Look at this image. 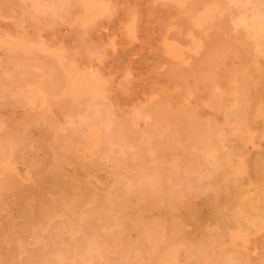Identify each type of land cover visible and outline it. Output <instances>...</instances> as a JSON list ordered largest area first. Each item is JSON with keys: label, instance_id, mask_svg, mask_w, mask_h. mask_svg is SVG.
<instances>
[{"label": "rangeland", "instance_id": "obj_1", "mask_svg": "<svg viewBox=\"0 0 264 264\" xmlns=\"http://www.w3.org/2000/svg\"><path fill=\"white\" fill-rule=\"evenodd\" d=\"M10 1V0H9ZM12 1H13V3H12ZM40 1V3H39V5H37V10H36V8H35V6L34 5H32V3H30V1H26V3L24 2H22V0H17V2H16V0H11L10 2H8V1H3V0H0V2H3V5H5V6H3L2 5V3L0 4V80H2V81H0V83L3 85V88L5 89V92L3 91V88L1 89V87H2V85H1V87H0V89H1V91L2 92H0V97L1 98H3L4 100L2 101V99L0 100L1 101V103L3 102H5L7 99H9V100H7V101H9V102H5L6 103V107H5V105L2 103V105L4 106H2L1 105V103H0V124L2 123L3 125H0V130H1V126H2V130L0 131L1 133L0 134H2V131H3V134H2V136L0 137V150L3 148V150H1L0 152L2 153H0V251L2 252H0V264H4L5 263V261H6V263L5 264H7V263H10V264H12V262H13V264H15V263H17V261H18V264H19V262L21 261V263L22 264H24L23 262H26L25 264H34V262H35V264L37 263H39V264H41V262L43 263V264H45L47 261L50 263V264H52V263H54V264H59L58 262H60V264H61V262H62V264L64 263V261H65V263L64 264H71V263H74V264H76V263H78V264H93V263H95V261H98L97 262V264H108L107 262H109V264H111V262H112V260L115 258V256H116V260H113V262H112V264H116V263H118V261H120V263H118V264H126L127 263V261H128V259H129V262H128V264L130 263V259H131V263L130 264H142V262H143V264H148V262H150L149 264H153V262H154V264L156 263V264H158L157 263V261H155L154 260V258H156V256H153V255H155V253H158L159 254V252L160 251H158V250H160L163 246L165 247H163L162 248V250L161 251H163L164 252V250L166 249V252H164V253H162V252H160V254H162L163 255V257L165 258V256H166V258L168 259L167 261H169V263L171 262H173V260H172V257H169L170 255H168V254H170V252L172 251L173 252V250H175L176 248L178 249V257H179V259H177L178 257L176 256V259H175V263L174 264H180V262H181V264H182V261L183 260H185L188 264H190L193 260H194V258L198 255V254H200V255H202V257L203 256H208L209 254H211L212 252V254L210 255V256H208V257H206V258H204L203 257V264H214V261L213 260H215V264H216V261H217V264L219 263V262H222V259H223V263L224 264H230V263H232V261H234V263L236 262V264H241V261L243 260V264H264V221L262 220V222H260L259 220H256V221H258L259 222V224H257V227L256 228H253V229H249L248 227V229L249 230H252L251 232H249V230H247L246 229V227H245V229L244 230H246V231H244L243 229H242V231H238L237 229H235L234 228V225L232 224V222H231V226L230 227H233V230H234V235H232V228L230 229V227H229V225L227 224V222L225 223L226 224V226L228 225V227H225V224H224V222L225 221H228L229 220V213H231L232 211H230V207L233 209V208H235V210L233 209V212H236V213H239L240 215H241V217H243V218H248V219H250V220H254V219H259V218H261V216L264 218V214H262V213H264V170H263V168L264 167H262V165L261 164H259V163H257V162H255L254 163V161H256L255 159H256V157H257V159H259V158H261L262 159V157L264 156V150H260V147L263 149L264 148V135H263V133H264V119H260L259 121H261V123L260 122H258L257 124H255L256 126L257 125H259V127H257V129H256V126L255 127H251V126H254V123L251 125L250 123H248V122H250V121H247L248 120V117L247 118H245L246 116H245V114L246 113H249V112H251L252 110H253V106H251V102H254V99H257L258 97H256L254 94H259L258 96H259V98L260 97H262L261 99H258L259 101H261V102H263L264 101V95L262 96V94H264V77H262V76H264V72L262 73V75L261 76H259L257 73L255 74V73H253L255 70V67L257 66V65H259V63L258 62H260V65H259V67L260 66H263V67H261V68H263L264 69V61H263V59H262V61H256V58H254V60H253V57H251L252 56V51H251V49H253V48H251V46H252V44L250 43V42H248L249 40L246 38L247 36H248V34H249V29L248 28H244L245 26L243 25V22H242V24H241V18L239 17L240 15L242 16L243 15V11H244V9L245 8H247V7H249V5L248 4H250L249 3V1L250 0H241L240 1V3H239V0H227V2H226V4L224 3L226 0H224L223 1V3L221 4V1L222 0H180V2L181 3H179V4H177V5H175V3H173V2H171V1H166V0H164V1H161V0H113V1H111V0H89V3H83V2H81V3H79L80 1H76V0H66V2L64 1V0H55V3L56 2H60L59 4L58 3H56L57 5L54 7V8H58L57 6H60L61 7V5L62 6H64L63 8L61 7V9H60V7H59V9H57L58 10V12H57V10H54V12H53V10H51V8H49V7H51V5L54 3L53 1L54 0H39ZM63 1V2H62ZM70 2V3H73L74 2V4H69L68 2ZM197 1H198V4H197ZM199 1H201L202 2V4L203 5H200L201 3L199 2ZM229 1V2H228ZM238 1V2H237ZM246 1L248 2V4L246 3ZM253 1H255V0H253ZM258 1H260L259 2V4H261L262 3V0H256V2H258ZM6 2H8V3H5ZM19 2V3H18ZM21 2V3H20ZM45 2H46V4H45ZM53 2V3H52ZM90 2H91V4H90ZM100 2V3H99ZM102 2V3H101ZM111 2V3H110ZM169 2V3H168ZM206 3V5H207V7H206V5L204 4V3ZM217 4H216V3ZM234 2H236V3H234ZM263 2H264V0H263ZM29 3H30V5H29ZM43 3V4H42ZM66 4V5H64V4ZM68 3V4H67ZM78 3V4H77ZM96 3V4H95ZM194 5H193V4ZM209 3V4H208ZM229 3V4H228ZM231 3H232V5L233 6H231ZM236 4V5H234V4ZM243 3H245L244 4V6L242 5ZM11 4V5H10ZM22 4H24V5H22ZM50 4V5H49ZM169 4V5H168ZM186 4L188 5L189 4V6L190 7H186ZM2 5V6H1ZM27 5H29V7H26ZM69 5H71V6H69ZM84 6L83 8L81 7V6ZM91 5H93V6H91ZM109 5H111V6H109ZM173 5V7L171 8V6ZM184 5V6H183ZM226 5V6H225ZM238 5H239V7H238ZM242 5V7L243 8H241L240 6ZM251 5V4H250ZM14 6V7H13ZM42 6H44V7H47V8H45V11H41L42 9L44 10V8L42 7ZM67 6H69V8L67 7ZM75 6H78V8L76 7L75 8ZM89 6H91V7H89ZM95 6V7H94ZM176 6H178V7H176ZM195 6H197V7H201V9H199L198 8V10H194V9H197V7L195 8ZM211 6V7H210ZM228 6V7H227ZM230 6H231V8H230ZM234 6H236V9H235V7ZM7 8L6 10L5 9H3V8ZM16 7V8H15ZM20 7V8H19ZM26 9H28L29 11H27V10H25V8ZM38 7H41L42 9H40V8H38ZM67 7V8H66ZM71 7H73V10H72V8ZM86 7V8H85ZM186 7V8H185ZM209 7V8H208ZM214 7V8H213ZM227 7V8H226ZM8 8H9V10H8ZM12 8V9H11ZM33 9V12H30L32 9ZM167 8H169V9H167ZM178 8V9H177ZM186 9V10H184V9ZM192 8H194L193 10H192ZM212 8V9H211ZM221 8V9H220ZM225 8V9H224ZM242 9V12H241V9ZM10 9H11V11L13 12H15V13H11L10 12ZM46 9H49V10H46ZM67 9V10H66ZM79 9V10H78ZM173 9V10H172ZM182 9H183V11H182ZM220 9V10H219ZM232 9V11H230ZM241 12V14L239 13V12H236V11H238V10ZM51 10V11H50ZM61 10V11H60ZM72 11H74V10H76V12L74 11L73 12V14L74 15H72L73 16V18H72V16L70 15L71 14V12ZM206 10H210V11H212V18H209V19H207V20H204L201 16H202V14H204V12L206 11ZM223 10V11H222ZM35 11V12H34ZM40 11L41 12H43V13H41L40 14ZM47 11V12H46ZM50 11V12H49ZM170 11V12H169ZM177 11V12H176ZM235 11V12H234ZM4 12V13H3ZM30 12V13H29ZM36 12H38V13H36ZM61 12V13H60ZM64 12V13H63ZM68 12H70V13H68ZM109 12V13H108ZM197 12V13H196ZM227 12H228V14H227ZM232 12V13H231ZM17 13V14H16ZM19 13V14H18ZM24 13H26V15L24 14ZM33 13H36L35 14V16H34V14ZM46 13H47V15H46ZM50 13L53 15H51V18L49 17V15H50ZM54 13V14H53ZM57 13V15L58 16H54L55 14ZM76 13H77V15H76ZM172 13V14H171ZM173 13H177L176 15L175 14H173ZM180 13L182 14V16L180 15ZM186 13H187V15L189 16H187L186 15ZM195 13V14H194ZM234 13V14H233ZM240 15H239V14ZM12 14V15H11ZM21 14V15H20ZM30 14H32V15H30ZM42 14H43V16H45V18H43V16H42ZM45 14V15H44ZM49 14V15H48ZM61 14V17L59 16ZM64 14V15H63ZM65 14H66V16H68V17H70V18H66L65 20H67V21H65V22H67V23H65L63 20L62 21H60L59 20V18L60 19H63L64 18V16H65ZM68 14V15H67ZM79 14V15H78ZM191 14V15H190ZM197 14V15H196ZM218 14V15H217ZM219 14H221V15H219ZM9 15H10V17H9ZM13 15L15 16V18H13ZM18 15V16H17ZM24 15V16H23ZM28 15H30L29 16V18H28ZM180 15V16H179ZM185 15V16H184ZM194 15V16H193ZM231 16V17H228L227 18V20L228 19H230V20H228V21H226V17L223 19L222 17L223 16ZM234 15H239L238 17L237 16H234ZM17 16V17H16ZM38 16V17H37ZM176 16V17H175ZM185 17V19H184V17ZM261 16H263V15H260L259 17H258V19L260 20H262L263 18H264V16L263 17H261ZM9 17V18H8ZM31 17V18H30ZM39 17H40V19H39ZM42 17V18H41ZM57 18V19H55V18ZM59 17V18H58ZM179 17V18H178ZM180 17H182L181 19H180ZM193 17V18H192ZM195 17V18H194ZM216 17V18H215ZM12 18V19H11ZM19 18V19H18ZM21 18H23L22 20H20ZM34 18V19H33ZM37 18V19H36ZM47 18V19H46ZM50 18V19H49ZM54 18V19H53ZM75 18H76V20H75ZM236 19V20H234V19ZM237 18H240V19H237ZM14 19H17V20H14ZM44 19V20H43ZM96 19V20H95ZM173 19H174V22H173ZM180 20V21H177V20ZM188 19V20H187ZM190 19H194L195 21H196V23H197V25L195 26V27H191L190 26V28H194V30H192V29H188V27L189 26H187L188 24V21L190 20ZM220 20V22H217V21H219ZM223 19V20H222ZM231 19H232V21H234V25H232L231 23H232V21H231ZM20 20V21H19ZM70 20V21H69ZM74 20V21H73ZM171 20V21H170ZM203 20V21H202ZM210 20H212V21H210ZM215 20V21H214ZM222 20V21H221ZM238 20V21H237ZM17 21H19V22H17ZM130 21H131V23H130ZM183 21V22H182ZM185 21H187L186 22V24L184 23ZM199 21V22H198ZM53 22V23H52ZM69 22H72V23H69ZM76 22H77V24H76ZM178 22V23H177ZM214 22V23H213ZM217 22V23H216ZM225 22H226V24H225ZM230 22V23H229ZM29 23V24H28ZM69 23V24H68ZM92 23V24H91ZM169 23V24H168ZM182 23H184L183 25H181ZM201 23H202V25H201ZM21 24V25H20ZM71 24V25H70ZM91 24V25H90ZM211 24H214V25H211ZM231 24V25H230ZM238 24V25H237ZM60 25V26H59ZM75 25H77L78 27H79V30H78V27L77 26H75ZM90 25V26H89ZM129 25V26H128ZM171 25V26H170ZM179 25H181V26H179ZM209 27H208V26ZM217 26V28H215L216 26ZM169 28H168V27ZM173 26V27H172ZM176 26H178V28L176 27ZM187 28H186V27ZM223 26H226V27H223ZM232 26H234V29H233V27ZM237 26H239V27H237ZM244 26V27H243ZM24 27V28H23ZM67 27V28H66ZM73 27V28H72ZM126 27H127V29H126ZM182 27H184V34L182 33L183 32V28ZM202 27V28H201ZM227 27H228V30L230 29V31H228L227 30ZM241 27H242V29H241ZM198 28V29H197ZM199 28H200V30H199ZM222 28H224V29H222ZM19 29V30H18ZM22 29V30H21ZM76 29H77V31H76ZM85 29V30H84ZM175 29V30H174ZM178 29V30H177ZM181 29V30H180ZM197 31H199V32H196V30ZM204 29V30H203ZM213 29V31H211ZM214 29H216L217 31L219 30V32H216V33H218L219 35H217L216 33H215V30ZM242 31H241V30ZM243 29H245V34L247 33V35H245L244 36V31H243ZM235 30V31H234ZM169 31V32H168ZM170 31H172V32H170ZM173 31H175V32H173ZM189 31V32H188ZM192 31H194V32H192ZM206 31V32H205ZM233 31V32H232ZM237 31V32H236ZM21 32V33H20ZM166 32H167V34H166ZM176 32H177V34H176ZM180 32V33H179ZM202 32L204 33V34H202ZM209 32H212V34L210 33L209 34ZM224 32V33H223ZM226 32V33H225ZM243 32V33H242ZM8 33V34H7ZM18 33H19V35H18ZM83 33V34H82ZM185 33H188V34H185ZM195 33V35L197 36V39H195L196 38V36L194 35L193 36V34ZM198 33V34H197ZM208 33V34H207ZM236 33V34H235ZM239 35H238V34ZM84 34H85V36H84ZM128 34V35H127ZM192 34V35H191ZM225 34V35H224ZM232 34V35H231ZM241 34V35H240ZM242 34H243V36H242ZM8 35V37H6ZM26 35V36H25ZM181 35V36H180ZM184 35H186V36H184ZM190 35V36H189ZM224 35V36H223ZM235 35V36H234ZM238 35V36H237ZM1 36H2V38H1ZM4 36V37H3ZM25 36V37H24ZM29 36V37H28ZM203 36V37H202ZM210 36V37H209ZM215 36H216V38H215ZM219 36H221V38H219ZM223 36V37H222ZM230 36V37H229ZM234 36V37H233ZM163 37H166L165 39L163 38ZM211 37H213L211 40L209 39V38H211ZM226 37L228 38V39H226ZM237 38V39H235V42H234V38ZM246 38L245 40H243L244 38ZM21 38H22V40H21ZM179 38H180V40H179ZM217 38H219L220 40H215V39H217ZM222 38H224V40L222 39ZM239 38H240V41H239ZM241 38H243V39H241ZM10 39V41H8ZM15 39V40H14ZM28 39V40H27ZM169 40V41H167V40ZM188 39V40H187ZM193 39V40H192ZM204 39V40H203ZM209 39V40H208ZM213 39H214V41H213ZM5 40V42H3ZM37 40V41H36ZM182 40H183V42H182ZM197 42H196V41ZM200 40H202V42L204 41L205 43H203L204 45L205 44H207V41H208V45H205V46H208V51L206 52V50H207V48L204 46L203 47V45L201 44L202 42L200 41ZM206 40V41H205ZM241 40L243 41V42H241ZM248 40V41H247ZM6 41H8V42H6ZM167 41V42H166ZM174 41V42H173ZM192 41V42H191ZM214 42V43H211V42ZM224 41V43H223V45H221V42H223ZM232 41V42H231ZM9 42H11V43H9ZM33 43V44H29V43ZM163 42V44L164 45H166V46H164L163 44H162V46H161V43ZM185 42H187V43H185ZM209 42L211 43V44H209ZM220 42V43H219ZM227 42V43H226ZM237 42V43H236ZM247 42V43H246ZM35 43H37V44H35ZM169 43V44H168ZM181 43H183L184 45H187V46H189V47H187V46H183V44H181ZM190 43V44H189ZM196 43V44H195ZM199 45H201V46H199ZM226 43V44H225ZM237 45V48H235L234 46H236L235 44ZM243 43H245L244 44V46L246 45L247 46V48H246V46L244 47L243 46ZM11 44V45H10ZM179 44H181L180 46H179ZM213 44V45H212ZM214 44H216L217 46H218V48H217V46L215 47L214 46ZM225 44V45H224ZM240 44H242L241 45V47H239L240 46ZM249 44H251V45H249ZM17 45V46H16ZM32 45L34 46V47H32ZM37 45V46H36ZM168 45H170V46H168ZM212 45V46H211ZM232 45H233V47L235 48H233V49H231L230 47H232ZM239 45V46H238ZM2 46H3V50H2ZM5 46V47H4ZM39 46V47H38ZM168 46V47H167ZM211 46V47H210ZM222 46H224V48L222 47ZM230 46V47H229ZM43 49H42V48ZM164 49H162V48ZM172 48V49H174V50H176L177 52H180V53H178L179 55H178V57H172L171 56V59L172 60H175L176 58H178V59H176V60H178V62L177 63H175V62H173L172 60L170 61V58H168V55H165V48ZM177 47V48H176ZM198 47V48H197ZM210 47V48H209ZM220 47H222L221 48V50H220ZM251 49H250V48ZM17 48L19 49L18 51H17ZM32 48H33V50H34V52H33V50H32ZM47 50H46V49ZM215 48V49H214ZM225 48H227V49H225ZM239 48V49H238ZM244 48V49H243ZM246 48V49H245ZM248 48H249V50L251 51V52H249L248 53ZM6 49V50H5ZM14 49V50H13ZM36 49V50H35ZM179 49H180V51H179ZM231 49V50H230ZM10 50V51H9ZM20 50H21V52H20ZM48 50H50L49 52H47ZM76 50V51H75ZM90 50V51H89ZM188 50V51H187ZM197 50H198V53H197ZM199 50L201 51V50H203V51H201V53L199 52ZM225 51V50H227V53L228 52H230V51H235L234 53H236V56L234 55V53L232 54L231 52L229 53L230 55H232L231 57H229L228 56V54H226V51L224 52V54H223V52H220V51ZM247 52H246V51ZM6 51V52H5ZM14 51H15V53H14ZM18 53H17V52ZM39 51V52H38ZM56 51V52H55ZM69 51V52H68ZM89 51V52H88ZM92 51V52H91ZM205 51V52H204ZM209 51H211V52H209ZM238 51H240V52H238ZM245 51V52H244ZM25 53V54H23V53ZM33 52V53H32ZM38 52V53H37ZM55 52V53H54ZM77 54H76V53ZM97 52V53H96ZM188 52H190V53H188ZM195 52V53H194ZM204 52V53H203ZM209 52V53H208ZM212 52H214L215 53V57L214 56H212ZM221 54H220V53ZM245 53V56H243L244 55V53ZM6 55H5V54ZM9 53V54H8ZM31 55H30V54ZM36 53V54H35ZM40 53H41V55H40ZM46 53H49V55H51L52 54V57H47V56H49L48 54H46ZM90 53V54H89ZM94 53H96V54H94ZM192 53V54H191ZM208 53V54H207ZM211 53V54H210ZM239 53V54H238ZM241 53H243L242 55H241ZM249 55H248V54ZM13 54V55H12ZM48 58H46L44 55ZM55 54H56V57H55ZM66 54V55H65ZM85 54H87V55H85ZM167 54V53H166ZM194 54V56H192ZM200 56H199V55ZM202 54H204V56L206 57V61H205V57L202 55ZM221 56V57H219V55ZM224 55V59H225V57L227 58V60L226 61H228V63L226 62V65H225V63H224V65H222L223 64V62L225 61L224 59H222L223 61L221 62L219 59H221V58H223L222 56ZM9 55H10V57H9ZM33 55V56H32ZM36 55V56H35ZM41 57H40V56ZM73 55H75V56H73ZM90 55V56H89ZM162 55H164V58H165V60H164V58L162 57ZM206 55H210L209 57L208 56H206ZM214 55V54H213ZM218 55V56H217ZM241 55V56H240ZM251 55V56H250ZM30 57L31 56V61H29V59H27L28 57ZM100 56V57H99ZM167 56V57H166ZM196 56H198V58H199V60H198V58H196ZM235 58H234V57ZM8 57H9V59L10 60H13V62L12 61H10V60H8L7 61V59H8ZM23 57V58H22ZM25 57H27L26 59H25ZM46 59H45V58ZM54 57V58H53ZM57 57H58V59L59 60H57ZM66 60H63V61H65V62H61L62 61V59L63 58ZM71 57V58H70ZM77 57V58H76ZM91 57V58H90ZM170 57V56H169ZM181 57V58H180ZM185 58V59H182V58ZM194 57V58H193ZM214 57V58H213ZM252 59H251V58ZM13 58V59H12ZM14 58L17 60L18 59V61H16V60H14ZM22 58V59H21ZM37 58H39V59H37ZM49 58H52L53 59V61L55 62H53L51 59H49ZM56 58V59H55ZM67 58V59H66ZM89 58V59H88ZM95 58V59H94ZM210 58V59H209ZM218 60H217V59ZM239 58V59H238ZM248 58V59H247ZM180 59V60H179ZM197 59V61L195 62V63H193L195 60ZM200 59H202L203 60V62H202V60H200ZM212 59H216L215 60V62L217 61V63H219L220 64V62H221V66H219L217 63H215L214 62V60H212ZM234 59V60H233ZM238 59V60H237ZM34 60H38L39 61V63H38V61H35V63L36 64H34ZM45 60H48V61H46L45 62ZM58 61V63H56L57 61ZM68 60H71V61H68ZM76 60H78V61H76ZM96 60H98V61H96ZM211 60H212V62H211ZM229 60L231 61V63L229 62ZM249 60H251V61H249ZM258 60V59H257ZM42 61H43V64H42ZM52 61V62H51ZM182 61V62H181ZM187 61V62H186ZM191 61V62H190ZM201 61V62H200ZM234 61H238V62H234ZM253 61H255V62H253ZM16 62H19V65H18V68H19V66H20V71H19V69H18V71H19V73H18V71L15 69V68H17V64L18 63H16ZM22 62V63H21ZM29 62H31V64L29 63ZM47 62H48V64H47ZM51 64H50V63ZM74 62V63H73ZM185 62V63H184ZM198 62V63H197ZM199 62H200V64H199ZM207 62H208V65H204V64H207ZM214 62V63H213ZM251 62H252V64H251ZM6 63H8V64H6ZM10 63H12V64H15L16 63V66L15 65H11ZM27 65H26V64ZM64 63V64H63ZM66 63V64H65ZM179 63V64H178ZM180 63H181V65H180ZM183 63V64H182ZM211 63L213 64V66L215 65H218V66H214L215 67V69H214V72H215V70L216 69H218V71H216L217 73H220V74H218V76L217 77H215L216 75H217V73L215 72H213V68L214 67H212V65H211ZM230 63V64H229ZM232 63H233V65H232ZM236 63H238V64H236ZM249 63V64H248ZM256 63V64H255ZM258 63V64H257ZM2 64H4V65H2ZM25 64V65H24ZM38 64V65H37ZM40 64V65H39ZM47 64V65H46ZM53 64H55L56 65V67H55V65H53ZM58 64H61V65H58ZM68 64H70V65H68ZM100 64V65H99ZM169 64V65H168ZM194 64H198V66L196 67V65H194ZM203 64V65H202ZM209 64H210V66H209ZM247 64V65H246ZM263 64V65H262ZM36 65V66H35ZM76 65H78V67H76ZM82 65V66H81ZM165 65H166V67H165ZM173 65V66H172ZM178 65V66H177ZM183 65V66H182ZM232 65V66H231ZM238 65V66H237ZM241 65V66H240ZM249 65H251V66H249ZM255 65V66H254ZM4 66H6V67H4ZM10 66V67H9ZM12 66V67H11ZM24 66H26V67H23ZM33 67V69H31V67ZM38 66V67H37ZM43 66V67H42ZM51 66V67H50ZM60 66V67H59ZM71 66V67H70ZM84 66V67H83ZM88 66V68H85V67H87ZM201 66H203L204 68H206L207 66V68L209 69L208 71H207V69H206V71L204 70V68L202 67V68H200V69H202L201 71H199L200 69L198 68V67H201ZM206 66V67H205ZM223 66H225V69L227 70V72L225 71V69H224V67ZM226 66H228L227 68H226ZM28 67H29V69H31V72H30V70L28 69ZM45 67V68H44ZM46 67H49L50 69L49 70H46V69H48V68H46ZM64 67V68H63ZM80 67V68H79ZM179 67V68H178ZM186 67V68H185ZM219 67H221V68H219ZM230 67V68H229ZM253 67V71L252 70H250V68H252ZM55 68H56V70H55ZM60 68H62V71H61V69ZM74 70H73V69ZM83 68V69H82ZM167 68V69H166ZM169 68V69H168ZM172 68V69H171ZM199 70H198V69ZM212 69V71H211V69ZM228 68H229V70H228ZM233 70H232V69ZM245 68V69H244ZM247 68H248V70H247ZM15 69V70H14ZM23 69H25V70H23ZM39 71H38V70ZM57 69H58V71H57ZM68 69V70H67ZM183 69V70H182ZM193 69H197V70H193ZM4 70V71H3ZM7 70H9V71H7ZM12 70V71H11ZM23 70V71H22ZM36 71V74H35V71ZM52 70H53V72H52ZM66 70V71H65ZM78 70V71H77ZM95 70V71H94ZM177 70V71H176ZM190 70H192L191 71V73H190ZM224 72H223V71ZM232 71V73H231V71ZM243 70H244V73H243ZM247 70V71H246ZM26 71V72H25ZM41 71V74H39V72ZM46 71V72H45ZM57 73H59L60 72V75L59 74H57ZM170 71V74L168 73ZM229 71V72H228ZM246 71V72H245ZM248 71H250V73L248 72ZM4 72H6V73H4ZM10 72V73H9ZM21 72H23V73H21ZM33 72V73H32ZM182 72H183V74H182ZM194 72V73H193ZM196 72H198V73H200V74H202V72L204 73V76H203V74L200 76V74L198 75V73H197V76H195L196 75ZM213 72V73H212ZM235 72H239L238 74H240V75H238L237 73H235ZM243 74H245V75H243ZM1 73H4V75L2 74V76H3V78H2V76H1ZM8 73V74H7ZM21 73V74H20ZM30 73V74H29ZM69 74V75H66V74ZM71 73V74H70ZM77 73H78V75H77ZM186 73V74H185ZM189 73V74H188ZM205 73H206V76H205ZM10 74V75H9ZM19 74V75H18ZM27 74H28V76L29 77H26L27 76ZM57 74V75H56ZM74 74V75H73ZM100 74V75H99ZM195 74V75H194ZM214 74H216V75H214ZM223 74H225L224 76H223ZM227 74H230V76L228 75V77H227ZM254 74V75H253ZM7 75H8V77H7ZM22 75V76H21ZM41 75V76H40ZM53 75H55V76H53ZM64 75V77L62 78V76ZM67 77H66V76ZM71 75H73L74 77H72ZM98 75V76H97ZM189 75H191V77L189 78ZM195 76L194 78H192L193 76ZM207 75H208V77H207ZM211 75H214L213 77L211 76ZM231 75H232V77H231ZM238 75V76H237ZM61 76V78H59ZM68 76H70V77H68ZM102 76V77H101ZM211 76V77H210ZM254 76H255V78H254ZM7 77V78H6ZM23 77V78H22ZM34 77V78H33ZM100 77V78H99ZM179 77V78H178ZM182 78V80L185 82V85H184V82H182V80H181V78ZM199 77H200V79H199ZM203 77V78H202ZM220 77H221V79H220ZM230 77V80H228V78ZM234 77V79L236 78V81L234 80H232V78ZM240 77H241V79H240ZM245 77H247V78H245ZM20 78V79H19ZM65 78H67V80H65ZM75 78V79H74ZM102 78V79H101ZM188 78V79H187ZM205 78V79H204ZM208 78V79H207ZM215 78V79H214ZM239 80H238V79ZM258 78V79H257ZM259 78H261V79H259ZM4 79V80H3ZM50 79V80H49ZM53 79H54V81H53ZM73 79H74V81H73ZM181 81H180V80ZM200 80V81H202L201 83H200V81H196V80ZM208 81H207V80ZM247 79V80H246ZM263 79V80H262ZM13 80H16V81H14V82H12ZM21 80V81H20ZM40 80V81H39ZM61 80V82H58V81H60ZM64 80V81H63ZM102 80H105L104 82H102L101 83V81ZM195 80V81H194ZM206 81L205 83H204V81ZM216 80H217V82H216ZM218 80H220L219 81V83H221L219 86H218ZM241 80V82L239 83V81ZM243 80H245V81H243ZM258 80H261V81H258ZM29 81H31V82H29ZM38 81V82H37ZM42 81H44V82H42ZM63 81V82H62ZM67 81V82H66ZM69 81H70V83L73 81V84L71 83H69ZM177 81H179V82H177ZM187 81V82H186ZM189 81H191V82H189ZM195 82V83H192V82ZM213 81H215V82H213ZM225 81V82H224ZM238 81V82H237ZM243 81V82H242ZM31 83V85L33 86V85H36V87H39L41 90H42V87H43V91H44V93H46V105L49 107V109H48V107H42V108H46V109H42V108H39V106H36L35 108L37 109V112H36V110H35V108H33L31 105H28V103L26 102V101H24V100H26V93H27V89H28V87H29V85L28 84H23V83ZM32 82H33V84H32ZM36 84H35V83ZM47 82V83H46ZM57 82V83H56ZM65 82H66V84H65ZM77 82V83H76ZM182 82V83H181ZM196 82H199V83H197L196 84ZM209 82V83H208ZM213 82V83H212ZM224 82V83H223ZM227 82V83H226ZM228 82H229V84L230 83H232L231 85H229L228 84ZM244 82L246 83V84H244ZM252 82H253V85H252ZM259 82H261V83H259ZM262 82H263V84H262ZM13 83V84H12ZM43 83V84H42ZM61 83H62V85H61ZM99 83V85H97ZM104 83H106V84H104ZM180 83V84H179ZM189 83V84H188ZM191 83V84H190ZM206 83H207V85H206ZM215 83V84H214ZM217 83V84H216ZM225 83H226V85H225ZM237 83V84H236ZM241 83H243V84H241ZM258 83V84H257ZM42 84V85H41ZM50 84V85H49ZM78 84V85H77ZM110 86H109V85ZM177 84V85H176ZM183 86H182V85ZM208 84L210 85V86H208ZM227 84H228V86H227ZM238 84H241V86H243V87H241L240 85L238 86ZM262 84V85H261ZM14 85V86H13ZM27 85V86H26ZM30 85V86H31ZM41 85V86H40ZM55 86L56 88V90L55 89H53L54 87L53 86ZM71 85V86H70ZM106 85V87L104 88L103 87V89H102V86H105ZM174 85V86H173ZM189 85H190V87H189ZM194 85V86H193ZM224 85L226 86V87H229L230 89V91H235V93L234 92H229L228 91V89L226 88V87H224ZM248 85V86H247ZM257 85H260V86H258V87H256ZM48 86V87H47ZM50 86H52L51 87V89L49 88ZM60 86H62V87H60ZM85 88H84V87ZM207 86V87H206ZM212 86V89L210 88ZM214 86V87H213ZM216 86V87H215ZM223 88H222V87ZM236 87V89L234 90L232 87ZM263 86V87H262ZM22 87V88H21ZM59 87V88H58ZM101 87V88H100ZM110 89H109V88ZM188 88V90H187V88ZM194 87V88H193ZM198 87V88H197ZM210 88V90H208L209 88ZM221 87V88H220ZM234 87V88H235ZM241 87V88H240ZM248 87H249V89H248ZM261 87H262V89H261ZM11 88V89H10ZM15 88H19V89H15ZM47 88H49V89H47ZM66 88V89H65ZM106 88H108V89H106ZM182 88V89H181ZM190 88V89H189ZM206 88H208V89H206ZM214 88V89H213ZM220 88V89H219ZM237 88H238V90H237ZM247 88V89H246ZM252 88V89H251ZM15 89V90H14ZM23 91H22V90ZM48 90V92H47V90ZM58 89H60L59 91H58ZM106 89V90H105ZM193 91H192V90ZM223 90V94H221V92H220V90ZM225 89V90H224ZM231 89H233V90H231ZM250 89H251V91H250ZM16 92H14V91ZM50 90V91H49ZM66 90V91H65ZM84 90V91H83ZM89 90V91H88ZM158 90V91H157ZM185 92H184V91ZM187 90V91H186ZM198 90H202V91H198ZM206 90H207V93L209 94V92H210V94H212L211 92H213V94H214V96L213 95H208L207 93H206ZM212 90H214L215 91V93H214V91H212ZM246 90H248V91H246ZM53 91V92H52ZM57 91V92H56ZM68 91V94H66L65 92H67ZM107 91V92H106ZM110 91V92H109ZM159 91H161L160 93H157V92H159ZM164 91V92H163ZM219 91V92H218ZM226 91H228L229 93H231V94H229V93H227ZM237 91H239V92H237ZM241 91L243 92V93H241ZM4 92V94H2ZM21 92V93H20ZM86 92V93H85ZM91 94H90V93ZM167 94H166V93ZM182 92H183V94H182ZM192 92V93H191ZM193 92H194V96H193ZM227 93V94H225V93ZM246 92V93H245ZM248 92V93H247ZM16 94V95H14V94ZM20 93V94H19ZM58 93V94H57ZM65 93V94H64ZM182 95H181V94ZM184 93H186V94H184ZM188 93L190 94V95H188ZM219 93V94H218ZM238 93H240V94H238ZM250 93V94H249ZM19 94V95H18ZM61 94V96H59ZM68 95L67 97L66 96H64V95ZM155 94V95H154ZM158 94V95H157ZM163 94V95H162ZM205 94H207V96H210V97H208L207 98V96L205 95ZM217 94L219 95V96H217ZM242 94H243V97H242ZM254 96H252V95ZM4 95V96H3ZM6 95V96H5ZM17 95H18V97H17ZM70 95V96H69ZM87 95L89 96V97H87ZM93 95V96H92ZM167 95V96H166ZM169 95V96H168ZM202 95V96H201ZM220 95L224 98L225 97V99H223L222 97H220ZM224 95V96H223ZM230 97H229V96ZM238 97H237V96ZM245 95V96H244ZM251 95V96H250ZM8 96V97H7ZM15 98H14V97ZM20 96H21V98H20ZM48 96H50V97H48ZM57 98H56V97ZM83 96V97H82ZM84 96H86V97H84ZM100 96V97H99ZM153 96H155V97H153ZM159 96H161V97H164V98H166L165 100H164V98H163V100H162V98H160ZM179 96H182V97H179ZM188 97V98H186V97ZM205 96H206V98H205ZM242 97V99H239L240 97ZM247 96H249V97H247ZM53 97H55V99L57 100H55V99H53ZM59 97V98H58ZM63 97V98H62ZM70 97H72V98H70ZM79 97H82V98H79ZM100 98V100H101V98L102 97H104V99L103 100H101V101H104V100H106L107 102H106V104H105V101L103 102L104 103V105H102L103 103L102 102H100V103H98L97 104V102H98V98ZM110 97H111V99H110ZM169 97V98H168ZM191 97H193L192 99H191ZM211 97H213V98H211ZM218 97H219V99H218ZM236 97V98H235ZM253 97V98H252ZM5 98H7L6 100H5ZM65 98H67L68 100H73V98H74V100H75V102H71V101H68V100H66ZM84 98V99H83ZM91 98V99H90ZM170 98H171V100H170ZM216 98V99H215ZM232 98V99H231ZM233 98H235V100H233ZM243 98H244V100H243ZM248 98H249V100H248ZM17 99H21V100H17ZM48 99V100H47ZM59 99H64L63 101L61 100H59ZM83 99V100H82ZM157 100V99H159L160 100V103H159V100L158 101H154V103L152 102L153 100ZM182 99V100H181ZM198 99H200L199 101H200V103H199V101H197ZM209 99H211L210 101H209ZM13 100H15L14 102H15V105L13 104L14 102H13ZM73 100V101H74ZM79 100H82V101H87L86 103L88 104V107H89V105H92V108H95V109H92V110H94V112L92 111V110H90V113H91V111L93 112V114H95V115H93V114H91L93 117L94 116H96V117H92L91 115H90V113H88V114H86L87 113V111L89 112V109H90V107L88 108V107H84V108H87V109H84L83 108V106L84 105H86L85 104V102H82V101H79ZM91 100V102H89ZM97 100V101H96ZM99 100V101H100ZM109 100V101H108ZM165 102V104L164 105H162L161 106V104H163V102ZM170 102H169V101ZM188 101V102H185V101ZM214 100V101H213ZM219 100V101H218ZM222 100V101H221ZM225 100V101H224ZM239 100H240V103H239ZM242 100V101H241ZM248 100V101H247ZM250 100H251V102H250ZM11 101V102H10ZM67 101H68V103L70 104V108H69V106H66V107H64V105H68L67 104ZM95 101V102H94ZM148 101H150V102H148ZM166 101H168V102H166ZM182 101V102H181ZM213 101V102H212ZM219 102V107H218V105L215 107V106H213L212 104H214V105H216L215 103L216 102ZM224 101V102H223ZM228 101H230V102H228ZM234 101H236V103H237V106L235 105V107L233 106V104H236ZM18 102V103H17ZM61 102H63L64 104H61ZM77 102V103H76ZM155 102H157V104L155 103ZM162 102V103H161ZM231 102H233V103H231ZM21 105H20V104ZM24 103V104H23ZM50 103V104H49ZM74 103V104H73ZM82 103H84V104H82ZM94 103V104H93ZM95 103H96V107L94 106L95 105ZM108 103V104H107ZM212 103V104H211ZM223 103H228V104H224L225 105V107H224V105H223ZM241 103H242V105H241ZM245 103V104H244ZM250 103V104H249ZM15 106H13V105ZM17 104H19V106L17 105ZM26 104L28 105V106H26ZM71 104H73V105H71ZM78 104V107L76 106ZM82 104V105H81ZM159 104V105H158ZM166 104H167V106H166ZM200 104V105H199ZM231 104V105H230ZM247 104V105H246ZM23 105V106H22ZM25 105V106H24ZM57 105V106H56ZM60 105L62 106V111H61V107H60ZM100 105H102L101 107H100ZM108 105V106H107ZM110 105V106H109ZM156 105V106H155ZM223 105V106H222ZM228 105V106H227ZM230 105V106H229ZM241 107H239V106ZM244 105V106H243ZM263 105H264V102H263ZM13 106V107H12ZM71 106L73 107V106H75V107H73V108H71ZM99 106V107H98ZM104 106H106V109L104 108ZM111 106H112V111H111ZM30 109H29V108ZM39 108V110H38V108ZM53 107V108H52ZM78 109H77V108ZM82 107V108H81ZM103 107V108H102ZM150 107H151V109H150ZM156 107V108H155ZM158 107V108H157ZM160 107V108H159ZM170 107V108H169ZM194 107V108H193ZM233 107V108H232ZM59 108H60V111H59ZM147 108H149L148 110H150V111H147ZM163 108H164V110H163ZM166 108L168 109H171V110H166ZM174 108V109H173ZM176 108H180V110H182V109H184V110H182V111H180V110H178V109H176ZM182 108V109H181ZM192 108L195 110V114L193 115V113L194 112H192ZM220 110H219V109ZM235 108V109H234ZM32 109V110H31ZM43 111H42V110ZM53 109V110H52ZM54 109H56V110H54ZM69 109H72V110H70L69 111ZM76 109V111H77V113H78V116H79V118L77 119L76 117H78L75 113H76V111L74 112V110ZM100 110V113H99V110ZM101 109H103V110H101ZM110 109V110H109ZM113 109H115V110H113ZM157 109V110H156ZM160 110V112H159V110ZM176 109V110H175ZM186 109V110H185ZM217 109L219 110V113H217L218 111H217ZM227 109L228 110H234L233 112L235 113H233L232 111H227ZM238 109V110H237ZM25 110H30V112H26ZM48 110V111H47ZM52 110V111H51ZM86 112L85 113V115H86V117H85V115H84V111ZM87 110V111H86ZM98 110V113L96 112ZM163 110V111H162ZM178 110V111H177ZM187 110H189V111H187ZM223 111V114H220V112L222 113V111ZM238 112H240V115L239 114H237V111ZM240 110V111H239ZM65 111H66V113H65ZM71 111H73L72 113H70ZM102 111V112H101ZM112 112V113H107V112ZM116 112L115 114H117V112H118V114L117 115H115L114 114V112ZM141 111V112H140ZM156 111V112H155ZM165 111V113H166V111H167V113H166V115L167 116H169L168 117V119L166 118V115L165 114H163L162 112H164ZM173 111L175 112H177L178 114L180 113V112H182V115L181 114H179L180 116H182L181 118H183V119H185V115H186V113H187V115H189V116H187L186 115V119H188L189 118V120L187 121L186 119L184 120V122H182L183 121V119H181V118H179V115L176 113V115L174 114H172L173 113ZM245 111V112H244ZM46 114H45V113ZM48 112V113H47ZM56 112V113H55ZM68 112V113H67ZM134 114H133V113ZM226 112H228L229 113V115H228V113H226ZM25 113H26V115H25ZM28 113V114H27ZM55 113V114H54ZM108 115H107V114ZM136 113V114H135ZM145 113H148V115L147 114H145ZM160 113V114H159ZM171 113V114H170ZM190 113V114H189ZM225 113V114H224ZM230 113L231 114H233V117L230 115ZM30 114V115H29ZM47 114H49V116L47 115ZM63 114V115H62ZM66 114V115H65ZM70 114V115H69ZM97 114H100V117L97 115ZM112 114H113V116H112ZM139 114H141V115H139ZM143 114V115H142ZM145 114V115H144ZM152 116V118H151V116ZM153 114V115H152ZM32 115V116H31ZM37 115V116H36ZM40 115H42V117L40 116ZM62 117H61V116ZM84 115V117H82ZM101 115H102V118L104 119H101ZM107 116V117H105V116ZM112 116V117H110V119H112V120H110L108 117L109 116ZM125 115V116H124ZM155 115H156V117H155ZM160 115H162V116H160ZM171 115V116H170ZM177 115H178V118H177V121H176V117H177ZM184 115V116H183ZM225 115V116H224ZM236 115H237V119H235L236 118ZM245 116L244 118H245V120H244V118L242 117V116ZM25 116H27V117H25ZM32 118H30V117ZM34 116H35V118H34ZM53 118H52V117ZM59 116V117H58ZM63 116H65V117H63ZM67 116V117H66ZM70 116H74V117H71V119L69 118ZM90 116L92 119H95L96 121H100V119H101V123H100V125H102V122H103V125H107V127H108V125L109 124H111V125H109L110 127H108V133H109V136H106V138L108 139H103L102 138V142H101V144H99L98 145V147H99V150H97V147H96V149H95V147H94V141L92 140L93 139V129H96V127L98 126H95V124H96V122L94 121V120H92V119H90V121L88 122V121H86L85 119H88V117ZM97 116L99 117V119L97 118ZM115 116V117H114ZM118 116H124V117H118V119H117V117ZM128 116L130 117V118H128ZM163 116H165V117H163ZM194 116V117H193ZM199 116V117H198ZM229 116H231L232 117V119H231V117H229ZM235 116V117H234ZM238 116H240L241 118L240 119H243L242 120V123L240 124V128H242V130L246 127V129H244L243 130V132H244V134L246 135V130H247V128H249V126H250V128H252L253 129V134L255 133L256 134V132L257 133H259V134H256L257 136H259V135H261L260 137H256L255 136V134H254V140L257 142V143H259V145L255 142V145L248 151V152H245V154L243 153V154H240V155H236V156H234V161H236V158H239V159H242V160H244V166H243V168H241L240 170H234L233 172V174H231L229 171H227L226 173H224V172H221V170L219 169V164H218V162L220 161V155L224 158V155H225V157H226V154H225V151L226 152H228L229 150H231L235 145H234V141H233V139H232V137H229V135H228V131H226L227 129H228V127H229V125L228 126H225V122H226V119L228 118V121H229V119L231 120V121H233L231 124H230V122H229V124L230 125H232V124H234L237 120H240L239 118H238ZM48 118V119H51V120H46L45 121V119L46 118ZM57 117L59 118V119H57ZM89 117V118H90ZM126 117V118H125ZM144 117H145V119H144ZM147 117V118H146ZM162 119L161 120V123L162 124H160L159 122H160V119ZM175 117V118H174ZM195 117H197L196 119H198V121L195 119ZM220 117V118H219ZM221 117H223L222 119L224 120H221ZM22 118V119H21ZM25 118H27V119H25L26 120V122L25 123H27L26 125H25V123H24V119ZM42 118H45V119H42ZM85 118V119H84ZM124 118V119H123ZM171 118V119H170ZM216 118H218L217 120H215ZM9 119V120H8ZM33 119H35L34 121H33ZM38 119H41L42 120V124H41V120H40V122H39V120ZM55 119V120H54ZM64 121H63V120ZM68 119L70 120V122H68ZM77 119V120H76ZM80 119H82V120H84L83 122L82 121H78V120H80ZM113 119H114V121H115V124L114 125H116V129H115V126H113L112 127V124L114 123V121H113ZM120 119V120H119ZM122 119V120H121ZM135 119V120H134ZM140 119V120H139ZM153 119V120H152ZM168 120V121H165V120ZM181 119V120H180ZM193 119V120H192ZM203 119V120H202ZM212 119V120H211ZM23 120V122H21ZM28 120V121H27ZM30 120H32V121H30ZM44 120V121H43ZM57 120H59V122L57 121ZM74 120H76V121H74ZM117 120H119V122H120V124H118L119 122L117 121ZM132 121L131 122V124H130V121ZM171 122H170V121ZM175 120L179 125H177L176 126V122L173 121ZM178 120H180L179 122H181V123H179L178 122ZM190 120H192V121H190ZM199 120H201V122H199ZM205 120V121H204ZM50 121V122H49ZM53 121H56V122H54L53 123ZM65 121H66V123L67 124H69V125H67V124H65ZM92 121H94L93 122V125H92ZM113 121V122H112ZM129 121V122H128ZM149 121L151 122V124L149 123ZM156 122V124H155V122ZM186 121V122H185ZM218 121V122H217ZM17 122V123H16ZM30 122H31V124H30ZM35 122V123H34ZM45 122H49L50 123V127L49 126H47L49 123H45ZM62 122V123H61ZM64 122V123H63ZM76 122V123H75ZM82 122V123H81ZM88 124H87V123ZM106 122H108V124H106ZM170 122V123H169ZM188 122V123H187ZM206 122V123H205ZM215 122V123H214ZM222 122V123H221ZM6 123H8V124H6ZM54 124V126H52L51 124ZM57 123H59V124H57ZM81 123V124H80ZM84 123H86L85 124V127L87 128H85V127H82V126H80V125H83L84 126ZM123 123H125V124H123ZM168 123V124H167ZM186 123V124H185ZM193 123H197L196 125H194ZM203 123V125H202V127H199V125L201 126V124ZM19 124H21L20 126H19ZM33 124V125H32ZM39 125V127H38V125ZM74 124V125H73ZM77 124V125H76ZM80 124V125H79ZM134 124V125H133ZM139 124V125H138ZM165 124H167V126L165 125ZM170 124H172L171 126H170ZM182 124V125H181ZM189 124H191V125H189ZM221 124H223L222 126H224V128L226 129H222V132H224L223 130H225V132L224 133H222L221 132V127L222 126H220ZM25 126V128H23L24 130H22V129H20V128H22V127H24ZM32 125V126H31ZM34 125H36V126H34ZM60 125H62V126H60ZM68 127H67V126ZM87 125L89 126V127H87ZM99 125V126H100ZM120 125H122V126H120ZM132 125H133V127H132ZM153 127H152V126ZM158 125L159 126H161L160 127V129H158L157 130V128H158ZM163 125H165V126H163ZM186 125H188L186 128H191V130H192V132L190 131V129L188 130L187 129V131H186V128H185V126ZM193 125V126H192ZM197 125H198V127H197ZM244 125V126H243ZM247 125V126H246ZM18 126V127H17ZM43 126V127H42ZM59 126V127H58ZM63 126L65 127V128H63ZM70 126V127H69ZM80 126V127H79ZM95 126V127H94ZM98 126V127H99ZM118 126V127H117ZM121 127V129H120V127ZM155 126H156V128H155ZM180 128H179V127ZM190 126V127H189ZM220 126V127H219ZM7 128V130H8V132H7V130H6V128ZM17 127V128H16ZM20 127V128H19ZM49 127V128H48ZM51 127H53V129L51 128ZM63 128V130H60V128ZM67 127V128H66ZM90 127H93V128H90ZM103 127V126H102ZM128 127V128H127ZM167 127H169V128H167ZM171 127V128H170ZM175 127V129L177 130V134H178V136H176L177 134H175V129L173 130V128ZM177 127V128H176ZM210 127H211V129H210ZM216 127V128H215ZM12 128V129H11ZM16 128V129H15ZM45 128H46V130H45ZM56 128H58L59 130H57ZM61 128V129H62ZM70 128V129H69ZM71 128H73L72 130H71ZM77 128V129H76ZM86 129V130H84V129ZM113 128H114V134H112L113 133ZM119 128V129H118ZM124 130H123V129ZM129 128H133L132 129V131L131 132H134V133H132L131 134V132L129 131V130H131V129H129ZM153 128H154V130H153ZM164 128H166V129H164ZM178 128H179V130H178ZM182 128H184L183 130H182ZM198 128H201V129H198ZM223 128V127H222ZM5 129V130H4ZM15 129V130H14ZM18 129V130H17ZM48 129H49V131H48ZM57 130V131H55V130ZM128 129V130H127ZM142 129V130H141ZM162 129V130H161ZM171 129V130H170ZM180 129H181V131H180ZM197 129V130H196ZM215 130V131H213V130ZM12 130H14V132L12 131ZM18 132H17V131ZM21 130V131H20ZM26 130V131H25ZM29 130V131H28ZM50 130L52 131L51 133H50ZM54 130V131H53ZM65 130V131H64ZM80 130H82V131H80ZM89 130V131H88ZM90 130H92V131H90ZM118 130V131H117ZM121 130V131H120ZM134 130V131H133ZM138 130V131H137ZM145 130H147L146 131V133H151L150 135L149 134H145ZM149 130H150V132H149ZM156 130V131H155ZM173 130V131H172ZM185 130V131H184ZM198 130H200L199 132H198ZM206 130H207V132L208 133H206ZM209 130V131H208ZM263 131L262 133H260L261 131ZM23 131H25L24 133H23ZM59 131V132H58ZM112 131V132H111ZM120 131V132H119ZM136 131V132H135ZM142 131V132H141ZM144 131V132H143ZM161 131V132H160ZM168 131V132H167ZM175 131V132H174ZM182 131H184V133H182ZM204 131V132H203ZM220 132V133H217V132ZM260 131V132H259ZM20 132V133H19ZM26 132H27V134L29 135V136H27V138H26ZM31 134H30V133ZM55 132V133H54ZM61 132V133H60ZM64 132V133H63ZM66 132H68V133H66ZM75 132V133H74ZM90 132V133H89ZM119 132V133H118ZM122 132V133H121ZM127 132V133H126ZM141 132V133H140ZM157 132V133H156ZM164 132V133H163ZM167 132V135L166 136H168V137H165V133ZM171 132V133H170ZM198 132V133H197ZM5 133V134H4ZM12 133H15V135L16 136H19L21 133H23V134H21V136H19V137H16L14 134H12ZM19 133V134H18ZM58 133H59V136H58ZM64 135H63V134ZM87 133H89V134H87ZM117 133L119 134V136H118V139L116 138V136L115 135H117ZM124 133V134H123ZM131 134V136L130 135H128V134ZM137 133H139V134H137ZM154 133V134H153ZM175 134V135H172V134ZM189 134V135H187V134ZM191 133V134H190ZM194 133V134H193ZM202 133H204V135L202 134ZM8 134V135H7ZM24 134H26L25 136H24ZM51 134L53 135V136H51ZM65 134H67L66 136L70 139V141H67V140H69V139H67V137L65 136ZM68 134H69V136H68ZM77 135V137H74V135ZM86 134V135H85ZM92 134V135H91ZM123 134V135H122ZM136 134V135H135ZM153 134V135H152ZM186 135V136H188V137H186V136H184V135ZM200 134V135H199ZM205 134H207L208 136H207V138H208V141L206 140L207 138H205L206 137V135ZM3 135H4V137H5V139H4V137H3ZM6 135V136H5ZM12 135H14V139L16 138V140H14V141H16L17 143H19V144H16L14 141H13V136ZM48 135V136H47ZM63 137H62V136ZM124 135H126V136H124ZM128 135V136H127ZM135 135V136H134ZM140 135V136H139ZM154 135H156V136H154ZM162 135V136H161ZM170 135V136H169ZM192 135V136H191ZM194 135V136H193ZM201 136V137H203V138H201L200 137V139H198V137L199 136ZM214 135H216L215 136V139L216 140H214ZM218 135V136H217ZM71 136V137H70ZM91 136V137H90ZM133 136H134V138H133ZM165 138H164V137ZM171 136H173L174 138H176L175 140H176V145H175V147L173 146L174 144H172V143H174L175 142V140H174V138L173 137H171ZM181 136V137H180ZM183 136V137H182ZM205 136V137H204ZM209 136H212V137H209ZM21 137V138H20ZM29 137H30V139H29ZM51 139V140H53V142H56L58 145L60 144L61 146L60 147H57V144L56 143H54L53 144V142H51L49 139ZM52 137H54L55 139H52ZM60 139H59V138ZM66 137V138H65ZM78 137H81V138H78ZM91 138V139H89V138ZM125 137H126V139H125ZM135 137H139L138 139L137 138H135ZM143 137H144V139H143ZM153 137H155L156 138V140H155V138H154V140H153ZM190 137V138H189ZM247 137V136H246ZM1 138L6 142V141H8V143H9V145H10V147L12 146L13 147V145H14V147L15 148H17V149H15L14 147V150H13V148L10 150L8 147V145H6V144H8L7 142L5 143L3 140L1 141ZM59 140H61L62 142H59L58 141V139ZM62 138H63V140H62ZM65 138V139H64ZM73 138V139H72ZM114 138V139H113ZM129 138V139H128ZM132 138V139H131ZM151 138V139H150ZM158 138V139H157ZM169 140H167V139ZM172 138V139H171ZM183 139V138H185V140H183L185 143H183V141L182 140H180V142H179V139ZM190 139V141H189V139ZM193 138H194V140H193ZM213 138V139H212ZM222 139V140H220V139ZM230 138V139H229ZM263 138V139H262ZM9 139V140H8ZM11 139V140H10ZM22 139V140H21ZM29 140L28 141V144L30 143V142H32V144L30 143V145H28L27 144V140ZM81 139H83L84 141L82 142V141H80ZM88 139V140H87ZM123 139H125V140H123ZM128 139V140H127ZM160 139V140H159ZM161 139H163V141L161 140ZM165 139V140H164ZM178 139V140H177ZM192 139V140H191ZM197 139L201 142V143H199V141H198V144H197ZM202 139H204V140H202ZM218 139V140H217ZM19 140H21V141H19ZM24 140H26V141H24ZM31 140V141H30ZM56 140V141H55ZM71 140H74V141H71ZM79 140V141H78ZM104 140V141H103ZM112 140V141H111ZM114 140V141H113ZM118 140V141H117ZM122 140L125 142V141H129V142H125V143H127V147L125 146L124 147V145L123 144H121V142H122ZM144 140V142H142ZM150 140H152V141H154L153 143L155 144H151L150 143ZM168 142H167V141ZM170 140H173V142H170ZM225 140V142L223 143V141ZM229 140H230V142H229ZM14 142V144H13V142ZM51 142V143H49L48 144V142ZM86 141L88 142V144L86 143ZM91 141V142H90ZM131 141H135V142H133V144H135V145H133L132 144V142ZM151 141V142H152ZM193 141V142H192ZM195 141V142H194ZM203 141V142H202ZM207 141V142H206ZM214 141H216V142H214ZM226 141H227V143H226ZM261 141H263V142H261ZM1 142L3 143L4 142V144H1ZM26 142V143H25ZM47 142V144H45ZM64 142V143H63ZM67 142H69L68 144H67ZM72 142H73V144H72ZM78 142V143H77ZM81 142V143H80ZM90 142V143H89ZM93 142V143H92ZM107 142V143H106ZM112 142V143H111ZM116 142H118L117 144H116ZM124 142H122V143H124ZM137 142V143H136ZM139 142V143H138ZM161 142H163V143H161ZM164 142H165V144L166 143H168V144H164ZM188 144H187V143ZM196 143V144H191V143ZM208 142H210V144L212 143L213 144V142H214V144L215 143H217V146L219 147H217L216 145H210ZM218 142H220L221 144H219ZM45 144V147L46 148H44V144ZM75 143H77V146H76V144ZM83 143H85V144H83ZM109 143V144H108ZM160 143H161V145L162 146H160ZM170 143H171V145H170ZM190 143V144H189ZM223 143V144H222ZM233 143V144H232ZM261 143V144H260ZM15 144H16V146H15ZM26 144H27V146H26ZM50 144H52V145H50ZM66 144V145H65ZM81 144H83V145H81ZM105 146H108V147H105ZM111 144H114L115 146H116V148H117V150H116V148L113 146V145H111ZM120 144V145H119ZM132 144V145H131ZM146 144V145H145ZM164 144V145H163ZM179 144H185L186 145V147H187V145H188V149H190L189 150V152L192 154H189V152L187 151L188 149H182V148H186L185 147V145L181 148L180 147V145ZM201 144H204V145H201ZM206 144V145H205ZM209 144V145H208ZM220 146H219V145ZM231 144V145H230ZM263 144V145H262ZM7 146V148L9 149V151L8 150H6L5 151V149H7L6 148V146ZM20 145H21V147H20ZM24 145H25V148H24ZM47 145V146H46ZM71 145L73 146V147H71ZM86 145H87V147H86ZM91 145H93L92 147H91ZM140 145V146H139ZM148 145H149V147H148ZM153 145V146H152ZM195 145H196V147H198V146H201L200 147V149H199V151H197L198 153H196V150H198V148H196L195 147ZM198 145V146H197ZM221 145H222V147H225L224 149L221 147ZM226 145H228L227 147H226ZM261 145V146H260ZM1 146H2V148H1ZM19 146V147H18ZM23 146V147H22ZM50 146V147H49ZM64 146H67V147H64ZM82 146H84V147H82ZM91 147V149L92 150H90V147ZM101 146H103L102 148H101ZM123 146V147H122ZM133 146H135V147H133ZM136 146H137V148H136ZM153 148H152V147ZM156 148H155V147ZM167 146L168 147H172L171 149H169V148H167ZM176 146H177V148L179 147V148H181V150H177V148H176ZM191 146V147H190ZM203 146V147H202ZM205 146H207V147H210V149L209 148H205ZM211 146H212V148H211ZM259 146V147H258ZM52 147V148H51ZM54 147H56V148H54ZM62 147H64V149L62 148ZM120 149H119V148ZM128 147H131V148H129V149H127V150H129V151H131L130 153H131V155L129 154V152H126L125 150H126V148H128ZM147 147V148H146ZM160 147V148H159ZM162 147V148H161ZM216 147V148H215ZM220 147L222 148L221 150H223L224 152H222V151H220ZM24 149V150H22V149ZM59 148H61L60 150H57V149H59ZM71 148H73V149H71ZM85 148V149H84ZM100 148L102 149V150H100ZM104 148H107V150H105ZM110 148V149H109ZM115 148V149H114ZM134 148H136V149H134ZM150 148H151V150L153 149V150H155V151H149L150 150ZM165 148H167V149H165ZM214 148V150H212ZM227 148V149H226ZM229 148V149H228ZM20 149V150H19ZM26 149V150H25ZM44 149H46V151L44 150ZM63 149V150H62ZM66 149H67V155H68V159H66L67 158V155L66 154H62V151H63V153H65L66 152ZM96 151H95V150ZM112 149H114L115 151H116V156H115V152L114 151H110V150H112ZM119 149V150H118ZM122 149V150H121ZM141 149V150H140ZM149 151V153H151L150 155H149V153H148V151ZM159 149V150H158ZM173 149V150H172ZM176 149V150H175ZM216 149H219V150H217L218 152L220 151V153H216V154H212V153H215V152H217L216 151ZM18 151L20 154H18V152L16 153V151ZM57 150V151H56ZM62 150V151H61ZM83 150V151H82ZM90 151L89 153H87L88 151ZM104 150H105V152H104ZM124 152V154L121 152ZM132 150H134V151H132ZM144 150V152H142ZM164 150V151H163ZM166 150H169L170 151V154H169V151H166ZM188 152H186V151ZM206 150H209V151H207L208 152V154H206L207 152H205ZM256 150H258V151H256ZM4 151V152H3ZM7 151H8V154H6L7 153ZM54 151H55V153H54ZM65 151V152H64ZM76 151V153L74 154V152ZM87 151V152H86ZM97 152V151H99L98 153H97V155H96V153H92V152ZM112 152V153H110V152ZM120 153H119V152ZM136 151V152H135ZM159 152V153H157V152ZM161 151H163V153L164 154H162V153H160ZM192 151H194V152H192ZM200 151H202V152H200ZM210 151H212V153L210 152ZM255 151H256V153H255ZM6 152V153H5ZM15 152V153H14ZM59 152V153H58ZM71 153V155H70V153ZM81 153V156H80V153ZM83 152V153H82ZM105 153V154H103L106 158L104 159V160H107L106 162H101L102 160H103V155H101L102 153ZM107 152V153H106ZM114 152V153H113ZM137 152H139V153H137ZM146 152H147V157H146ZM152 152H155L156 154H154V153H152ZM171 152H174V153H171ZM182 152L184 153L183 155H182ZM199 152H200V154H199ZM261 152V153H260ZM30 153H31V155H30ZM33 153V154H32ZM40 153V154H39ZM52 153V154H51ZM64 156L63 157V160L61 161V158H60V160H59V157H62V155ZM78 153H79V156H78ZM125 153H126V155H125ZM128 153V154H127ZM185 153H186V155L189 157V158H187V156H185ZM196 153V154H195ZM209 153H211V154H209ZM223 153H224V155H223ZM251 153H253V154H255V156L254 157H252L251 158V156H250V154ZM258 153V154H257ZM14 154V155H13ZM17 154V156H15ZM35 154V155H34ZM57 155V156H55V155ZM73 154V155H72ZM95 156H97V157H95ZM112 154V155H111ZM119 154L122 156H124V157H122L121 158V156H119ZM167 155V156H165V158L164 157H162V155L164 156V155ZM181 154V155H180ZM206 154V155H205ZM218 154H219V156H218ZM10 155H11V158L10 159H12L11 161H10V159H8L9 157H10ZM49 155V156H48ZM51 155V156H50ZM59 155V156H58ZM76 155V156H75ZM134 155V156H133ZM135 155L137 156V157H135ZM156 155V156H155ZM173 155V156H172ZM196 155H202L201 157H202V159H203V157H205V159H203V163L204 164H206V165H204L203 163H201L202 162V159H201V157L200 156H196ZM205 155V156H204ZM208 155H210L212 158H210V156H208ZM261 155H263V156H261ZM8 156V157H7ZM20 156H22V157H20ZM31 156H34V157H31ZM70 156H72V157H70ZM77 156L79 157V158H77ZM99 156L100 157H102L101 159L99 158ZM110 156V157H109ZM112 156V157H111ZM127 156H129V158L127 157ZM130 156H132L131 158H130ZM150 158H149V157ZM168 156H170V157H168ZM172 156V157H171ZM195 156V157H194ZM206 156H208L209 157V159L206 157ZM217 156V157H216ZM239 156V157H238ZM249 156V158H251V159H249V158H246V157H248ZM258 156H261V157H258ZM15 157V158H14ZM20 157V158H19ZM66 157V158H65ZM74 157V158H73ZM75 157H76V159H75ZM82 157V158H81ZM131 161V162H129V160L127 159V158ZM135 157V158H134ZM151 157H154V158H151ZM157 157H158V159H157ZM159 157L161 158V159H159ZM199 157V158H198ZM216 157V158H215ZM241 157H243V158H241ZM19 160H18V159ZM32 158H33V160H32ZM53 160H52V159ZM69 158H71L72 160L71 161H68V160H70ZM90 158H92V159H90ZM95 160H94V159ZM108 158H110V160L108 159ZM114 158H116V160L114 159ZM124 158V159H123ZM139 158H141V159H139ZM148 158V159H147ZM170 160H169V159ZM172 158V159H171ZM184 158V160H182ZM192 158V159H191ZM194 158H196V159H194ZM255 158V159H254ZM16 159V160H15ZM34 159L36 160V162L34 161ZM49 159H51V162L52 161H54V162H52V165H51V163H50V161H49ZM73 159H75L74 161H73ZM79 159H82L81 161L79 160ZM84 159H85V162H84ZM87 159L89 160L88 162H87V164H86V161H87ZM125 159H127V162L125 163ZM135 159V160H134ZM139 159V160H138ZM164 159V160H163ZM189 160V162H187L188 160ZM215 159H217V160H215V161H218V162H215L214 160ZM219 159V160H218ZM239 159H237V160H239ZM260 159V160H261ZM263 159H264V157H263ZM34 161L33 163H32V161ZM48 160V161H47ZM66 162H65V161ZM79 160V161H78ZM93 160V161H92ZM97 160V163H98V161H100L98 164L97 163H93V162H95ZM114 161V163L112 162V161ZM141 160V161H140ZM156 160L161 164V166L163 165V163L165 164L164 166H162L163 167V169L164 170H162L161 168L162 167H160V165H158V162H156ZM169 161V162H171L172 164V166L170 165H168V164H170V163H168V164H166L165 163V161ZM172 160V161H171ZM173 160H174V162H173ZM190 160L191 161H193V160H195V161H197V162H190ZM201 160V161H200ZM207 160V161H206ZM212 160V161H211ZM14 161L16 162V161H18V164L17 163H14ZM57 163H56V162ZM59 161H61V163H62V165H64V164H66L64 167L61 165V163H59ZM63 161H64V164H63ZM77 161H78V163H77ZM92 161V162H91ZM122 161V162H121ZM124 161V162H123ZM137 161V162H136ZM138 161H140V163H138ZM144 163H143V162ZM177 161H179V163H181L180 165H179V163L177 162ZM211 162V163H209V162ZM253 162V164L254 165H256V168L254 167L253 168V164H252V162ZM263 161V166H264V160H262ZM10 162V163H9ZM13 162V163H12ZM29 162H31V163H29ZM39 162V163H38ZM47 162H49L50 163V165H51V168H49V163L47 164ZM68 162H73L71 165H70V163H68ZM77 163V165H76V163ZM117 162H118V164H117ZM120 162V163H119ZM133 162H135V163H133ZM141 162L143 163V165L141 164ZM147 162V163H146ZM182 162H184V163H182ZM206 162V163H205ZM214 162H215V165H214ZM247 162H250V163H248V164H250V165H248V164H246ZM34 163H36L37 165L36 166H34V167H36V168H33L32 166L34 165ZM45 163V164H44ZM53 163H55V164H58V166L60 167H58L57 165L55 166V164H53ZM79 163H82V165H84V166H82V168H81V164L79 165V167H78V164ZM102 163V164H101ZM105 163H107V164H105ZM110 163V164H109ZM125 163V164H124ZM128 163V164H127ZM150 163H157L156 165H158V170L156 169L157 168V166L156 165H152L151 164V167H150ZM173 163L175 164V165H173ZM185 163H187V164H185ZM191 163V165H189ZM195 163V164H194ZM197 163V164H196ZM199 163V164H198ZM210 165V166H208V164ZM257 163V164H256ZM16 164V165H15ZM28 164V165H27ZM60 164V165H59ZM93 164H95V165H93ZM107 165V166H105V165ZM121 164H123V166H121ZM129 164H133V165H135L133 168H132V166L133 165H129ZM218 164V167L216 166ZM32 165V166H31ZM46 165V166H45ZM67 165L69 166L70 165V167H69V169L67 168ZM73 165H75V166H73ZM87 165H88V169H87ZM96 166V165H101L100 167L99 166H96V167H93V166ZM111 165H114V166H112V168H111ZM118 165V166H120V168H118V166L116 167V166ZM129 167H128V166ZM145 165V166H144ZM183 165H186V166H182ZM195 165V166H194ZM202 165V166H201ZM56 168H55V167ZM62 166V167H61ZM91 166V167H90ZM108 166H109V168H108ZM139 166H142V167H139ZM150 168H149V167ZM165 166H169L168 168L167 167H165ZM175 166H176V168H175ZM180 166L183 168L182 170H179L178 171V169H180ZM198 166V167H197ZM203 166H205L204 168H206V170L205 171H203ZM248 166V167H247ZM260 166V167H259ZM8 167V168H7ZM15 167V168H14ZM17 167V168H16ZM32 167V169H31V171H28V170H30V168ZM47 167V168H46ZM55 169H54V168ZM59 169H58V168ZM85 167V168H84ZM99 167V168H98ZM114 167H116V169L117 170H119V171H117L116 169H114ZM125 167H126V169H125ZM131 167V168H130ZM136 167V168H135ZM154 167V168H153ZM173 167V168H172ZM184 167H186V168H184ZM194 167V168H193ZM195 167H197V170H196V168ZM202 167V168H201ZM209 167L211 168V170H209V173H212V172H214V168L213 167H215V171H216V169H218V170H220V171H216L215 173H213L214 175H215V182H221V183H219V184H217V183H215L216 184V186L215 185H213L214 183H213V176L214 175H211L210 174V176H209V174H206L207 172H208V169H209ZM262 167V168H261ZM15 170H13V169ZM45 168L47 169V170H45ZM76 168V169H75ZM81 168V169H80ZM84 168V169H83ZM92 170H91V169ZM101 168V169H100ZM111 168V169H110ZM123 168V169H122ZM128 168V169H127ZM134 168L136 169V170H134ZM141 169V172H139L140 173V175L138 174V171H140L139 169ZM144 168H146L145 170H144V173L142 172L143 170L142 169H144ZM161 170H160V169ZM171 170H170V169ZM199 168H200V170H199ZM208 168V169H207ZM258 168H259V170H263V171H260V173H257V172H259L258 171ZM52 169V173L53 174H51V172L49 171V170H51ZM68 169V170H67ZM70 169H71V171L72 172H69L70 171ZM73 169V170H72ZM75 169V170H74ZM80 169V170H79ZM83 169V170H82ZM99 169V170H98ZM121 169H122V171H121ZM153 169V170H152ZM154 169H156L157 171H155ZM175 170V172L174 171H172V170ZM186 169V170H185ZM190 169H192V170H195V171H190ZM213 169V170H212ZM43 171V172H45L46 171V173L48 174L49 173V175H47V177L48 178H46V173H43V172H41L42 173V175H41V173L40 174H38L37 175V171H38V173H39V171ZM45 170V171H44ZM62 170H63V172H62ZM66 170V171H65ZM96 170V171H95ZM103 170V171H102ZM109 170H110V172H109ZM111 170L112 171H114V172H111ZM135 172H134V171ZM138 170V171H137ZM149 170V171H148ZM160 170V171H159ZM166 170H168V171H166ZM184 170V171H183ZM47 171H49V172H47ZM53 171H57V174L55 173V172H53ZM60 173H59V172ZM68 171V172H67ZM85 171V174L83 173ZM97 171H101V172H97ZM119 172V174L120 173H122V174H120V181H119V174L117 173V172ZM121 171V172H120ZM124 171H125V173H124ZM131 171H132V173H131ZM136 171H137V173H136ZM159 171V172H158ZM162 171H164V172H162ZM170 171V172H169ZM177 171H178V173L180 172L181 173V175H180V173H179V175L177 174ZM186 171V172H185ZM189 171H190V173H189ZM202 171L204 172L203 174H202ZM207 171V172H206ZM64 172H66L65 174H64ZM80 172V173H79ZM82 172V173H81ZM95 172H97L98 174L96 175V173ZM116 172V173H115ZM157 172V173H156ZM166 172H167V175H166ZM172 172V173H171ZM192 172V173H191ZM195 172H199L198 174L197 173H195ZM35 173V174H34ZM58 176L59 174H63V175H61L60 177H61V181L62 180H64V178H68V176H69V178H70V180H67L68 181V183H67V181L66 182H64V183H62L61 181V183L63 184V185H65V183H66V185H67V187H66V189L65 188H63V187H65V186H63L60 182H59V180H60V177H57V176H55V174ZM59 173V174H58ZM67 173H70V174H67ZM72 173V174H71ZM89 173H91V174H89ZM112 173V174H111ZM114 173V174H113ZM123 173H124V176L126 175H128V177H124L123 176V178H124V180H123V178H122V176L121 175H123ZM128 173V174H127ZM136 173V174H135ZM161 173H165V178H164V174H161ZM219 174V176L217 175V174ZM222 175H224V176H222L221 177V174ZM227 173H229V181H226L227 183L228 182H230V183H228V185H227V183H225V185H227V186H224V183L223 182H225V180H223L222 178L224 177V178H226V177H228V175H227ZM33 174H34V176H33ZM81 174H83L82 176H80ZM86 174H87V176H86ZM118 174V175H117ZM142 174V175H141ZM150 174V176L151 177H147L148 175ZM158 174H161L162 176H160V175H158ZM175 174H177V175H175ZM186 174V175H185ZM191 174H193V176L191 175ZM194 174H196V175H194ZM208 175V177H211L212 178V180H211V178H209V181L207 180V176L206 175ZM226 174V175H225ZM238 174V175H237ZM246 174V175H245ZM259 174H261L260 176H259ZM263 174V175H262ZM16 175V176H15ZM55 176V178H54V176ZM65 175V176H64ZM71 175V176H70ZM72 175H73V177H72ZM77 175V176H76ZM79 175V176H78ZM89 175H91V176H89ZM131 175H132V178H131V180H130V178L129 177H131ZM138 177V178H140V180L143 182H141L142 183V185L145 187V189L143 190V191H141V192H139L140 190V187L142 186L141 184H139L138 182H140V180H138V178L136 177V176ZM185 175V176H184ZM188 175L189 176H191L190 178L188 177ZM203 175H204V177H203ZM237 175V176H236ZM247 176V177H245V176ZM13 176H15V177H13ZM22 178H21V177ZM28 176L29 177H31V178H28ZM43 176H44V178H43ZM89 176V177H88ZM97 176V177H96ZM107 176V177H106ZM114 176V177H113ZM142 176H144L143 178H144V180H142ZM153 176H154V178H155V180H154V178H153ZM159 176H160V180H159V182H158V178H159ZM167 176H169V180H168V177ZM176 177V180H175V177ZM178 176V177H177ZM180 176V177H179ZM182 176V177H181ZM195 176H198L197 178L195 177ZM201 178H200V177ZM217 176V177H216ZM232 176H236L237 177V180H235L234 181V178L232 177ZM242 176H244L245 178H246V180H245V178L244 177H242ZM36 177L38 178V180L36 181ZM64 177V178H63ZM77 177V178H76ZM81 177V178H80ZM83 177V178H82ZM94 177H96V178H94ZM118 177V178H117ZM133 177H134V180H133ZM136 177V178H135ZM158 177V178H157ZM167 177V178H166ZM172 178V181H170L171 180V178ZM173 177H174V180H173ZM193 177V178H192ZM202 177H203V180H202ZM205 177H206V180H205ZM219 177L221 178V180H223V181H221V180H219ZM235 177V178H236ZM241 177V180L239 181V178ZM11 178H13V180H14V178H15V180L14 181H12L11 180ZM34 178H35V180H34ZM73 178H74V183H75V185L73 184ZM92 178H93V180H92ZM114 178H116V180H114ZM126 178H127V181H128V183L127 182H125V180H126ZM128 178H129V180H128ZM145 178H146V181H147V178H148V181H151L152 180V178H153V180H154V182H152V183H150L151 185H156L155 187H153V186H151V185H148L149 183H148V181L146 182V184L144 183V181H145ZM150 178H151V180H150ZM156 178H157V180H156ZM183 178H184V180H183ZM194 178H195V180H194ZM230 178H231V180H230ZM243 178H244V180H243ZM259 178H263V180H262V183H260L259 182ZM18 179H21L20 180V182L21 183H19V182H17L18 181ZM39 180H41L40 182H39ZM48 180V181H47ZM51 180H52V182H53V184H54V181L53 180H56L57 182H55V185H56V187L52 184V182H51ZM72 180V181H71ZM78 180H80V181H78ZM113 180H114V182H113ZM123 180V181H122ZM138 180V181H137ZM152 180V181H153ZM181 180V181H180ZM182 180H183V183H182ZM188 180V182L186 183V181ZM189 180H191V183H192V185L191 186H193L192 188H189V187H191L189 184H191L190 183V181ZM199 180V181H198ZM211 180V181H210ZM245 181V182H247L246 184L243 182V181ZM248 180V181H247ZM16 182L15 183V185L17 186H14V183L12 184V182ZM24 181H26L25 183H24ZM29 181V182H28ZM50 181V182H49ZM70 181V182H69ZM75 181H77V182H75ZM108 181V182H107ZM133 181V183L135 182L136 184L134 185V184H131L130 182H132ZM164 181H168L169 183L167 184L166 182L164 183ZM174 181V182H173ZM177 181H178V184H176L177 183ZM181 182V185H179L180 184V182ZM193 181V182H192ZM231 181H233V183L231 182ZM236 181H238V182H240V183H238V182H236ZM242 181V182H241ZM261 181V180H260ZM11 184H10V183ZM37 182V183H36ZM59 182V184H56V183H58ZM78 182H79V184H78ZM85 182H87V183H85ZM107 182V183H106ZM117 182V183H116ZM120 182V183H119ZM122 182H124V183H122ZM161 182V183H160ZM171 182H172V188H171ZM195 182H198L197 183V185H196V183ZM205 182H207V185L205 186ZM210 182V183H209ZM4 183V184H3ZM18 183V184H17ZM49 183H51L53 186H51V184H49ZM104 183H106L105 185H104ZM111 183V184H110ZM117 185H116V184ZM119 183V184H118ZM122 183V184H121ZM125 183H127V185L125 184ZM129 183H130V185H129ZM156 183H160L159 184V186L160 185H163L162 187H159ZM202 183V184H201ZM231 183H232V185H231ZM249 183V184H248ZM71 186H70V185ZM123 184H125V185H123ZM164 184H165V186H164ZM167 184V185H166ZM198 184H199V186H198ZM208 184H210L209 186H211V184H212V186H211V188L213 187V188H215V190H217V192H215L216 194H217V196H220V198H219V201H221V202H223V203H221V202H216V201H218V197L216 196V195H212V197H211V194H212V192H214V189L213 190H210V189H208L209 188V186H208ZM236 185V187H234L235 185ZM239 184H240V186H239ZM244 184V185H243ZM5 185H7V186H9L8 188H7V186H5ZM26 185V186H25ZM39 185V186H38ZM61 185V186H60ZM70 187H69V186ZM72 185H74V187H77L78 185V187H77V189L76 188H74ZM77 185V186H76ZM107 185H109L110 186V188H109V186L107 187ZM112 185V186H111ZM130 186V188H129V186ZM133 185V186H132ZM138 185V186H137ZM140 185V186H139ZM183 185H185V186H187V187H184ZM202 185H204L205 187H207L208 186V188H203L202 187ZM217 185H219V186H217ZM260 185H262V187L260 186ZM49 187L48 189H47V187ZM60 186V189L58 188ZM81 186V187H80ZM88 186H90V188L88 187ZM94 186V187H93ZM103 186V187H102ZM115 186H117V187H115ZM121 186V187H120ZM138 188H137V187ZM141 187V190H142V188H144V187ZM151 186V187H150ZM181 186H182V188H181ZM198 186V187H197ZM201 186V187H200ZM223 186H224V188L226 187V188H228L227 189V192L230 194V196H232L231 197V200L232 201H230V202H232V206H234L235 204H237V207L236 206H234V207H232L230 204V202H226L225 200H224V198H223V196H222V194L221 193H223V191L225 190L224 188H223ZM229 186V187H228ZM244 186H247V187H244ZM13 187H15V189H17V190H14L13 189ZM18 187H20L21 188V190H20V188L18 189ZM51 187H53V188H51ZM62 187V188H61ZM82 187H85V189H87V191L86 190H83L84 188H82ZM112 187V188H111ZM119 187V188H118ZM127 187L129 188V189H127ZM153 187V189H151ZM166 187H168V188H166ZM177 189H176V188ZM183 187H184V189H183ZM196 187V188H195ZM218 187V188H217ZM236 188L234 191H233V189L234 188ZM239 187V188H238ZM245 189V190H241V189H243V188ZM14 190V191H16V193L15 192H13L12 191V189ZM58 188V189H57ZM80 188V189H79ZM82 188V189H81ZM94 188V189H93ZM105 188V189H104ZM108 188V189H107ZM114 188V189H113ZM123 188V189H122ZM149 188V189H148ZM158 188V190L156 191V189ZM175 188V189H174ZM186 188H189V189H186ZM194 188V189H193ZM201 188H203L204 189V191H201V190H203V189H201ZM229 188H232V190H230ZM246 188H247V190H248V193H249V196L251 197V199H252V201H251V199H250V197L247 195V197L245 198V195L246 194H248L247 193V191H246ZM249 188V189H248ZM24 189V190H23ZM45 189H47V190H45ZM54 189V190H53ZM63 189L65 190V191H63ZM91 191V194L89 193V190ZM100 189V190H99ZM118 189V190H117ZM122 191H121V190ZM126 189V190H125ZM148 189V190H147ZM167 189L170 191V189H172L170 192H167ZM192 189H193V191H194V193H193V191H192ZM201 189V190H200ZM238 189V190H237ZM261 189H263V191L261 190ZM23 190V191H22ZM49 190H51V192L52 193H55L54 191L56 190L57 191V193L56 194H58V191H59V193L61 194V195H59L58 194V198L56 197L57 195H55V194H52ZM70 190V191H69ZM74 190V191H73ZM76 190L77 191H79V192H76ZM95 190V191H94ZM97 190H99L100 191V193H99V191L97 192ZM102 190H106V191H104V193H103V191ZM118 192H117V191ZM139 190V191H138ZM149 190H153V191H149ZM159 190H160V193H159ZM177 190V191H176ZM184 190H186V192L187 193H189L190 195H188ZM188 190V191H187ZM189 190H191V191H189ZM210 192H209V191ZM232 191V192H230V191ZM241 190V191H240ZM18 191V192H17ZM48 196H44L45 194L43 193V192ZM47 191H48V193H47ZM63 193H62V192ZM81 191H83V192H81ZM84 191H86V192H84ZM102 191V192H101ZM109 191H114L112 194L109 192ZM119 191L121 192V193H119ZM130 191V192H129ZM163 191V192H162ZM173 191V192H172ZM175 191V192H174ZM182 191V192H181ZM198 193H200V194H197V192ZM201 191V192H200ZM244 192V195H242L243 194V192ZM21 192H24V193H22V195H21ZM50 192V193H49ZM67 194H66V193ZM72 192V193H71ZM81 192V193H80ZM94 192V193H93ZM107 192V195H105L106 197L108 196V198L110 199H106V197L105 196H103L105 193ZM117 192V193H116ZM139 192V193H138ZM142 192L143 193H146V195L145 194H142ZM151 192V193H150ZM153 192V193H152ZM155 192H157V193H155ZM165 192V193H164ZM182 193V194H180V193ZM184 192V193H183ZM193 194H192V193ZM207 192V194H203V193H206ZM219 192H221V193H219ZM237 192V193H236ZM241 194H240V193ZM71 193L72 195H74V196H72L71 194L69 195V194ZM76 193H78V194H76ZM85 193V194H84ZM97 193H98V196H96L97 195ZM124 193V194H123ZM134 193H136L135 195H134ZM137 193H138V195H137ZM142 194V195H144L145 197H141L142 195H139V194ZM155 193V194H154ZM162 193V194H161ZM173 193V194H172ZM175 193H178V196H177V194H175ZM232 193H234V194H232ZM246 193V194H245ZM260 193H261V195H260ZM16 194V195H15ZM18 194V195H17ZM42 194V195H41ZM63 194H64V196H63ZM84 194V195H83ZM87 194V195H86ZM93 194H95V195H93ZM100 194H102V195H100ZM112 195V198H110V196ZM119 194L120 196L122 195V199H121V197H119V195L117 196V195ZM128 194V195H127ZM148 194H149V196H148ZM169 194H171V196H169V198L167 197ZM180 194V195H179ZM187 196H186V195ZM232 194V195H231ZM235 194H237V195H235ZM238 194H240L241 195V197L242 198H245V199H241V197L238 195ZM21 195V198L19 199V196ZM38 195V196H37ZM54 195H55V199H57V200H55L54 199ZM66 195V196H65ZM80 196V199L78 198L79 196ZM81 195L83 196L82 198H81ZM89 195H91V197L89 196ZM100 195V196H99ZM116 195V196H115ZM130 195H131V197H130ZM162 195V196H161ZM165 195H166V197H165ZM175 195V196H174ZM207 195V196H206ZM210 195V196H209ZM17 196H18V199H17ZM23 196V197H22ZM25 196V197H24ZM36 196H37V198H36ZM40 196H42L43 198H45V199H48L49 198V200L52 198V200H45V199H43V198H41ZM51 198H50V197ZM73 198H75L76 196H78V197H76L77 199H79L78 201L79 202H76V200L77 199H74L73 201H75V202H73L72 200H71V197ZM85 196H88V197H86V198H84ZM92 196L94 197H96V198H94V199H91L92 198ZM101 196H103V197H101ZM123 196H125V197H123ZM126 196H128V197H126ZM148 196V197H147ZM151 196V197H150ZM158 196L159 197H161V198H158ZM173 196V197H172ZM176 196H177V199L179 198V196H180V198H179V200H177V199H175L176 198ZM184 196V197H183ZM213 196H216V197H213ZM234 196V197H233ZM244 196V197H243ZM29 197V198H28ZM41 199H40V198ZM60 197L62 198L61 200H60ZM64 197V198H63ZM65 197H67V198H65ZM100 198V201H99V198ZM137 197H140V198H142V199H140V198H137ZM154 197V199H152ZM156 197V198H155ZM239 197V198H238ZM249 197V198H248ZM88 198H90V200L89 201H91L90 203H89V201H87L88 200ZM114 198V199H113ZM118 198H120V199H118ZM127 198H129V201H128V199ZM130 198H135V199H132L133 201L135 200V202H131L130 203ZM146 198V199H145ZM150 198V199H149ZM162 198H163V200H162ZM166 198V199H165ZM174 198V199H173ZM184 198V199H183ZM209 198H211V199H213V202L214 203H216V205H214V203L211 201V200H207V199H209ZM238 198V199H237ZM23 201H22V200ZM25 199V200H24ZM33 199H35V200H33ZM39 199V200H38ZM69 199L71 202H73L72 204L70 203V201L68 202L67 200ZM86 199V200H85ZM102 199H104V200H102ZM137 199H138V201H137ZM141 200V202H140V200ZM157 199H161V200H157ZM234 199H237L236 201L234 200ZM17 200V201H16ZM60 200V201H59ZM66 200V201H65ZM98 200V201H97ZM112 200H117V201H115V202H117V203H115L114 202V205H113V203L111 204L110 202H113ZM118 200H119V202H118ZM124 200L126 201V202H129V203H126V202H124ZM144 200V201H143ZM146 200H147V202H146ZM166 202H165V201ZM173 200H176L175 202L173 201ZM182 200V201H181ZM215 200V201H214ZM225 201V203H224V201ZM234 200V201H233ZM258 200V201H257ZM36 203H35V202ZM42 201H45V202H42ZM54 201H56L55 203H54ZM59 201V202H58ZM86 203H85V202ZM93 201H95V202H93ZM101 201H103V202H101ZM106 201H108L107 203H106ZM137 201V202H136ZM164 201V202H163ZM169 201H172V203L171 202H169ZM179 201V202H178ZM180 201H181V204H180ZM186 201H188L189 203L187 204V202ZM209 201V204L207 203ZM211 201V202H210ZM248 201H249V203H248ZM23 202V203H22ZM38 202H40V203H38ZM42 202V203H41ZM48 202V203H47ZM53 202V203H52ZM61 202V203H60ZM64 202H65V204H64ZM86 204H84V203ZM88 202V203H87ZM96 202H98V203H96ZM122 202V203H121ZM143 202L145 203V204H143ZM152 202V203H151ZM178 202V203H177ZM183 202H185V203H183ZM238 202H243V203H238ZM25 203V204H24ZM33 203V204H32ZM67 203H69L68 205H70L71 204V206H73L74 207V204H75V208L73 209V207H71V206H69V208H67ZM80 203V204H79ZM103 203V204H102ZM109 203H110V205H109ZM120 204V206L122 205V207H123V205H124V207L122 208H120V206H118V205H116V204ZM137 203V204H136ZM138 203H140V204H142V205H138ZM168 203H170V204H168ZM176 203H177V206H176ZM251 203H253V204H255V205H253V204H251ZM37 204V205H36ZM38 204H40V205H38ZM42 204V205H41ZM45 204L46 205H48V206H50L51 204L53 205V208H51L52 207V205H51V209L53 210V211H55V212H53L52 210V212L50 211V208H48V206H45ZM58 204V205H57ZM80 206L81 205V207L83 208V210H85L86 209V212L88 211L87 210V208L90 210V211H88L89 213H90V215L89 214H86V213H84V211L82 210V208L81 207H77L78 205ZM87 204L88 205H90V206H87ZM94 204H95V206H94ZM97 204H99V205H97ZM100 204H102L101 205V207H99L100 206ZM108 204V205H107ZM126 204V205H125ZM129 204H132L133 206H129ZM163 204V205H162ZM168 204V205H167ZM171 204H172V206H171ZM186 204V205H185ZM213 204V205H212ZM218 204V205H217ZM220 204V205H219ZM222 204H225V205H227V206H224V205H222ZM242 205V207L241 206H238V205ZM260 204V205H259ZM21 205H24L23 207L24 208H26L27 206H29V207H31V208H29L28 209V207H27V209L29 210H27V209H24ZM60 205H61V207H60ZM63 205H65L64 207H62ZM77 205V206H76ZM104 205V206H103ZM128 205V206H127ZM135 205H137V206H135ZM144 205V206H143ZM145 205H146V208H145ZM151 205V206H150ZM157 205H159V206H157ZM162 205V206H161ZM167 207H166V206ZM190 205V206H189ZM222 205V206H221ZM243 205H244V208H243ZM251 205V206H250ZM37 206V207H36ZM40 206H42V208H43V210H42V208L40 207ZM56 206V207H55ZM57 206H59V207H57ZM84 206H86V208H84ZM106 206H108V208L106 209ZM113 206V207H112ZM125 206H127L128 208H125ZM137 207L136 208V210H135V207ZM169 206H171V207H169ZM173 206H174V208L175 209H173ZM181 208H180V207ZM183 206V207H182ZM188 206V207H187ZM211 206V207H210ZM216 206H217V208H216ZM220 206V207H219ZM250 209V211L249 210H247V207ZM254 206V207H253ZM47 207V208H46ZM91 207H92V209H91ZM102 207H104V208H102ZM118 208V211H117V208ZM139 207V208H138ZM150 207V208H149ZM151 207H152V209H151ZM194 207V208H193ZM212 207L214 208V209H212ZM222 207V208H221ZM253 207V208H252ZM39 208H41V211H40V209ZM56 208V209H55ZM59 208H61V209H59ZM70 208H72L71 209V211H70ZM81 209V211H80V209ZM97 208L99 209L98 211H97ZM114 208L116 209V210H114ZM120 208V209H119ZM140 208H142L141 209V211H140ZM167 208V209H166ZM171 208V210H168V209H170ZM187 208V209H186ZM189 208V209H188ZM220 208V209H219ZM225 208H228V209H225ZM239 208V209H238ZM258 208H261L263 211H259V209ZM21 209H23V210H21ZM32 209V211H30ZM36 210V214H35V210ZM45 209H48L49 210V212H47ZM63 209V210H62ZM69 211H68V210ZM76 209V210H75ZM95 209V210H94ZM129 209L131 210V211H129ZM138 209V210H137ZM149 209V210H148ZM151 209V210H150ZM154 209V210H153ZM156 209V210H155ZM177 209V210H176ZM218 210V211H220L221 209L222 210H224L226 213H224V211L222 212V210H221V213L220 212H218V213H220V217H219V219H222L221 221L218 219V213H216V210ZM231 209V210H232ZM243 209V210H242ZM254 209V210H253ZM258 209V210H257ZM23 212H25V214L24 213H22L21 211ZM38 210V211H37ZM58 210H60L59 212H58ZM67 212H66V211ZM78 210H79V212H78ZM94 210V211H93ZM101 210V211H100ZM103 210V211H102ZM112 210L114 211L113 213H112ZM121 210V212H122V214H121V212H119ZM133 210V211H132ZM142 210L144 211V212H142ZM163 210H166V211H170V213L169 212H166V211H163ZM189 210V211H188ZM227 210H228V212H227ZM42 211H43V214H42ZM73 211V212H72ZM77 211V212H76ZM83 211V216H81L82 214H80L81 212ZM92 211V212H91ZM125 211V212H124ZM128 213H127V212ZM135 211V212H134ZM139 213H141V215L140 214H137L138 212ZM147 211L149 212V213H151V218H150V216L147 214ZM156 211H157V213H156ZM173 212V214H172V212ZM214 211V212H213ZM238 211V212H237ZM248 211L250 212V214L248 213ZM256 211H258V213H256ZM31 212V214H30V218H29V213ZM33 212H34V215H33ZM39 212V213H38ZM74 212H76L77 214H79V215H77L76 213H74ZM94 212V213H93ZM98 212V213H97ZM99 212L101 213L100 215H99ZM115 212H116V214H115ZM162 213V212H164V213H162V215L163 216H161V214L160 213ZM174 212H179L178 213V215H179V218L180 219H178V217H176V216H178L177 215V213H174ZM212 212V213H211ZM232 212V213H233ZM242 212H243V214H242ZM260 212H261V214L262 215H260ZM28 213V214H27ZM37 213H38V215L40 216V219L37 217L38 215H37ZM44 213H46V214H48V213H52L53 214V217H51V215L50 214H48V215H46V214H44ZM63 213V214H62ZM68 214V215H66V214ZM72 213V214H71ZM102 213H108V214H106L107 215V217H104L103 216V214ZM117 213H119V214H117ZM125 213H126V215H125ZM132 214V215H130V214ZM143 213H146V214H144V216H142L143 215ZM167 213V214H166ZM213 214V213H216V215L217 216H215V215H211V214ZM228 213V216L226 215ZM252 213V214H251ZM254 213H256V214H254ZM65 214V215H64ZM114 214H115V216H114ZM121 214V215H120ZM124 214V216H127V217H124V218H122L123 215ZM128 214H129V216H128ZM137 214V215H136ZM158 214V215H157ZM160 214V215H159ZM169 214L171 215L170 217L171 218H169L168 216H169ZM174 214H176V219H174V220H172V217H174V216H172V215H174ZM34 216V218H35V215H36V218L34 219L33 218V216ZM41 215H43V219H44V217H45V220H46V223L48 224V225H50L49 224V222L51 223V225H52V223H55L56 224V228L53 226V225H55V224H53L52 226L54 227H50V226H48V225H46V223H45V220H42L41 219ZM44 215H46V216H44ZM49 215H50V217H49ZM64 215V216H63ZM73 217H72V216ZM96 215H99V216H96ZM105 215V216H106ZM119 215V217L120 218H117V216ZM139 215V216H138ZM146 215V216H145ZM153 215V216H152ZM155 215V216H154ZM165 215H166V218H164L165 217ZM246 215V216H245ZM260 215V216H259ZM66 216H70V217H72V218H70V219H68ZM75 216V217H74ZM79 216V217H78ZM86 216H88L87 218H85ZM90 216H94V217H92L93 219H91V217ZM103 216V218H101V217ZM109 216V217H108ZM112 216H113V218H112ZM122 216V217H121ZM132 216V217H131ZM136 216V217H135ZM140 218H138V217ZM251 216V217H250ZM252 216H255V217H253L252 218ZM48 217H49V219H48ZM64 217H66L65 219H64ZM114 217L115 218H117V219H119V220H115L114 219ZM145 217H149L151 220H149V221H147L148 219L147 218H145ZM214 217H215V219H214ZM256 217H259V218H256ZM32 218V219H31ZM48 219V221L49 222H47V219ZM53 218V219H52ZM75 218H76V220H75ZM77 218H78V220H77ZM81 218V219H80ZM92 221H90L89 219ZM99 218V219H98ZM107 218V219H106ZM111 218V219H110ZM122 218V219H121ZM131 218V219H130ZM133 218H136L135 219V221H134V219ZM152 218H153V221H154V223H155V221H157L158 222V225L155 223V224H152L153 222H152ZM160 218H161V220L164 218V220L166 221V223H165V221L164 220H160ZM213 218V219H212ZM31 219V220H30ZM34 219V220H33ZM39 219V220H41L40 222H43V224H41L39 221H37V220ZM50 219L52 220V222L50 221ZM55 219L57 220V221H59V223L56 221V222H54L55 221ZM58 219H60V220H66V221H61V223H60V220H58ZM75 220L76 222H73L72 221V223H70L71 221H68V220ZM94 219H95V222H94ZM102 219V220H101ZM110 219V220H109ZM127 219H129V220H127ZM142 219V220H141ZM144 219H147V220H144ZM170 219V220H169ZM54 220V221H53ZM96 220H98V221H96ZM103 221V222H101V221ZM106 220H109V221H106ZM124 220V221H123ZM131 220V221H130ZM132 220H133V225H135L136 224V226H138L139 224H141V226L139 225V227L137 228L136 226H133L132 225ZM137 220H139V221H137ZM176 220H177V222H176ZM217 220H219L220 221V223L223 225V227L221 226V224L219 225L218 223H219V221H217ZM32 221H33V224H32ZM34 221H36V222H38V223H36V222H34ZM68 221V222H67ZM77 221H83V222H87V224L89 225L90 223H93L91 226L89 225H87L86 224V222H85V225L83 224V223H80V222H78V223H80V224H76L77 223ZM113 221V222H112ZM118 221H120V223L118 222ZM140 221H142L143 222V225H142V222H140ZM162 223H161V222ZM168 221H170V222H168ZM216 223H215V222ZM88 222H90V223H88ZM96 222H97V224L98 225H96ZM107 222H109V225H108V223ZM112 222V223H111ZM123 222H124V224H123ZM128 222V223H127ZM137 222H140V223H137ZM145 222V223H144ZM147 222V223H146ZM164 222V223H163ZM229 221H228V223H230ZM257 222V223H258ZM23 223V224H22ZM27 223V224H26ZM31 224V226L29 225V227H28V224ZM63 223H65V224H63ZM72 224V226H74V228L73 227H70L71 225L69 224V227L70 228H68V226H66L67 224ZM76 225H75V224ZM102 223V224H101ZM105 223V224H104ZM118 223V224H117ZM122 223V224H121ZM127 223V224H126ZM130 223V224H129ZM151 223V224H150ZM161 225H160V224ZM168 223V224H167ZM174 223V224H173ZM198 223H199V225H198ZM26 224V225H25ZM35 224H37V226L39 227H36V225ZM43 225V226H48V227H46V228H48V229H50V232L49 231H47V229H45V227H43V226H41V228H40V226L39 225ZM58 224V225H57ZM83 224V225H82ZM111 224V225H110ZM120 224V225H119ZM138 224V225H137ZM150 224V225H149ZM173 224V229L176 231V229H177V227H178V230L177 231H179V232H175L172 228H171V225ZM217 224V225H216ZM60 225H62V226H60ZM63 225L64 226H66V227H64V229H63ZM79 225H82L81 227L82 228H84V229H82ZM105 225H108V228H107V226H105ZM117 225L119 226L118 227V230H119V228L122 226V225H124V226H122L121 228H120V230H122L123 231V233L125 234V237H124V235H123V233H122V231H116L117 230ZM127 225H129V227L131 228L132 227V230L128 227V229H127ZM152 225V226H151ZM159 227V230L161 229V231H159L158 230V228H157V226ZM164 225V226H163ZM168 225V226H167ZM177 225V226H176ZM182 225V226H181ZM185 227H184V226ZM219 225V226H218ZM26 227V229L25 228H23V227ZM33 226H34V228H33ZM76 226H78L80 229H78V227H76ZM100 228H99V227ZM111 226H113V227H111ZM126 226V227H125ZM145 228H143V227ZM198 226V227H197ZM200 226V227H199ZM204 226V227H203ZM42 227H43V229H42ZM76 227V228H75ZM91 227V228H90ZM97 229H96V228ZM101 227H103V229L101 228ZM105 227H106V229L109 231L110 230V234L109 233H106L107 232V230H105ZM133 227H134V229H133ZM161 227V228H160ZM263 227V228H262ZM29 228V229H28ZM31 228H33V229H31ZM53 230H52V229ZM58 228V229H57ZM66 228H68L69 229V232H68V234L66 233ZM71 228H73L72 230H71ZM86 228V229H85ZM89 228V229H88ZM139 230V232L138 233H140V234H138V236H140V237H136L137 235V229ZM171 228V229H170ZM180 228V229H179ZM184 228H186L185 230H184ZM199 228V229H198ZM201 228H203V229H201ZM220 228V229H219ZM225 230H223V229ZM258 228V229H257ZM31 229V231H29ZM42 230L41 231V233L43 234L42 236H43V238H42V236H41V233H40V231L39 230ZM61 229V230H60ZM68 229H67V231H68ZM77 229V230H76ZM88 229V230H87ZM100 229V230H99ZM113 229V230H112ZM124 229H125V232H124ZM127 229V230H126ZM144 229V230H143ZM148 229H149V232H148V234H147V232H145L146 230L148 231ZM165 231V233L163 232V230ZM168 229H170V231L168 230ZM201 229V230H200ZM36 230H38L39 231V234H38V232H36ZM43 230L45 231V233H43ZM57 230V231H56ZM64 230V231H63ZM70 230L71 231H77V233H79V230H80V236L79 235H77V233L76 232H70ZM87 231V232H84V231ZM94 230H97V232L96 231H94ZM104 230L106 231V232H104ZM129 230V231H128ZM133 230H135V232L133 231ZM140 230H142V231H140ZM153 230H154V233H152L153 232ZM171 230H173L172 232H171ZM186 230H187V232H186ZM198 230L200 231L199 233H198ZM235 230H236V232H235ZM52 231H53V233H52ZM59 231H61V232H63V234L64 233H66V235H68V237H69V233H70V236H71V234L73 235H75V237H74V240L76 239V241L78 240V242H80V244L78 243L77 244V242H76V244L75 243H72V241H73V237H71V238H68L65 234L64 235H62V233L61 232H59ZM90 231H92V233H94L95 235H91V236H89L87 233H91ZM103 233H102V232ZM183 231V232H182ZM192 231H193V233H192ZM201 231H202V234H201ZM204 231V232H203ZM217 231V232H216ZM219 231H222V232H220L219 233ZM228 231V232H227ZM230 231V232H229ZM254 231V232H253ZM34 232V233H33ZM57 232V234H58V236L57 235H53V237L54 236H56V237H60V235L59 234H61V240H60V238L59 239H57V240H54V239H56V237L55 238H51L50 236H52V234H54V233H56ZM84 233V235H82L83 233ZM98 233V234H100L101 235V233L102 234H104V235H99L98 236V234H96V233ZM128 234H127V233ZM132 232V233H131ZM167 232V233H166ZM171 232V234H169ZM182 232V233H181ZM190 232L192 233V234H190ZM195 232V233H194ZM198 234H197V233ZM206 232V233H205ZM211 232H215V233H213V234H211ZM239 232H241V233H239ZM248 232V233H247ZM258 234H257V233ZM38 235H37V234ZM49 233H52L51 235L49 234ZM76 233V234H75ZM86 233V234H85ZM91 233V234H92ZM113 233V235L115 236V237H113V235H111ZM117 233H120V235H118L117 236ZM156 233H158V237H157V235H155V236H153L154 234H156ZM161 233H164L165 235L167 234H169L170 236H171V238H173L172 240H174V242L171 240L170 241V239L171 238H169L168 236H165L164 234H161ZM176 233V234H175ZM181 233V234H180ZM203 233H204V235H203ZM219 235H218V234ZM222 233H224V234H222ZM230 233H231V235H230ZM249 233H251L250 234V236H249ZM32 235V239H31V235ZM48 234V235H47ZM108 236H111V237H108ZM123 235V237L121 238V236ZM144 234V235H143ZM153 234V235H152ZM159 234H161V235H163V238H162V236L161 235H159ZM179 234H180V236H179ZM183 234L185 235V236H183ZM205 234H206V236H205ZM210 234V235H209ZM226 234V236H224ZM237 234H240V235H242L243 236V238L241 237V238H237V236H235V235H237ZM46 235V236H45ZM50 235V236H49ZM73 235V236H74ZM78 237H81V240H84V242L83 241H81L80 240V238H78ZM86 235V236H85ZM105 235H106V237H105ZM128 237H127V236ZM175 235H177V236H175ZM199 235V236H198ZM214 237H218L219 236V238L221 237L222 238V240H221V238L219 239V238H214ZM221 235V236H220ZM35 236V237H34ZM47 236H49V237H47ZM88 236V237H87ZM93 236V237H92ZM103 236V237H102ZM116 236H117V238L118 239H116ZM130 236L134 239L133 241H132V239L130 238ZM147 236V237H146ZM151 237V239H153V243L151 242V239H149L150 237ZM161 236V237H160ZM166 238H168V240L167 239H165V237ZM175 236V237H174ZM190 236V237H189ZM207 236H210V238L209 237H207ZM222 236H224V237H222ZM229 236H231V237H229ZM248 236V237H247ZM44 237H45V239H44ZM65 237V238H64ZM85 237H87L86 239H85ZM92 237V238H91ZM120 237V238H119ZM143 239H142V238ZM145 237V238H144ZM176 237H178V238H176ZM182 238V239H184V243H182L183 242V240L182 239H180V238ZM188 237L189 238H192L191 240L192 241H190V242H192V244L190 243V242H188ZM194 237H195V239H194ZM197 237V238H196ZM200 237H202L203 238V242L201 241L202 240V238H200ZM207 237V238H206ZM226 237V238H225ZM78 238V239H77ZM90 238V239H89ZM105 238V239H104ZM107 238V239H106ZM110 239V241H108L109 239ZM115 238V239H114ZM124 238H125V241H124ZM128 238H130V239H128ZM137 238H139L137 241H136V239ZM141 238V239H140ZM156 238H158V239H156V242H155V239ZM174 238H176V239H174ZM206 238V239H205ZM209 238V239H208ZM248 238V239H247ZM252 238V239H251ZM66 239V240H65ZM70 239H72V241L70 240ZM87 239H89V240H92L93 241V243H92V241H89V240H87ZM96 239H97V241H96ZM103 239H104V241H103ZM119 239H121V242H119L120 240ZM123 239V240H122ZM126 239H127V241L129 240V243H128V246L129 247H131V249L132 250H130V248L129 247H127V241H126ZM147 239V240H146ZM162 239V240H161ZM165 239V240H164ZM186 239H188V240H186ZM193 239H194V242H193ZM203 243V244H200L201 242L199 241V240ZM212 239V240H211ZM216 239V240H215ZM224 239V240H223ZM229 239H232L233 241H231V240H229ZM251 241H250V240ZM42 240L43 241H45V242H42ZM51 240V241H50ZM54 240V241H53ZM85 240H86V242H85ZM102 240V241H101ZM116 242H115V241ZM160 241V242H158V241ZM175 240H179V242L180 243H178V241H175ZM185 240L188 242V243H190V244H188L187 242V244L185 243ZM198 240V241H197ZM208 241L209 243H210V241L212 242V243H208V242H206V241ZM37 241V242H36ZM47 241V242H46ZM48 241H50V242H52V243H50V245L52 244V245H57V246H59L61 243L63 244V242L64 241H66V243L65 244H67L69 241H71V242H69V243H71V244H67L66 246H68V247H66L67 249H69V250H67L66 248L64 249V247H65V245H64V247H63V250H62V248H60V247H62L63 245H60L59 246V248L58 247H56V245H55V247H51L48 243ZM61 241V242H60ZM112 241V242H111ZM114 241V242H113ZM135 241V242H134ZM141 241V243H139ZM196 241V242H195ZM215 241H217V244H216V242ZM221 241V242H220ZM239 241V242H238ZM241 241V242H240ZM34 242H36V243H34ZM54 242V243H53ZM55 242H57V243H55ZM74 242V241H73ZM86 243V244H88L87 245V247H85V245L83 244L82 245V243ZM89 242H91L92 243V246H93V244H94V247H92L91 246V243H89ZM109 242H111V243H114V245L113 244H107V243H109ZM123 242H126V244L124 245V243ZM138 242V244H136ZM155 242V243H154ZM161 242H163V243H161ZM172 242V243H171ZM177 242V243H176ZM220 242V243H219ZM43 243V245H44V243L45 244H47L48 246H50V247H48V246H46V245H44V246H41V244ZM60 243V244H59ZM98 243H99V245H98ZM116 243H117V245H116ZM120 243V244H119ZM130 243H134L133 245L132 244H130ZM146 245H145V244ZM166 243H167V245H166ZM174 243H175V245L177 244V246H175L174 245ZM208 244V245H206V244ZM226 243V244H225ZM230 245H229V244ZM234 243H240L239 245H240V247L238 246V244L236 245V244H234ZM103 244V245H102ZM107 244V245H106ZM141 244V245H140ZM159 244H163L162 246L161 245H159ZM172 244V245H171ZM178 244L180 245V246H178ZM194 244V245H193ZM195 244H197L198 246H197V251H196V248H195ZM218 244H219V246H218ZM224 244V245H223ZM233 244V245H232ZM245 244V245H244ZM251 244V245H250ZM40 245V248L38 249V247H36V246H39ZM71 245H72V247H71ZM76 247V248H73L74 246ZM79 245V248L77 247V246ZM80 245H82L83 246V248L80 246ZM90 245V246H89ZM97 246V248H96V246ZM118 245H121V246H118ZM123 245V246H122ZM132 245V246H131ZM159 245V246H158ZM170 245V246H169ZM192 245V246H191ZM199 245H201V246H199ZM211 245H212V247H211ZM215 245H216V247H215ZM221 245V246H220ZM227 245V246H226ZM232 245V246H231ZM9 247V250L10 249H12L13 248V250H10L11 251V253H9V251L7 252V250H8V247ZM45 246H46V248H45ZM101 248H100V247ZM107 246V247H106ZM108 246H111V247H108ZM114 246V247H113ZM126 246V247H125ZM142 246V247H141ZM144 246V247H143ZM146 246V247H145ZM150 246V247H149ZM151 246H153V247H151ZM157 246V247H156ZM161 246V247H160ZM186 246V247H185ZM208 246V247H207ZM217 246H218V248H217ZM226 246V247H225ZM231 248H233V249H231ZM237 246V247H236ZM41 247H43L42 249H41ZM48 247V248H47ZM91 247L92 248H94V249H92V250H95L94 252L93 251H90L88 248H90L91 249ZM99 247V248H98ZM112 247H113V249H112ZM119 248V250L120 251H122L121 253H120V251L118 250L117 251V254L115 255V250H116V248ZM133 247H135L134 249L136 250V251H134V249H133ZM137 247H139V248H137ZM140 247L144 250V252H143V250L142 249H140ZM151 248V249H149V248ZM158 247H160V248H158ZM167 247L168 248H170L169 250H170V252H169V250L167 249ZM189 247V249H187ZM195 248V252H198V254L196 255L195 253H193V255L194 256H192V253L191 252H194V251H192L194 248ZM202 247H204V248H202ZM206 247V248H205ZM213 247H215V248H213ZM220 247V248H219ZM222 247H224V248H222ZM231 249H229V248ZM6 248V249H5ZM17 248H18V250H17ZM19 248H21L22 249V251H21V249L19 250ZM32 248H34V249H36V250H33ZM45 248V249H44ZM54 248V249H53ZM57 248V249H56ZM78 248V251L76 250ZM82 248V249H81ZM87 248V249H86ZM96 248V249H95ZM117 248V249H118ZM121 248V249H120ZM124 248H128V249H124ZM147 248H148V250H147ZM180 248V249H179ZM181 248H184V249H181ZM210 248H212V249H210ZM217 248V249H216ZM249 248V249H248ZM5 249V250H4ZM39 251H38V250ZM49 251H47V250ZM51 251H50V250ZM97 249H99V251H97ZM104 249V250H103ZM156 249V250H155ZM186 249V250H185ZM214 249V250H213ZM223 249H225V250H223ZM228 249V250H227ZM238 249V250H237ZM3 250V251H2ZM16 250V251H15ZM41 250V251H40ZM46 250V251H45ZM52 250L54 251V252H52ZM56 250H58L57 252H59V255H61V256H59L60 258L62 257V258H64L65 256V258L64 259H61L60 260V258L58 257V253L56 254ZM60 250H62V251H60ZM81 250V251H80ZM152 250L155 252H152ZM168 250V251H167ZM181 250V251H180ZM183 250V251H182ZM188 250V251H187ZM202 250V251H201ZM207 250H213L212 252L210 251V253L207 251ZM222 250V251H221ZM234 250V251H233ZM37 252V254L39 253V252H43V259H42V256H41V254L42 253H39L40 255H37V256H35V254H36V252ZM66 252L65 254H67L68 252V256L67 255H65L64 254V252ZM72 251V252H71ZM83 251V252H82ZM88 251H90L89 253H88ZM103 251V252H102ZM105 251V252H104ZM124 251V252H123ZM126 251H127V254H126ZM141 253H140V252ZM146 251H147V253H149L150 255V257H149V259L150 260H152L153 259V261H149V259H148V255L146 254ZM148 251H151V252H148ZM156 251H158V252H156ZM205 251L206 252H208V253H205ZM220 251V252H219ZM230 251V252H229ZM235 251H237V252H235ZM238 251H241V252H238ZM14 254H13V253ZM18 252H19V254H18ZM30 252H31V254H30ZM54 253V254H56V255H53L52 253ZM63 252V254H61ZM74 252V253H73ZM79 252V253H78ZM80 252L82 253V254H80ZM84 252H86V253H88V254H84L83 255V253ZM92 252V253H91ZM115 252V253H114ZM130 252H132L130 255H133V258L131 257V256H129L128 254ZM138 252V253H137ZM171 252V253H172ZM185 252V253H184ZM219 252V253H218ZM225 252H227V253H225ZM233 252V253H232ZM244 253V255H243V253ZM250 252V253H249ZM47 253H49L50 254V257H49V254L46 256V254ZM71 253V254H70ZM95 254V256L93 255V258H92V256H90L89 254ZM107 253V254H109V255H105V254ZM114 253V254H113ZM123 253H125L126 255H128L127 257H129L128 259H127V261L125 260L126 258H125V256L126 255H124ZM144 253V254H143ZM191 253V254H190ZM232 253V257L230 258L228 255H230ZM235 253V254H234ZM237 253H239V254H237ZM241 253V254H240ZM248 253H249V255H248ZM3 254V255H2ZM6 254H7V256H6ZM12 254V255H11ZM16 254V255H15ZM76 254V255H75ZM78 254V255H77ZM98 254V255H97ZM121 254H122V256H121ZM143 256H142V255ZM153 254V255H152ZM166 254V255H165ZM182 254V256H180ZM185 254V255H184ZM188 254H189V256H188ZM208 254V255H207ZM234 254V255H233ZM4 255H5V258H3L4 257ZM18 255V256H17ZM31 255H32V258H34V257H36V258H34L35 260H33L32 258H31ZM73 257H72V256ZM89 257V259L90 260H88L87 258V256ZM97 255V256H96ZM99 255H100V257L101 258H99ZM110 255H112V257H113V259H112V257H108V259L106 258V260H108V261H105V257H107V256H110ZM141 257H140V256ZM145 255H147V257L145 256ZM219 255H220V257H219ZM229 257V260H228V258H226L227 256ZM236 255V256H235ZM238 255L240 256L239 258H238ZM9 256H11V257H9ZM15 256H17L16 258H15ZM28 256V257H27ZM29 256H30V258H29ZM40 256V257H39ZM45 256L46 257H48L47 259L45 258ZM79 256V257H78ZM84 256H86L85 257V259H87V260H85L84 259ZM117 256H118V259H117ZM140 257V258H138V259H140V260H142V262H140V260H139V262H137L138 260H136V258L137 257ZM152 256H153V258H152ZM233 256H234V258H233ZM242 256H244V257H242ZM246 256V257H245ZM7 257H8V261H10V262H7ZM13 257L16 259H13ZM18 257H19V259H18ZM23 257V258H22ZM25 257H27V258H25ZM39 257V258H38ZM55 257V258H54ZM56 257L58 258V259H56ZM72 257V258H71ZM81 257H82V259H81ZM94 257H98V259L96 258V260H95V258ZM123 257V258H122ZM131 257V258H130ZM169 257V258H168ZM194 257V258H193ZM216 257V258H215ZM235 257L236 258H238V259H240L238 262L239 263H237V260H234L235 259ZM20 258H22L21 260H20ZM29 258V259H28ZM47 260V261H45V259ZM49 258H53L54 260H56V261H54L53 259L52 260H48ZM69 258H71V260H69ZM92 258V259H91ZM125 258V259H124ZM147 258V259H146ZM184 258V259H183ZM190 258V259H189ZM193 258V259H192ZM218 258H220V259H218ZM226 258V259H225ZM233 258V259H232ZM249 258L251 259L250 260V263H249ZM1 259H3V260H1ZM10 259H12V260H10ZM18 259V260H17ZM32 259V260H31ZM42 261H41V260ZM65 259H68V261H69V263H67L66 261L67 260H65ZM84 259V260H83ZM101 259V260H100ZM104 261H103V260ZM112 259V260H111ZM225 259V260H224ZM23 260V261H22ZM26 260V261H25ZM30 260V261H29ZM36 260H37V262H36ZM63 260V261H62ZM74 260V261H73ZM77 260V261H76ZM93 260V261H92ZM95 260V261H94ZM100 260V261H99ZM110 260H111V262H110ZM123 260V261H122ZM136 260V261H135ZM205 260H206V262H205ZM221 260V261H220ZM3 261V262H2ZM12 261V262H11ZM16 261V262H15ZM27 261H29V262H27ZM44 261H45V263H44ZM58 261V262H57ZM70 261H73V262H70ZM86 261V262H85ZM88 261V262H87ZM89 261H91V262H89ZM103 261V262H102ZM114 261H117V262H115L114 263ZM125 261V262H124ZM132 261L134 262V263H132ZM225 261H229L228 263L227 262H225ZM47 262V263H48ZM76 262V263H75ZM82 262V263H81ZM84 262V263H83ZM137 262V263H136ZM145 262V263H144ZM147 262V263H146ZM178 262V263H177ZM210 262V263H209ZM46 263V264H47ZM48 263V264H49ZM172 263V264H173ZM183 263L184 264H186L184 261H183ZM222 263V264H223ZM233 263V264H234ZM96 264V263H95ZM219 264H221V263H219Z\"/></svg>", "mask_w": 264, "mask_h": 264}, {"label": "bare ground", "instance_id": "obj_2", "mask_svg": "<svg viewBox=\"0 0 264 264\" xmlns=\"http://www.w3.org/2000/svg\"><path fill=\"white\" fill-rule=\"evenodd\" d=\"M3 1H4V0H3ZM5 1L10 2L11 0H10V1H9V0H5ZM26 1H30V3H32V5H34L35 8H36L37 5H39V3H40L39 0H22L23 3H24V2L26 3ZM44 1H45V0H44ZM49 1H50V0H49ZM64 1L66 2V0H64ZM76 1H77V0H76ZM78 1H80L79 3H81V2H83V3H89V0H78ZM93 1H94V0H93ZM99 1H100V0H99ZM111 1H113V0H111ZM157 1H158V0H157ZM161 1H164V0H161ZM166 1H171V2L175 3V5H177V4H179V3L182 2V1L180 2V0H166ZM188 1H189V0H188ZM218 1H219V0H218ZM223 1H224V0L221 1V4L223 3ZM232 1H233V0H232ZM240 1H241V0H239V3H240ZM247 1H248V0H247ZM247 1H246V3L248 4ZM8 2H6V3H8ZM16 2H17V0H16ZM53 2H54V3H53ZM53 2H52L53 4L51 5V7H49V8H51V10H53V12H54V10L59 9L60 6H57V7H58L57 9L54 8V7L57 5L56 3H58V2L55 3V0H54ZM62 2H63V1H62ZM67 2H68V1H67ZM70 2H71V1H70ZM70 2H68V3L71 4V5L74 4V2H73V3H70ZM199 2L201 3L200 5H203L201 1H199ZM226 2H227V0H226L224 3L226 4ZM228 2H229V1H228ZM237 2H238V1H237ZM241 2H242V1H241ZM259 2H260V1L256 2V0H255V1L250 0L249 3H250L251 5L248 4L249 7L245 8L243 12H242V9H241V8H243L242 5L244 6L245 3H243V4L241 3L242 5L240 6V7H241L240 9H241V12L243 13V15L241 16V15H240L241 12L237 9L238 11H236V12H239L240 14H239V13H238V14H239L240 16H239V15H234V16H237V17L239 16L241 19H240V18H237V19H240V20H241V21H240L241 24H242V22H243V25L245 26V27H244V26H243V27L249 29V34H248V36H247L246 38L249 40V41H248V40H247V41L250 42V43L252 44L251 48H253V49H251V48L249 47V48L251 49V51H252V53H251L252 56H251V55H250V56L253 57V60H254V58H256V61H262V59H263V61H264V18H263L262 20H261V19H260V20L258 19V17H259L260 15H263V16H264V2H263V0H262V3H261V4H259ZM1 3H2V5H3V2H0V4H1ZM4 3H5V2H4ZM6 3H5V4H6ZM12 3H13V1H12ZM18 3H19V2H18ZM20 3H21V2H20ZM30 3H29V5H30ZM59 3H60V2H59ZM59 3H58V4H59ZM68 3H67V4H68ZM99 3H100V2H99ZM101 3H102V2H101ZM110 3H111V2H110ZM168 3H169V2H168ZM176 3H177V4H176ZM203 3H204V2H203ZM206 3H207V2H206ZM206 3H204V4L206 5ZM215 3H216V2H215ZM234 3H236V2H234ZM234 3H233V4H234ZM26 4H27V3H26ZM42 4H43V3H42ZM45 4H46V2H45ZM63 4H64V3H63ZM77 4H78V3H77ZM90 4H91V2H90ZM95 4H96V3H95ZM192 4H193V3H192ZM197 4H198V1H197ZM208 4H209V3H208ZM216 4H217V3H216ZM228 4H229V3H228ZM2 5H1V6H2ZM10 5H11V4H10ZM22 5H24V4H22ZM29 5H27L26 7H29ZM49 5H50V4H49ZM64 5H66V4H64ZM71 5H69V6H71ZM74 5H75V4H74ZM168 5H169V4H168ZM193 5H194V4H193ZM198 5H199V4H198ZM234 5H236V4H234ZM3 6H5V5H3ZM24 6H25V5H24ZM69 6H67V7L69 8ZM72 6H73V5H72ZM80 6H81V5H80ZM91 6H93V5H91ZM91 6H89V7H91ZM109 6H111V5H109ZM183 6H184V5H183ZM190 6H191V5H190ZM190 6H189V4H188V5L186 4V7H187V8L190 7ZM225 6H226V5H225ZM231 6H233L232 3H231ZM231 6H230V8H231ZM13 7H14V6H13ZM42 7L44 8V10H43L41 7H38V8L42 9L41 11H45V8H47V7H44V6H42ZM61 7L63 8L64 6L61 5ZM61 7H60V9H61ZM67 7H66V8H67ZM76 7L78 8V6H75V8H76ZM81 7L83 8L84 6H81ZM94 7H95V6H94ZM172 7H173V5L171 6V8H172ZM176 7H178V6H176ZM186 7H185V8H186ZM196 7H197V6H195V8H196ZM206 7H207V5H206ZM210 7H211V6H210ZM227 7H228V6H227ZM227 7H226V8H227ZM234 7H235V9H236V6H234ZM238 7H239V5H238ZM2 8H3V7H2ZM15 8H16V7H15ZM19 8H20V7H19ZM24 8H25V7H24ZM71 8H72V10H73V7H71ZM85 8H86V7H85ZM173 8H174V7H173ZM198 8H199V7H197V9L192 8V10H193V9H194V10H198ZM208 8H209V7H208ZM213 8H214V7H213ZM3 9H5V8H3ZM6 9H7V8H6ZM6 9H5V10H6ZM11 9H12V8H11ZM11 9H10V12H11L12 14L15 13L14 11L12 12ZM31 9H32V8H31ZM63 9H64V8H63ZM167 9H169V8H167ZM177 9H178V8H177ZM183 9H184V8H183ZM183 9H182V11H183ZM199 9H201V7H200ZM211 9H212V8H211ZM220 9H221V8H220ZM220 9H219V10H220ZM224 9H225V8H224ZM8 10H9V8H8ZM25 10L29 11V10L26 9V8H25ZM36 10H37V8H36ZM46 10H49V9H46ZM51 10H50V11H51ZM66 10H67V9H66ZM78 10H79V9H78ZM172 10H173V9H172ZM184 10H186V9H184ZM41 11H40V14L43 13V12H41ZM50 11H49V12H50ZM60 11H61V10H60ZM69 11H70V10H69ZM74 11L76 12V10H74ZM74 11H72V12L70 11V12H71V14H70L71 16L74 15V14H73ZM222 11H223V10H222ZM230 11H232V9H231ZM30 12H33V9H32ZM30 12H29V13H30ZM34 12H35V11H34ZM46 12H47V11H46ZM57 12H58V10H57ZM70 12H68V13H70ZM169 12H170V11H169ZM176 12H177V11H176ZM183 12H184V11H183ZM234 12H235V11H234ZM3 13H4V12H3ZM36 13H38V12H36ZM36 13H33L34 16H35ZM60 13H61V12H60ZM63 13H64V12H63ZM108 13H109V12H108ZM196 13H197V12H196ZM231 13H232V12H231ZM12 14H11V15H12ZM16 14H17V13H16ZM18 14H19V13H18ZM24 14L26 15V13H24ZM53 14H54V13H53ZM171 14H172V13H171ZM173 14H175V13H173ZM176 14H177V13H176ZM176 14H175V15H176ZM194 14H195V13H194ZM227 14H228V12H227ZM233 14H234V13H233ZM20 15H21V14H20ZM30 15H32V14H30ZM30 15H28V18H29ZM44 15H45V14H44ZM46 15H47V13H46ZM48 15H49V14H48ZM51 15H52V14L50 13V15H49L50 18H51ZM63 15H64V14H63ZM67 15H68V14H67ZM76 15H77V13H76ZM78 15H79V14H78ZM180 15L182 16L181 13H180ZM180 15H179V16H180ZM186 15H187V13H186ZM188 15H189V14H188ZM188 15H187V16H188ZM190 15H191V14H190ZM196 15H197V14H196ZM217 15H218V14H217ZM219 15H221V14H219ZM17 16H18V15H17ZM17 16H16V17H17ZM23 16H24V15H23ZM42 16H43V14H42ZM52 16H53V15H52ZM54 16H58L57 13H56ZM59 16L61 17V14H60ZM71 16H70V17H71ZM184 16H185V15H184ZM184 16H183V17H184ZM193 16H194V15H193ZM212 16H213V15H212V11H210V10H206V11L204 12V14H202L201 17H202L204 20H207V19H209V18H212ZM263 16H261V17H263ZM9 17H10V15H9ZM9 17H8V18H9ZM37 17H38V16H37ZM65 17L67 18L68 16H66V14H65V16H64L63 19H60L59 17H58V18H59L60 21H62V20L64 21V20L66 19ZM70 17H68V18H70ZM175 17H176V16H175ZM188 17H189V16H188ZM225 17H226V18H225ZM228 17H231V16H227V15L225 16V15H224L222 18H223V19L225 18L226 21H228V20H230V19L227 20ZM13 18H15L14 15H13ZM30 18H31V17H30ZM41 18H42V17H41ZM43 18H45V16H43ZM50 18H49V19H50ZM54 18H55V17H54ZM54 18H53V19H54ZM68 18H67V19H68ZM72 18H73V16H72ZM178 18H179V17H178ZM181 18H182V17H180V19H181ZM192 18H193V17H192ZM194 18H195V17H194ZM215 18H216V17H215ZM11 19H12V18H11ZM18 19H19V18H18ZM22 19H23V18H21L20 20H22ZM33 19H34V18H33ZM36 19H37V18H36ZM39 19H40V17H39ZM46 19H47V18H46ZM55 19H57V18H55ZM184 19H185V17H184ZM223 19H222V20H223ZM233 19H234V18H233ZM14 20H17V19H14ZM20 20H19V21H20ZM43 20H44V19H43ZM57 20H58V19H57ZM75 20H76V18H75ZM95 20H96V19H95ZM187 20H188V19H187ZM218 20H219V19H218ZM222 20H221V21H222ZM234 20H236V19H234ZM19 21H17V22H19ZM65 21H67V20H65ZM65 21H64V22H65ZM69 21H70V20H69ZM73 21H74V20H73ZM170 21H171V20H170ZM177 21H180V20L178 19ZM202 21H203V20H202ZM210 21H212V20H210ZM214 21H215V20H214ZM231 21H232V19H231ZM237 21H238V20H237ZM173 22H174V19H173ZM182 22H183V21H182ZM186 22H187V21H185L184 23L186 24ZM198 22H199V21H198ZM217 22H220V20L217 21ZM217 22H216V23H217ZM19 23H20V22H19ZM52 23H53V22H52ZM65 23H67V22H65ZM69 23H72V22H69ZM69 23H68V24H69ZM130 23H131V21H130ZM177 23H178V22H177ZM184 23H182L181 25H183ZM213 23H214V22H213ZM229 23H230V22H229ZM233 23H234V21H232L231 24L234 25ZM28 24H29V23H28ZM76 24H77V22H76ZM91 24H92V23H91ZM91 24H90V25H91ZM168 24H169V23H168ZM187 24H188L187 26H189L188 29L190 28V26H191V27H195V26L197 25V23H196V21H195L194 19H190V20L188 21ZM225 24H226V22H225ZM231 24H230V25H231ZM20 25H21V24H20ZM70 25H71V24H70ZM90 25H89V26H90ZM181 25H179V26H181ZM201 25H202V23H201ZM211 25H214V24H211ZM235 25H236V24H235ZM235 25H234V26H235ZM237 25H238V24H237ZM59 26H60V25H59ZM75 26H77V25H75ZM128 26H129V25H128ZM170 26H171V25H170ZM183 26H184V25H183ZM207 26H208V25H207ZM215 26H216V25H215ZM234 26H232L233 29H234ZM77 27H78V26H77ZM167 27H168V26H167ZM172 27H173V26H172ZM176 27L178 28V26H176ZM185 27H186V26H185ZM208 27H209V26H208ZM223 27H226V26H223ZM237 27H239V26H237ZM23 28H24V27H23ZM66 28H67V27H66ZM72 28H73V27H72ZM168 28H169V27H168ZM182 28H183V29H182V30H183L182 33L184 34V27H182ZM186 28H187V27H186ZM201 28H202V27H201ZM215 28H217V26H216ZM126 29H127V27H126ZM178 29H179V28H178ZM178 29H177V30H178ZM190 29H192V28H190ZM197 29H198V28H197ZM222 29H224V28H222ZM241 29H242V27H241ZM241 29H240V30H241ZM18 30H19V29H18ZM21 30H22V29H21ZM78 30H79V27H78ZM84 30H85V29H84ZM174 30H175V29H174ZM180 30H181V29H180ZM192 30H194V28H193ZM195 30H196V29H195ZM199 30H200V28H199ZM203 30H204V29H203ZM214 30H215V33H216V32H219V30H218V31H217L216 29H214ZM227 30H228V27H227ZM76 31H77V29H76ZM211 31H213V29H212ZM228 31H230V29H229ZM234 31H235V30H234ZM241 31H242V30H241ZM243 31H244V36L247 35V33L245 34V32H246L245 29H243ZM168 32H169V31H168ZM170 32H172V31H170ZM173 32H175V31H173ZM188 32H189V31H188ZM192 32H194V31H192ZM196 32H199V31L196 30ZM205 32H206V31H205ZM213 32H214V31H213ZM232 32H233V31H232ZM236 32H237V31H236ZM20 33H21V32H20ZM179 33H180V32H179ZM210 33L212 34V32H209V34H210ZM223 33H224V32H223ZM225 33H226V32H225ZM242 33H243V32H242ZM7 34H8V33H7ZM82 34H83V33H82ZM166 34H167V32H166ZM176 34H177V32H176ZM185 34H188V33H185ZM197 34H198V33H197ZM202 34H204V33L202 32ZM207 34H208V33H207ZM216 34L219 35L218 33H216ZM235 34H236V33H235ZM237 34H238V33H237ZM18 35H19V33H18ZM127 35H128V34H127ZM191 35H192V34H191ZM194 35H195V33L193 34V36H194ZM224 35H225V34H224ZM224 35H223V36H224ZM231 35H232V34H231ZM238 35H239V34H238ZM238 35H237V36H238ZM240 35H241V34H240ZM25 36H26V35H25ZM25 36H24V37H25ZM84 36H85V34H84ZM180 36H181V35H180ZM184 36H186V35H184ZM189 36H190V35H189ZM195 36H196V35H195ZM197 36H198V35H197ZM197 36H196L195 39H197ZM223 36H222V37H223ZM234 36H235V35H234ZM234 36H233V37H234ZM242 36H243V34H242ZM3 37H4V36H3ZM6 37H8V35H7ZM28 37H29V36H28ZM202 37H203V36H202ZM209 37H210V36H209ZM229 37H230V36H229ZM1 38H2V36H1ZM163 38L165 39L166 37H163ZM212 38H213V37H211V38H209V39L211 40ZM215 38H216V36H215ZM219 38H221V36H219ZM219 38H217V39H215V40L218 41V40H220ZM243 38H244V37H243ZM243 38H241V39H243ZM246 38H244L243 40H245ZM2 39H3V38H2ZM209 39H208V40H209ZM222 39L224 40V38H222ZM226 39H228V38L226 37ZM235 39H237V38H236V37L234 38V42H235ZM14 40H15V39H14ZM21 40H22V38H21ZM27 40H28V39H27ZM166 40H167V39H166ZM179 40H180V38H179ZM187 40H188V39H187ZM192 40H193V39H192ZM203 40H204V39H203ZM8 41H10V39H9ZM8 41H6V42H8ZM36 41H37V40H36ZM167 41H169V40H167ZM167 41H166V42H167ZM195 41H196V40H195ZM200 41L202 42V40H200ZM205 41H206V40H205ZM211 41H212V40H211ZM211 41H210V42H211ZM213 41H214V39H213ZM220 41H221V40H220ZM239 41H240V38H239ZM245 41H246V40H245ZM3 42H5V40H4ZM173 42H174V41H173ZM182 42H183V40H182ZM191 42H192V41H191ZM196 42H197V41H196ZM210 42H209V44L214 43V42H211V43H210ZM231 42H232V41H231ZM241 42H243V41L241 40ZM9 43H11V42H9ZM185 43H187V42H185ZM203 43H205V42L203 41V42L201 43V44L203 45V47H204L205 45H208V41H207V44H205V45H204ZM219 43H220V42H219ZM223 43H224V41L221 42V45H223ZM226 43H227V42H226ZM226 43H225V44H226ZM236 43H237V42H236ZM246 43H247V42H246ZM29 44H33V43L30 42ZM35 44H37V43H35ZM162 44H163V42L161 43V46H162ZM168 44H169V43H168ZM181 44H183V43H181ZM181 44H179V46H180ZM189 44H190V43H189ZM195 44H196V43H195ZM197 44H198V43H197ZM225 44H224V45H225ZM234 44H235V43H234ZM244 44H245V43H243V46H244ZM251 44H249V45H251ZM10 45H11V44H10ZM33 45H34V44H33ZM33 45H32V47H34ZM163 45H164V44H163ZM187 45H188V44H187ZM187 45H184V44H183V46H187ZM198 45H199V44H198ZM212 45H213V44H212ZM212 45H211V46H212ZM215 45H216V44H214V46H215ZM235 45H236V44H235ZM241 45H242V44H240V46H239V45H238V46L241 47ZM246 45H247V44H246ZM246 45H245V46H246ZM16 46H17V45H16ZM36 46H37V45H36ZM164 46H166V45H164ZM168 46H170V45H168ZM168 46H167V47H168ZM199 46H201V45H199ZM211 46H210V47H211ZM216 46H217V45H216ZM216 46H215V47H216ZM245 46H244V47H245ZM4 47H5V46H4ZM38 47H39V46H38ZM167 47L165 48V52L167 53V54L165 53V55H168V58H170V61L172 60V59H171V56H172L173 58H174V57H178V55H179L178 53H180V52H177L176 50L172 49L171 47H170V48H167ZM187 47H189V46H187ZM205 47L207 48V50H206V52H207V51L209 50V49H208V46H205ZM210 47H209V48H210ZM222 47L224 48V46H222ZM222 47H220V50H221ZM229 47H230V46H229ZM234 47L237 48V45L234 46ZM234 47H233V45H232V47H230V48L233 49ZM41 48H42V47H41ZM161 48H162V47H161ZM176 48H177V47H176ZM189 48H190V47H189ZM197 48H198V47H197ZM217 48H218V46H217ZM223 48H222V49H223ZM235 48H234V49H235ZM241 48H242V47H241ZM246 48H247V46H246ZM246 48H245V49H246ZM249 48H248V50H249ZM0 49H1V48H0ZM42 49H43V48H42ZM45 49H46V48H45ZM162 49H163V48H162ZM214 49H215V48H214ZM218 49H219V48H218ZM225 49H227V48H225ZM231 49H230V50H231ZM238 49H239V48H238ZM243 49H244V48H243ZM2 50H3V46H2ZM5 50H6V49H5ZM13 50H14V49H13ZM18 50H19V49L17 48V51H18ZM32 50H33V48H32ZM35 50H36V49H35ZM46 50H47V49H46ZM163 50H164V49H163ZM220 50H219V51H220ZM3 51H4V50H3ZM9 51H10V50H9ZM17 51H16V52H17ZM49 51H50V50H48L47 52H49ZM75 51H76V50H75ZM89 51H90V50H89ZM89 51H88V52H89ZM179 51H180V49H179ZM187 51H188V50H187ZM201 51H203V50H201ZM201 51L199 50L200 53H201ZM225 51H226V54H228V56L230 55V54H229L230 52H231V53H232V52H233V53L235 52V51H230V52L227 53V50H225ZM225 51H224V52H225ZM245 51H246V50H245ZM245 51H244V52H245ZM251 51L249 50L248 53L251 52ZM5 52H6V51H5ZM20 52H21V50H20ZM33 52H34V50H33ZM33 52H32V53H33ZM38 52H39V51H38ZM38 52H37V53H38ZM55 52H56V51H55ZM55 52H54V53H55ZM68 52H69V51H68ZM91 52H92V51H91ZM204 52H205V51H204ZM204 52H203V53H204ZM209 52H211V51H209ZM209 52H208V53H209ZM220 52H223V51H220ZM220 52H219V53H220ZM224 52H223V54H224ZM238 52H240V51H238ZM244 52H243V53H244ZM246 52H247V51H246ZM14 53H15V51H14ZM17 53H18V52H17ZM22 53H23V52H22ZM32 53H31V54H32ZM75 53H76V52H75ZM96 53H97V52H96ZM96 53H94V54H96ZM188 53H190V52H188ZM194 53H195V52H194ZM197 53H198V50H197ZM208 53H207V54H208ZM233 53H232V54H233ZM236 53H237V52H236ZM236 53H234L235 56H236ZM243 53H241V55H242ZM248 53H247V54H248ZM4 54H5V53H4ZM8 54H9V53H8ZM15 54H16V53H15ZM23 54H25V53H23ZM29 54H30V53H29ZM31 54H30V55H31ZM35 54H36V53H35ZM46 54L49 55V53H46ZM76 54H77V53H76ZM89 54H90V53H89ZM191 54H192V53H191ZM210 54H211V53H210ZM213 54H214V55H213ZM220 54H221V53H220ZM223 54H222V55H223ZM238 54H239V53H238ZM5 55H6V54H5ZM12 55H13V54H12ZM40 55H41V53H40ZM40 55H39V56H40ZM43 55H44V54H43ZM65 55H66V54H65ZM85 55H87V54H85ZM198 55H199V54H198ZM202 55L204 56V54H202ZM218 55H219V54H218ZM218 55H217V56H218ZM224 55H225V54H224ZM224 55L222 56L223 58L219 59L221 62L223 61L222 59H224ZM241 55H240V56H241ZM248 55H249V54H248ZM32 56H33V55H32ZM35 56H36V55H35ZM44 56H45V55H44ZM73 56H75V55H73ZM89 56H90V55H89ZM169 56H170V57H169ZM192 56H194V54H193ZM199 56H200V55H199ZM206 56L209 57L210 55H206ZM212 56L215 57V53H214V52H212ZM231 56H232V55H230L229 57H231ZM243 56H245V53H244ZM9 57H10V55H9ZM9 57H8L7 61L10 60ZM27 57H28V56H27ZM27 57H25V59H26ZM40 57H41V56H40ZM45 57H46V56H45ZM45 57H44V58H45ZM47 57H52V54L49 55V56H47ZM47 57H46V58H47ZM55 57H56V54H55ZM99 57H100V56H99ZM162 57L164 58V55H162ZM166 57H167V56H166ZM204 57H205V56H204ZM210 57H211V56H210ZM214 57H213V58H214ZM219 57H221V56L219 55ZM233 57H234V56H233ZM251 57H250V58H251ZM22 58H23V57H22ZM22 58H21V59H22ZM29 58H30V59H29ZM46 58H45V59H46ZM53 58H54V57H53ZM62 58H63V57H62ZM70 58H71V57H70ZM76 58H77V57H76ZM90 58H91V57H90ZM178 58H179V57H178ZM178 58H176V59H178ZM180 58H181V57H180ZM193 58H194V57H193ZM196 58H198V56H196ZM211 58H212V57H211ZM234 58H235V57H234ZM12 59H13V58H12ZM27 59H29V61H31V56L28 57ZM37 59H39V58H37ZM47 59H48V58H47ZM49 59H51V60L53 61L52 58H49ZM55 59H56V58H55ZM66 59H67V58H66ZM88 59H89V58H88ZM94 59H95V58H94ZM176 59H175V60H172V61L175 62V63H177L178 60H176ZM182 59H185V58L183 57ZM204 59H205V61H206V57H205ZM209 59H210V58H209ZM216 59H217V58H216ZM216 59H215V60H216ZM225 59L227 60L226 57H225ZM225 59H224V60H225ZM238 59H239V58H238ZM238 59H237V60H238ZM247 59H248V58H247ZM251 59H252V58H251ZM257 59H258V60H257ZM14 60H16V59L14 58ZM57 60H59L58 57H57ZM57 60H56V61H57ZM63 60H65V59L63 58L61 62H65V61H66V60H65V61H63ZM164 60H165V58H164ZM179 60H180V59H179ZM198 60H199V58H198ZM200 60H202V59H200ZM212 60H214V59H212ZM212 60H211V62H212ZM215 60H214V62H215ZM217 60H218V59H217ZM226 60L223 62L222 65H224V63H225V65H226V62L228 63V61H226ZM233 60H234V59H233ZM10 61L13 62V60H10ZM16 61H18V59H17ZM35 61H38V60H34V64H36ZM46 61H48V60H45V62H46ZM52 61H51V62H52ZM68 61H71V60H68ZM76 61H78V60H76ZM96 61H98V60H96ZM196 61H197V59H196L193 63H195ZM249 61H251V60H249ZM53 62H54V61H53ZM71 62H72V61H71ZM181 62H182V61H181ZM186 62H187V61H186ZM190 62H191V61H190ZM200 62H201V61H200ZM200 62H199V64H200ZM202 62H203V60H202ZM214 62H213V63H214ZM221 62H220V64H221ZM229 62L231 63L230 60H229ZM234 62H238V61H234ZM253 62H255V61H253ZM13 63H14V62H13ZM16 63H18V64H17V68H15V69H16L17 71H18V69H19V71H20V70H21V69H20V66H21V65H20L19 68H18L19 62H16ZM16 63H15V64L10 63V64L16 66ZM21 63H22V62H21ZM29 63L31 64V62H29ZM38 63H39V61H38ZM49 63H50V62H49ZM54 63H55V62H54ZM56 63H58V61H57ZM73 63H74V62H73ZM184 63H185V62H184ZM197 63H198V62H197ZM215 63H217V61H216ZM230 63H229V64H230ZM258 63H259V65H260V62H258ZM258 63H257V64H258ZM263 63H264V62H263ZM6 64H8V63H6ZM25 64H26V63H25ZM25 64H24V65H25ZM42 64H43V61H42ZM47 64H48V62H47ZM47 64H46V65H47ZM50 64H51V63H50ZM63 64H64V63H63ZM65 64H66V63H65ZM178 64H179V63H178ZM182 64H183V63H182ZM217 64H218L219 66H221L219 63H217ZM236 64H238V63H236ZM248 64H249V63H248ZM251 64H252V62H251ZM255 64H256V63H255ZM2 65H4V64H2ZM26 65H27V64H26ZM37 65H38V64H37ZM39 65H40V64H39ZM53 65H55V64H53ZM58 65H61V64H58ZM68 65H70V64H68ZM99 65H100V64H99ZM168 65H169V64H168ZM180 65H181V63H180ZM194 65H196V67L198 66V64H194ZM202 65H203V64H202ZM204 65H208V62H207V64H204ZM211 65H212V67L215 66V65L213 66L212 63H211ZM218 65H216V66H218ZM232 65H233V63H232ZM232 65H231V66H232ZM246 65H247V64H246ZM259 65H257V66L255 67V69H254L255 71H254L253 73H255V74L257 73L259 76H261L262 73L264 72V69L261 68V67H263V66H260V67H259ZM262 65H263V64H262ZM35 66H36V65H35ZM81 66H82V65H81ZM172 66H173V65H172ZM177 66H178V65H177ZM182 66H183V65H182ZM209 66H210V64H209ZM216 66H215V67H216ZM237 66H238V65H237ZM240 66H241V65H240ZM249 66H251V65H249ZM254 66H255V65H254ZM4 67H6V66H4ZM9 67H10V66H9ZM11 67H12V66H11ZM22 67H23V66H22ZM24 67H26V66H24ZM24 67H23V68H24ZM30 67H31V66H30ZM33 67H34V66H33ZM33 67H31V69H33ZM37 67H38V66H37ZM42 67H43V66H42ZM50 67H51V66H50ZM55 67H56V65H55ZM59 67H60V66H59ZM70 67H71V66H70ZM76 67H78V65H76ZM83 67H84V66H83ZM165 67H166V65H165ZM202 67H203V66L198 67V68L200 69V68H202ZM205 67H206V66H205ZM207 67H208V66H207ZM207 67H206V68L203 67L205 71H206V69H207V71L209 70ZM215 67L213 68V72H214ZM223 67H224V69H225V66H223ZM227 67H228V66H226V68H227ZM26 68H27V67H26ZM34 68H35V67H34ZM44 68H45V67H44ZM46 68H48V69H46V70H49V69H50L49 67H46ZM63 68H64V67H63ZM79 68H80V67H79ZM85 68H88V66L85 67ZM178 68H179V67H178ZM185 68H186V67H185ZM198 68H197V69H198ZM219 68H221V67H219ZM229 68H230V67H229ZM229 68H228V70H229ZM15 69H14V70H15ZM28 69H29V67H28ZM31 69H29L30 72H31ZM60 69H61V71H62V68H60ZM72 69H73V68H72ZM82 69H83V68H82ZM166 69H167V68H166ZM168 69H169V68H168ZM171 69H172V68H171ZM197 69H193V70H197ZM199 69H198V70H199ZM210 69H211V68H210ZM231 69H232V68H231ZM244 69H245V68H244ZM23 70H25V69H23ZM23 70H22V71H23ZM37 70H38V69H37ZM55 70H56V68H55ZM67 70H68V69H67ZM73 70H74V69H73ZM182 70H183V69H182ZM201 70H202V69H200L199 71H201ZM232 70H233V69H232ZM247 70H248V68H247ZM247 70H246V71H247ZM250 70L253 71V67L250 68ZM3 71H4V70H3ZM7 71H9V70H7ZM11 71H12V70H11ZM19 71H18V73H19ZM34 71H35V70H34ZM38 71H39V70H38ZM57 71H58V69H57ZM65 71H66V70H65ZM77 71H78V70H77ZM94 71H95V70H94ZM176 71H177V70H176ZM191 71H192V70H190V73H191ZM207 71H206V72H207ZM211 71H212V69H211ZM216 71H218V69H216L215 72H216ZM222 71H223V70H222ZM225 71L227 72L226 69H225ZM230 71H231V70H230ZM246 71H245V72H246ZM25 72H26V71H25ZM45 72H46V71H45ZM52 72H53V70H52ZM55 72H56V71H55ZM62 72H63V71H62ZM208 72H209V71H208ZM213 72H212V73H213ZM215 72H214V73H215ZM223 72H224V71H223ZM228 72H229V71H228ZM248 72L250 73V71H248ZM4 73H6V72H4ZM4 73H1V76H2V74L4 75ZM9 73H10V72H9ZM21 73H23V72H21ZM21 73H20V74H21ZM32 73H33V72H32ZM56 73H57V72H56ZM168 73L170 74V71H169ZM193 73H194V72H193ZM197 73H198V72H196V75H195V74H194V75L197 76ZM216 73H217V72H216ZM231 73H232V71H231ZM235 73H237V72H235ZM238 73H239V72H238ZM238 73H237V74H238ZM241 73H242V72H241ZM243 73H244V70H243ZM243 73H242V74H243ZM7 74H8V73H7ZM29 74H30V73H29ZM35 74H36V71H35ZM39 74H41V71L39 72ZM57 74L60 75V72L57 73ZM57 74H56V75H57ZM70 74H71V73H70ZM182 74H183V72H182ZM185 74H186V73H185ZM188 74H189V73H188ZM199 74H200V73H198V75H199ZM202 74H203V76H204V73H203V72H202ZM202 74H200V76H201ZM218 74H220V73H217V75L214 74V75H216L215 77H217ZM9 75H10V74H9ZM18 75H19V74H18ZM66 75H69V74L67 73ZM66 75H65V76H66ZM73 75H74V74H73ZM73 75H71V76L74 77ZM77 75H78V73H77ZM99 75H100V74H99ZM214 75H211V76L213 77ZM224 75H225V74H223V76H224ZM228 75L230 76V74H227V77H228ZM238 75H240V74H238ZM238 75H237V76H238ZM243 75H245V74H243ZM253 75H254V74H253ZM21 76H22V75H21ZM40 76H41V75H40ZM53 76H55V75H53ZM97 76H98V75H97ZM192 76H193V75H192ZM195 76H193L192 78H194ZM205 76H206V73H205ZM211 76H210V77H211ZM219 76H220V75H219ZM219 76H218V77H219ZM7 77H8V75H7ZM7 77H6V78H7ZM26 77H29L28 74H27ZM63 77H64V75L62 76V78H63ZM66 77H67V76H66ZM68 77H70V76H68ZM101 77H102V76H101ZM190 77H191V75H189V78H190ZM197 77H198V76H197ZM207 77H208V75H207ZM231 77H232V75H231ZM262 77H264V76H262ZM2 78H3V76H2ZM8 78H9V77H8ZM22 78H23V77H22ZM33 78H34V77H33ZM59 78H61V76H60ZM62 78H61V79H62ZM70 78H71V77H70ZM99 78H100V77H99ZM178 78H179V77H178ZM180 78H181V77H180ZM202 78H203V77H202ZM245 78H247V77H245ZM254 78H255V76H254ZM19 79H20V78H19ZM74 79H75V78H74ZM74 79H73V81H74ZM101 79H102V78H101ZM187 79H188V78H187ZM199 79H200V77H199ZM199 79H198V80L195 79V80H196V81H200ZM204 79H205V78H204ZM207 79H208V78H207ZM207 79H206V80H207ZM214 79H215V78H214ZM220 79H221V77H220ZM233 79H234V77L232 78V80H233ZM237 79H238V78H237ZM240 79H241V77H240ZM257 79H258V78H257ZM259 79H261V78H259ZM3 80H4V79H3ZM49 80H50V79H49ZM65 80H67V78H65ZM179 80H180V79H179ZM181 80H182V78H181ZM181 80H180V81H181ZM195 80H194V81H195ZM228 80H230V77L228 78ZM234 80L236 81V78H235ZM234 80H233V81H234ZM238 80H239V79H238ZM246 80H247V79H246ZM262 80H263V79H262ZM0 81H2V80H0ZM14 81H16V80H13L12 82H14ZM20 81H21V80H20ZM39 81H40V80H39ZM53 81H54V79H53ZM63 81H64V80H63ZM63 81H62V82H63ZM73 81L71 82L72 84H73ZM104 81H105V80H102L101 83L104 82ZM194 81H193L192 83H195ZM203 81H204V80H203ZM207 81H208V80H207ZM219 81H220V80H218V86L222 83V82L219 83ZM243 81H245V80H243ZM243 81H242V82H243ZM258 81H261V80H258ZM29 82H31V81H29ZM37 82H38V81H37ZM37 82H36V83H37ZM42 82H44V81H42ZM58 82H61V80L58 81ZM66 82H67V81H66ZM66 82H65V84H66ZM177 82H179V81H177ZM182 82H184V81L182 80ZM182 82H181V83H182ZM186 82H187V81H186ZM189 82H191V81H189ZM201 82H202V81H200V83H201ZM205 82H206V81H204V83H205ZM213 82H215V81H213ZM213 82H212V83H213ZM216 82H217V80H216ZM224 82H225V81H224ZM224 82H223V83H224ZM237 82H238V81H237ZM240 82H241V80L239 81V83H240ZM263 82H264V81H263ZM263 82H262V84H263ZM34 83H35V82H34ZM36 83H35V84H36ZM46 83H47V82H46ZM56 83H57V82H56ZM69 83H70V81H69ZM71 83H70V84H71ZM76 83H77V82H76ZM197 83H199V82H196V84H197ZM208 83H209V82H208ZM226 83H227V82H226ZM226 83H225V85H226ZM232 83H233V82H232ZM232 83L229 84V82H228L229 85H231ZM246 83H247V82H246ZM246 83L244 82V84H246ZM259 83H261V82H259ZM12 84H13V83H12ZM23 84H28V83H25V82H24ZM29 84L31 85V83H29ZM29 84H28V85H29ZM32 84H33V82H32ZM37 84H38V83H37ZM42 84H43V83H42ZM42 84H41V85H42ZM104 84H106V83H104ZM179 84H180V83H179ZM188 84H189V83H188ZM190 84H191V83H190ZM214 84H215V83H214ZM216 84H217V83H216ZM228 84H227V86H228ZM236 84H237V83H236ZM241 84H243V83H241ZM241 84H238V86H239V85L241 86ZM257 84H258V83H257ZM262 84H261V85H262ZM1 85H2V84L0 83V87H1ZM30 85H29V87H28V89H27L26 100H24V101H26V102L28 103V105H31L33 108H35L36 106H39V108L44 107V106L47 104V103H46V98H47V97H46V93H44V91H43V90L45 89V88L43 89L44 86L42 87V90H41L39 87H36V85H33V86H32V85L30 86ZM41 85H40V86H41ZM49 85H50V84H49ZM61 85H62V83H61ZM77 85H78V84H77ZM97 85H99V83H98ZM108 85H109V84H108ZM176 85H177V84H176ZM181 85H182V84H181ZM184 85H185V82H184ZM206 85H207V83H206ZM221 85H222V84H221ZM225 85H224V87H226ZM252 85H253V82H252ZM263 85H264V84H263ZM13 86H14V85H13ZM26 86H27V85H26ZM52 86H53V85H52ZM52 86H50L49 88L51 89ZM62 86H63V85H62ZM62 86H60V87H62ZM70 86H71V85H70ZM109 86H110V85H109ZM173 86H174V85H173ZM182 86H183V85H182ZM193 86H194V85H193ZM208 86H210V85L208 84ZM247 86H248V85H247ZM258 86H260V85H257L256 87H258ZM47 87H48V86H47ZM53 87H54L53 89L56 88L55 86H53ZM83 87H84V86H83ZM103 87L105 88L106 85H105V86H102V89H103ZM189 87H190V85H189ZM206 87H207V86H206ZM213 87H214V86H213ZM215 87H216V86H215ZM221 87H222V86H221ZM221 87H220V88H221ZM229 87H230V86H229ZM229 87H226V88L228 89V91H229V92H234V93H235V91H230V90H229V89H230ZM234 87H235V86H234ZM234 87H232V88L235 90L236 87H235V88H234ZM241 87H243V86H241ZM241 87H240V88H241ZM262 87H263V86H262ZM262 87H261V89H262ZM2 88H3V85H2V87H1V89H2ZM4 88H5V87H4ZM4 88H3V91L5 92V89H4ZM21 88H22V87H21ZM49 88H47V89H49ZM58 88H59V87H58ZM84 88H85V87H84ZM100 88H101V87H100ZM108 88H109V87H108ZM108 88H106V89H108ZM186 88H187V87H186ZM190 88H191V87H190ZM190 88H189V89H190ZM193 88H194V87H193ZM197 88H198V87H197ZM208 88H209V87H208ZM208 88H206V89H208ZM210 88L212 89V86H211ZM210 88H209L208 90H210ZM220 88H219V89H220ZM222 88H223V87H222ZM1 89H0V92H2ZM10 89H11V88H10ZM15 89L17 90V89H19V88H15ZM15 89H14V90H15ZM47 89H46V90H47ZM56 89H57V88H56ZM56 89H55V90H56ZM65 89H66V88H65ZM106 89H105V90H106ZM109 89H110V88H109ZM109 89H108V90H109ZM181 89H182V88H181ZM213 89H214V88H213ZM233 89H231V90H233ZM246 89H247V88H246ZM248 89H249V87H248ZM251 89H252V88H251ZM251 89H250V91H251ZM14 90H13V91H14ZM21 90H22V89H21ZM59 90H60V89H58V91H59ZM187 90H188V88H187ZM187 90H186V91H187ZM191 90H192V89H191ZM224 90H225V89H224ZM237 90H238V88H237ZM22 91H23V90H22ZM49 91H50V90H49ZM65 91H66V90H65ZM83 91H84V90H83ZM88 91H89V90H88ZM157 91H158V90H157ZM183 91H184V90H183ZM192 91H193V90H192ZM198 91H202V90H198ZM212 91H214V90H212ZM221 91H222V92H221ZM228 91H226V92L229 93ZM246 91H248V90H246ZM4 92H3L2 94H4ZM14 92H15V91H14ZM16 92H17V91H16ZM16 92H15V93H16ZM47 92H48V90H47ZM52 92H53V91H52ZM56 92H57V91H56ZM106 92H107V91H106ZM109 92H110V91H109ZM160 92H161V91H159V92H157V93H160ZM163 92H164V91H163ZM184 92H185V91H184ZM202 92H203V91H202ZM218 92H219V91H218ZM220 92H221V94H223V90H222V89L220 90ZM237 92H239V91H237ZM20 93H21V92H20ZM20 93H19V94H20ZM48 93H49V92H48ZM65 93L68 94V91L65 92ZM65 93H64V94H65ZM85 93H86V92H85ZM89 93H90V92H89ZM161 93H162V92H161ZM165 93H166V92H165ZM191 93H192V92H191ZM191 93H190V94H191ZM206 93H207V90H206ZM211 93H212V94H210V92H209V94H208V93H207V94H208V95H213V96H214L213 92H211ZM214 93H215V91H214ZM224 93H225V92H224ZM227 93H225V94H227ZM241 93H243V92L241 91ZM245 93H246V92H245ZM247 93H248V92H247ZM13 94H14V93H13ZM19 94H18V95H19ZM57 94H58V93H57ZM64 94H63V95H64ZM90 94H91V93H90ZM166 94H167V93H166ZM180 94H181V93H180ZM182 94H183V92H182ZM182 94H181V95H182ZM184 94H186V93H184ZM190 94L188 93V95H190ZM207 94H205V95L207 96ZM215 94H216V93H215ZM218 94H219V93H218ZM218 94H217V96H219ZM229 94H231V93H229ZM238 94H240V93H238ZM249 94H250V93H249ZM0 95H1V94H0ZM14 95H16V94H14ZM18 95H17V97H18ZM154 95H155V94H154ZM157 95H158V94H157ZM162 95H163V94H162ZM251 95H252V94H251ZM251 95H250V96H251ZM254 95H255V96L257 95L256 97H258V98H257V99H254V102H251V100H250V102H251V106H253V110H252L251 112H249V113H246V114H245L246 117L241 115L243 118H244V117H245V118L248 117V120H247V121H250V122H248V123H250L251 125L254 123V126H251V127H255V126H256L255 124H257L258 122L261 123V121H259L260 119H261V120L264 119V105H263V102H264V101L261 102V101L258 100V99H261V98H262V97L259 98V96H258L259 94L256 93V94H254ZM263 95H264V94H262V96H263ZM3 96H4V95H3ZM5 96H6V95H5ZM59 96H61V94H60ZM64 96H66V95H64ZM67 96H68V95H67ZM67 96H66V97H67ZM69 96H70V95H69ZM92 96H93V95H92ZM166 96H167V95H166ZM168 96H169V95H168ZM193 96H194V92H193ZM201 96H202V95H201ZM206 96H205V98H206ZM223 96H224V95H223ZM228 96H229V95H228ZM236 96H237V95H236ZM244 96H245V95H244ZM252 96H253V95H252ZM7 97H8V96H7ZM13 97H14V96H13ZM48 97H50V96H48ZM55 97H56V96H55ZM55 97H53V99H55ZM82 97H83V96H82ZM82 97H79V98H82ZM84 97H86V96H84ZM87 97H89V96L87 95ZM99 97H100V96H99ZM153 97H155V96H153ZM159 97L162 98V100H163V98H164V97H161V96H159ZM179 97H182V96H179ZM185 97H186V96H185ZM208 97H210V96H207V98H208ZM220 97H222V96L220 95ZM229 97H230V96H229ZM237 97H238V96H237ZM239 97H240V96H239ZM242 97H243V94H242ZM242 97H240L239 99H242ZM247 97H249V96H247ZM253 97H254V96H253ZM253 97H252V98H253ZM263 97H264V96H263ZM0 98H1V97H0ZM14 98H15V97H14ZM20 98H21V96H20ZM56 98H57V97H56ZM58 98H59V97H58ZM62 98H63V97H62ZM70 98H72V97H70ZM97 98H98V97H97ZM102 98L104 99V97H102ZM102 98H101V100H103ZM168 98H169V97H168ZM186 98H188V97H186ZM192 98H193V97H191V99H192ZM207 98H206V99H207ZM211 98H213V97H211ZM222 98H223V97H222ZM235 98H236V97H235ZM235 98H233V100H235ZM1 99H2V101L4 100L3 98H1ZM1 99H0V100H1ZM6 99H7V98H5V100H6ZM65 99L68 100L67 98H65ZM83 99H84V98H83ZM83 99H82V100H83ZM90 99H91V98H90ZM98 99L100 100V98H98ZM110 99H111V97H110ZM165 99H166V98H164V100H165ZM213 99H214V98H213ZM215 99H216V98H215ZM218 99H219V97H218ZM223 99H225V97H224ZM231 99H232V98H231ZM7 100H9V99H7ZM7 100H6L5 102H9V101H7ZM17 100H21V99H17ZM47 100H48V99H47ZM55 100H56V99H55ZM59 100H60V101H61V100L63 101L64 99H59ZM73 100H74V98H73ZM73 100L71 99V100H68V101L75 102V100H74V101H73ZM82 100H79V101H82ZM99 100H98L97 104L100 103V102L103 103L104 101H105V104H106V102H107L106 100H104V101H101V100L99 101ZM158 100H159V99H157V100L155 99V100H153L152 102L154 103V101H158ZM162 100H161V101H162ZM170 100H171V98H170ZM181 100H182V99H181ZM199 100H200V99H198L197 101H199ZM210 100H211V99H209V101H210ZM243 100H244V98H243ZM248 100H249V98H248ZM248 100H247V101H248ZM261 100H262V99H261ZM14 101H15V100H13V102H14ZM21 101H22V100H21ZM56 101H57V100H56ZM68 101H67V104H68V105H64V107L69 106V108H70V104L68 103ZM96 101H97V100H96ZM108 101H109V100H108ZM168 101H169V100H168ZM168 101H166V102H168ZM213 101H214V100H213ZM213 101H212V102H213ZM218 101H219V100H218ZM221 101H222V100H221ZM224 101H225V100H224ZM224 101H223V102H224ZM241 101H242V100H241ZM244 101H245V100H244ZM5 102H4V103L2 102V103H3V104L5 105V107H6L7 105H6ZM10 102H11V101H10ZM82 102H85V104H86V105L83 106V108H84V107H88V104H89V103L87 104V103H86L87 101H82ZM89 102H91V100H90ZM94 102H95V101H94ZM148 102H150V101H148ZM162 102H163V101H162ZM162 102H161V103H162ZM169 102H170V101H169ZM181 102H182V101H181ZM185 102H188V101L186 100ZM210 102H211V101H210ZM215 102H216V101H215ZM228 102H230V101H228ZM234 102L236 103V101H234ZM0 103H1V101H0ZM2 103H1V105H2ZM17 103H18V102H17ZM76 103H77V102H76ZM155 103L157 104V102H155ZM159 103H160V100H159ZM199 103H200V101H199ZM231 103H233V102H231ZM237 103H238V102H237ZM237 103H236V104H233V106H234V107H235V105L237 106ZM239 103H240V100H239ZM239 103H238V104H239ZM13 104L15 105V102H14ZM13 104H12V105H13ZM19 104H20V103H19ZM19 104H17V105L19 106ZM23 104H24V103H23ZM49 104H50V103H49ZM61 104H64V103L61 102ZM73 104H74V103H73ZM73 104H71V105H73ZM82 104H84V103H82ZM82 104H81V105H82ZM93 104H94V103H93ZM107 104H108V103H107ZM164 104H165V102H163V104H161V106L164 105ZM200 104H201V103H200ZM200 104H199V105H200ZM211 104H212V103H211ZM215 104H216V105H214V104H212V105L216 107V106L219 104V102H216ZM224 104H225V103H223V105H224ZM226 104H228V103H226ZM226 104H225V105H226ZM244 104H245V103H244ZM249 104H250V103H249ZM14 105H13V106H14ZM20 105H21V104H20ZM28 105L26 104V106H28ZM102 105H104V103H103ZM102 105H100V107H101ZM158 105H159V104H158ZM223 105H222V106H223ZM225 105H224V107H225ZM230 105H231V104H230ZM230 105H229V106H230ZM241 105H242V103H241ZM246 105H247V104H246ZM2 106H3V105H2ZM13 106H12V107H13ZM22 106H23V105H22ZM24 106H25V105H24ZM48 106H49V105H48ZM48 106L46 105L45 107H48ZM56 106H57V105H56ZM76 106L78 107V104H77ZM94 106L96 107V103H95ZM107 106H108V105H107ZM109 106H110V105H109ZM155 106H156V105H155ZM166 106H167V104H166ZM227 106H228V105H227ZM238 106H239V105H238ZM243 106H244V105H243ZM3 107H4V106H3ZM14 107H15V106H14ZM49 107H50V106H49ZM49 107H48V109H49ZM60 107H61V111H62V110H63V109H62V106L60 105ZM73 107H75V106H73ZM73 107L71 106V108H73ZM77 107H76V108H77ZM89 107H90L89 112L86 110V111H87V113H86V112L83 110V111H84V115H85V113H86V114L90 113V110L95 109V108H92V105H89ZM89 107H88V108H89ZM98 107H99V106H98ZM167 107H168V106H167ZM218 107H219V105H218ZM239 107H240V106H239ZM28 108H29V107H28ZM37 108H38V107H37ZM39 108H38V110H39ZM50 108H51V107H50ZM52 108H53V107H52ZM66 108H67V107H66ZM81 108H82V107H81ZM91 108H92V109H91ZM102 108H103V107H102ZM104 108L106 109V106H104ZM155 108H156V107H155ZM157 108H158V107H157ZM159 108H160V107H159ZM169 108H170V107H169ZM169 108H168V109H169ZM193 108H194V107H193ZM193 108H192V112H194V113H193V115H194V114H195V110H194ZM232 108H233V107H232ZM240 108H241V107H240ZM29 109H30V108H29ZM42 109H46V108H42ZM42 109H41V110H42ZM77 109H78V108H77ZM84 109H87V108H84ZM148 109H149V108H147V111H150V110H148ZM150 109H151V107H150ZM152 109H153V108H152ZM152 109H151V110H152ZM168 109L166 108V110H168ZM173 109H174V108H173ZM176 109L180 110V108H176ZM176 109H175V110H176ZM181 109H182V108H181ZM218 109H219V108H218ZM218 109H217V111H218L217 113H219V110H220V109H219V110H218ZM234 109H235V108H234ZM31 110H32V109H31ZM35 110H36V112H37V109H36V108H35ZM52 110H53V109H52ZM52 110H51V111H52ZM54 110H56V109H54ZM70 110H72V109H69V111H70ZM95 110H96V109H95ZM98 110H99V109H98ZM98 110L96 111L97 113H98ZM101 110H103V109H101ZM109 110H110V109H109ZM113 110H115V109H113ZM156 110H157V109H156ZM158 110H159V109H158ZM160 110H161V109H160ZM160 110H159V112H160ZM163 110H164V108H163ZM163 110H162V111H163ZM169 110H171V109H169ZM178 110H177V111H178ZM182 110H184V109H182ZM182 110H180V111H182ZM185 110H186V109H185ZM237 110H238V109H237ZM237 110H236V111H237ZM25 111L27 112L28 110H25ZM42 111H43V110H42ZM47 111H48V110H47ZM59 111H60V108H59ZM61 111H60V112H61ZM75 111H76V109L74 110V112H75ZM77 111H78V110H77ZM77 111H76L75 114L78 116ZM92 111L94 112V110H92ZM92 111H91L90 115L93 114ZM111 111H112V106H111ZM187 111H189V110H187ZM221 111H222V110H221ZM227 111H229V112L232 111V112H233L234 110H228V109H227ZM239 111H240V110H239ZM28 112H30V110H29ZM72 112H73V111H71L70 113H72ZM74 112H73V113H74ZM101 112H102V111H101ZM113 112H114V111H113ZM140 112H141V111H140ZM155 112H156V111H155ZM175 112H176V111H175ZM175 112L173 111L172 114H173V115H174V114L176 115L177 112H176V113H175ZM244 112H245V111H244ZM37 113H38V112H37ZM44 113H45V112H44ZM47 113H48V112H47ZM55 113H56V112H55ZM55 113H54V114H55ZM65 113H66V111H65ZM67 113H68V112H67ZM99 113H100V110H99ZM107 113H112V112H109V111H108ZM107 113H106V114H107ZM115 113H116V112H114V114H115ZM132 113H133V112H132ZM162 113L166 115L167 111H166V113H165V111L162 112ZM226 113H228V112H226ZM233 113H234V112H233ZM27 114H28V113H27ZM45 114H46V113H45ZM117 114H118V112H117ZM117 114H115V115H117ZM133 114H134V113H133ZM135 114H136V113H135ZM145 114L148 115V113H145ZM145 114H144V115H145ZM159 114H160V113H159ZM170 114H171V113H170ZM177 114H178V113H177ZM179 114L182 115V112H180ZM179 114H178V115H179ZM189 114H190V113H189ZM220 114H223V111H222V113L220 112ZM224 114H225V113H224ZM234 114H235V113H234ZM237 114L240 115V112L237 111ZM25 115H26V113H25ZM29 115H30V114H29ZM47 115L49 116V114H47ZM62 115H63V114H62ZM65 115H66V114H65ZM69 115H70V114H69ZM84 115H83L82 117H84ZM88 115H89V114H88ZM93 115H95V114H93ZM97 115L100 117V114H97ZM107 115H108V114H107ZM118 115H119V114H118ZM139 115H141V114H139ZM142 115H143V114H142ZM149 115H150V114H149ZM152 115H153V114H152ZM178 115H177V117H176V121H177ZM186 115H187V113H186ZM186 115H185V116L183 115V116L185 117V119H186ZM228 115H229V113H228ZM230 115L233 117V114L230 113ZM31 116H32V115H31ZM36 116H37V115H36ZM40 116L42 117V115H40ZM60 116H61V115H60ZM91 116H92V115H91ZM98 116H97V118L99 119ZM104 116H105V115H104ZM112 116H113V114H112ZM112 116L110 115L108 118L110 119V117H112ZM124 116H125V115H124ZM124 116H118V117H121V118H122V117H124ZM150 116H151V115H150ZM160 116H162V115H160ZM170 116H171V115H170ZM187 116H189V115H187ZM224 116H225V115H224ZM231 116H229V117H231ZM25 117H27V116H25ZM29 117H30V116H29ZM51 117H52V116H51ZM58 117H59V116H58ZM58 117H57V119H59ZM61 117H62V116H61ZM63 117H65V116H63ZM66 117H67V116H66ZM71 117H74V116H70L69 118L71 119ZM85 117H86V115H85ZM87 117H88V116H87ZM89 117H90V116H89ZM89 117H88V119H85V118H84V119H85L86 121L89 122L90 119H92L91 117H90V118H89ZM92 117H93V116H92ZM94 117H96V116H94ZM94 117H93V118H94ZM105 117H107V116H105ZM114 117H115V116H114ZM116 117H117V116H116ZM118 117H117V119H118ZM155 117H156V115H155ZM163 117H165V116H163ZM168 117H169V116L166 115V118H167V119H168ZM181 117H182V116L179 115V118H181ZM193 117H194V116H193ZM198 117H199V116H198ZM232 117H231V119H232ZM234 117H235V116H234ZM30 118H31V117H30ZM34 118H35V116H34ZM36 118H37V117H36ZM36 118H35V119H36ZM45 118H46V117H45ZM45 118H42V119H45ZM52 118H53V117H52ZM76 118L78 119L79 116L76 117ZM125 118H126V117H125ZM128 118H130V117L128 116ZM146 118H147V117H146ZM151 118H152V116H151ZM158 118H159V117H158ZM174 118H175V117H174ZM196 118H197V117H195V119H196ZM219 118H220V117H219ZM222 118H223V117H221V120H223ZM238 118L240 119L241 117L238 116ZM245 118H244V120H245ZM21 119H22V118H21ZM23 119H24V118H23ZM25 119H27V118H25ZM25 119H24V123L26 122ZM31 119H32V118H31ZM35 119H33V121H34ZM47 119H48V118H46L45 121H46ZM77 119H76V120H77ZM95 119H96V118H95ZM95 119H92V120H94V121L96 122L95 126H97V125L99 126L100 123H101V119H103V118H102V115H101V119H100V121H99L100 123H99L98 121H96ZM123 119H124V118H123ZM144 119H145V117H144ZM159 119H160V118H159ZM167 119H166L165 121H168ZM170 119H171V118H170ZM181 119H183V118H181ZM181 119H180V120H181ZM185 119H183L182 122H184ZM198 119H199V118H198ZM198 119H196V120L198 121ZM217 119H218V118H216L215 120H217ZM233 119H234V118H233ZM233 119H232V120H233ZM235 119H237V115H236V118H235ZM0 120H1V119H0ZM8 120H9V119H8ZM38 120H39V122H40L41 119H38ZM48 120H51V119H48ZM54 120H55V119H54ZM62 120H63V119H62ZM76 120H74V121H76ZM103 120H104V119H103ZM110 120H112V119H110ZM119 120H120V119H119ZM119 120H117V121L119 122ZM121 120H122V119H121ZM134 120H135V119H134ZM139 120H140V119H139ZM152 120H153V119H152ZM161 120H162V119H160V122H159L160 124L163 123V122L161 123ZM180 120H178V122H179ZM186 120L188 121L189 118L186 119ZM192 120H193V119H192ZM192 120H190V121H192ZM202 120H203V119H202ZM211 120H212V119H211ZM242 120H243V119L237 120L234 124L230 125L233 121H231L230 119H229V121H228V118H227V119H226V122H225V126H228V125H229V127H228L227 130L224 128V126H222L223 124L220 125V126L223 127V128L221 127V129H220L221 132H222V129H225L226 131H228V135H229V137H232V139H233V141H234V145H235V146H234L231 150H229L228 152L225 151V154L227 153V154H226V157H225L224 153H223L224 158L220 155L221 158H220V161H219V162H218V161H215V160H217V159H215V160L213 159L215 162H218V164H219V169L221 170V172L226 173L227 171H229L231 174H233V173H234V172H233L234 170L237 171V170H240L241 168H243V166L245 165V164H244V163H245L244 160L239 159V158H236V161H234V159H233L234 156H236V155H240V154H243V153L245 154V152H248V151H249V150L255 145V142H256V141L254 140V138H255V137H254V134H255V133L253 134V129L250 128V126H249V128H247V130H246V135H245L244 132H243V130L246 129V127H245L243 130H242V128H240V124L242 123ZM27 121H28V120H27ZM30 121H32V120H30ZM43 121H44V120H43ZM57 121L59 122V120H57ZM63 121H64V120H63ZM78 121H79V122H80V121L83 122L84 120L80 119V120H78ZM94 121H92V125H93V122H94ZM113 121H114V119H113ZM113 121H112V122H113ZM129 121H130V120H129ZM129 121H128V122H129ZM169 121H170V120H169ZM172 121H173V120H172ZM174 121H175V120H174ZM174 121H173V122H174ZM176 121H175V122H176ZM204 121H205V120H204ZM223 121H224V120H223ZM21 122H23V120H22ZM49 122H50V121H49ZM49 122H45V123L47 124V123H49ZM54 122H56V121H53V123H54ZM68 122H70L69 119H68ZM68 122H67V123H68ZM82 122H81V123H82ZM131 122H132V121H130V124H131ZM151 122H152V121H151ZM151 122L149 121L150 124H151ZM154 122H155V121H154ZM170 122H171V121H170ZM170 122H169V123H170ZM185 122H186V121H185ZM199 122H201V120H199ZM217 122H218V121H217ZM229 122H230V124H229ZM263 122H264V121H263ZM16 123H17V122H16ZM34 123H35V122H34ZM53 123L51 124L52 126H54ZM61 123H62V122H61ZM63 123H64V122H63ZM67 123H66V121H65V124H67ZM75 123H76V122H75ZM81 123H80V124H81ZM86 123H87V122H86ZM86 123H84V126H83V125H80V124H79V125L82 126V127H85V124H86ZM176 123H177V122H176ZM179 123H181V122H179ZM187 123H188V122H187ZM205 123H206V122H205ZM214 123H215V122H214ZM221 123H222V122H221ZM6 124H8V123H6ZM26 124H27V123H25V125H26ZM30 124H31V122H30ZM41 124H42V120H41ZM57 124H59V123H57ZM69 124H70V123H69ZM69 124H67V125H69ZM87 124H88V123H87ZM106 124H108V122H106ZM114 124H115V121H114V123L112 124V127L115 126V129H116V125H114ZM118 124H120V122H119ZM123 124H125V123H123ZM155 124H156V122H155ZM167 124H168V123H167ZM167 124H165V125L167 126ZM185 124H186V123H185ZM193 124L196 125L197 123H196V124L193 123ZM0 125H3V124L1 123ZM20 125H21V124H19V126H20ZM27 125H28V124H27ZM32 125H33V124H32ZM32 125H31V126H32ZM37 125H38V124H37ZM49 125H50V123H49L47 126H49ZM67 125H66V126H67ZM70 125H71V124H70ZM73 125H74V124H73ZM76 125H77V124H76ZM109 125H111V124H109ZM109 125H108V127H110ZM133 125H134V124H133ZM133 125H132V127H133ZM138 125H139V124H138ZM156 125H157V124H156ZM165 125H163V126H165ZM171 125H172V124H170V126H171ZM177 125H179V124L177 123L176 126H177ZM181 125H182V124H181ZM189 125H191V124H189ZM202 125H203V123L201 124V126L199 125V127H202ZM204 125H205V124H204ZM204 125H203V126H204ZM23 126H24V125H23ZM34 126H36V125H34ZM60 126H62V125H60ZM80 126H79V127H80ZM95 126H94V127H95ZM98 126L96 127V129H93L94 131H93V139H92L93 141L95 140L93 145H94L95 149H96V147H97V150H99L98 145L101 144V142H102V141H101L102 138L106 140V139H107L106 136H109L107 125H103V122H102V125H100L99 127H98ZM102 126H103V127H102ZM120 126H122V125H120ZM120 126H119V127H120ZM151 126H152V125H151ZM161 126H162V125H161ZM161 126L158 125L157 130L160 129ZM187 126H188V125H186L185 128H186ZM192 126H193V125H192ZM220 126H219V127H220ZM243 126H244V125H243ZM246 126H247V125H246ZM17 127H18V126H17ZM17 127H16V128H17ZM20 127H21V126H20ZM20 127H19V128H20ZM38 127H39V125H38ZM42 127H43V126H42ZM49 127H50V126H49ZM49 127H48V128H49ZM58 127H59V126H58ZM67 127H68V126H67ZM67 127H66V128H67ZM69 127H70V126H69ZM87 127H89V126L87 125ZM117 127H118V126H117ZM122 127H123V126H122ZM152 127H153V126H152ZM178 127H179V126H178ZM180 127H181V126H180ZM180 127H179V128H180ZM189 127H190V126H189ZM197 127H198V125H197ZM257 127H259V125L256 126V129H257ZM5 128H6V127H5ZM7 128H8V127H7ZM7 128H6V130H7ZM16 128H15V129H16ZM23 128H25V126L22 127V128H20V129L24 130ZM51 128L53 129V127H51ZM61 128H62V127H61ZM61 128H60V130H63V128H65V127L63 126V128H62V129H61ZM85 128H86V127H85ZM90 128H93V127H90ZM110 128H111V127H110ZM127 128H128V127H127ZM155 128H156V126H155ZM167 128H169V127H167ZM170 128H171V127H170ZM172 128H173V127H172ZM176 128H177V127H176ZM179 128H178V130H179ZM191 128H192V127H191ZM191 128H189V129H190V131L192 132L193 129L191 130ZM215 128H216V127H215ZM8 129H9V128H8ZM11 129H12V128H11ZM15 129H14V130H15ZM56 129L59 130L58 128H56ZM69 129H70V128H69ZM72 129H73V128H71V130H72ZM76 129H77V128H76ZM83 129H84V128H83ZM86 129H87V128H86ZM86 129H84V130H86ZM118 129H119V128H118ZM120 129H121V127H120ZM122 129H123V128H122ZM129 129H131V128H129ZM132 129H133V128H132ZM132 129L129 130V131L131 132ZM164 129H166V128H164ZM174 129H175V127L173 128V130H174ZM183 129H184V128H182V130H183ZM187 129H188V128H186V131H187ZM189 129H188V130H189ZM198 129H201V128H198ZM210 129H211V127H210ZM1 130H2V126H1ZM1 130H0V131H1ZM4 130H5V129H4ZM9 130H10V129H9ZM14 130H12V131L14 132ZM17 130H18V129H17ZM17 130H16V131H17ZM45 130H46V128H45ZM54 130H55V129H54ZM54 130H53V131H54ZM57 130H55V131H57ZM123 130H124V129H123ZM127 130H128V129H127ZM141 130H142V129H141ZM153 130H154V128H153ZM161 130H162V129H161ZM170 130H171V129H170ZM173 130H172V131H173ZM196 130H197V129H196ZM212 130H213V129H212ZM225 130H223V131L225 132ZM257 130H258V129H257ZM20 131H21V130H20ZM25 131H26V130H25ZM25 131H23V133H24ZM28 131H29V130H28ZM48 131H49V129H48ZM64 131H65V130H64ZM80 131H82V130H80ZM88 131H89V130H88ZM90 131H92V130H90ZM112 131H113L112 134H114V128H113ZM112 131H111V132H112ZM117 131H118V130H117ZM120 131H121V130H120ZM120 131H119V132H120ZM133 131H134V130H133ZM137 131H138V130H137ZM146 131H147V130H145V134H149V135L151 134V133H146ZM155 131H156V130H155ZM175 131H176V132H175ZM175 131H174L175 134H177V130H176V129H175ZM180 131H181V129H180ZM184 131H185V130H184ZM184 131H182V133H184ZM199 131H200V130H198V132H199ZM208 131H209V130H208ZM213 131H215V130H213ZM244 131H245V130H244ZM260 131H261V130H260ZM260 131H259V132H260ZM7 132H8V130H7ZM17 132H18V131H17ZM51 132H52V131L50 130V133H51ZM58 132H59V131H58ZM119 132H118V133H119ZM135 132H136V131H135ZM141 132H142V131H141ZM141 132H140V133H141ZM143 132H144V131H143ZM149 132H150V130H149ZM160 132H161V131H160ZM167 132H168V131H167ZM167 132L165 133V137H168V136H166V135H167ZM198 132H197V133H198ZM203 132H204V131H203ZM216 132H217V131H216ZM224 132H222V133H224ZM257 132H258V131H257ZM257 132H256V134H259V133H257ZM262 132H263V131H261L260 133H262ZM0 133H1V132H0ZM19 133H20V132H19ZM19 133H18V134H19ZM23 133H21V134H23ZM29 133H30V132H29ZM54 133H55V132H54ZM60 133H61V132H60ZM63 133H64V132H63ZM63 133H62V134H63ZM66 133H68V132H66ZM74 133H75V132H74ZM89 133H90V132H89ZM89 133H87V134H89ZM118 133H117V135H115L117 139H118V136H119ZM121 133H122V132H121ZM126 133H127V132H126ZM132 133H134V132H131V134H132ZM156 133H157V132H156ZM163 133H164V132H163ZM170 133H171V132H170ZM199 133H200V132H199ZM206 133H208L207 130H206ZM217 133H220V132H217ZM225 133H226V132H225ZM2 134H3V131H2ZM2 134H0V135L2 136ZM4 134H5V133H4ZM12 134L15 135V133H12ZM21 134H20L19 136H21ZM26 134H27V132H26ZM26 134H24V136H25ZM30 134H31V133H30ZM123 134H124V133H123ZM123 134H122V135H123ZM131 134L129 133L128 135L131 136ZM137 134H139V133H137ZM153 134H154V133H153ZM153 134H152V135H153ZM175 134L173 133L172 135H175ZM184 134H185V133H184ZM184 134H183V135H184ZM186 134H187V133H186ZM190 134H191V133H190ZM193 134H194V133H193ZM202 134L204 135V133H202ZM256 134H255L256 137H260V136H261V135L257 136ZM7 135H8V134H7ZM14 135H12V136H13V138H12L13 141L16 140V138L14 139ZM63 135H64V134H63ZM66 135H67V134H65V136H66ZM73 135H74V134H73ZM85 135H86V134H85ZM89 135H90V134H89ZM91 135H92V134H91ZM128 135H127V136H128ZM135 135H136V134H135ZM135 135H134V136H135ZM187 135H189V134H187ZM199 135H200V134H199ZM199 135H198V136H199ZM205 135H206V137H205V136H204V137L207 138L208 135H207V134H205ZM263 135H264V133H263ZM1 136H0V137H1ZM5 136H6V135H5ZM15 136H16V135H15ZM19 136H16V137H19ZM27 136H29V135L27 134V135H26V138H27ZM47 136H48V135H47ZM51 136H53V135L51 134ZM58 136H59V133H58ZM61 136H62V135H61ZM68 136H69V134H68ZM124 136H126V135H124ZM134 136H133V138H134ZM139 136H140V135H139ZM154 136H156V135H154ZM161 136H162V135H161ZM169 136H170V135H169ZM176 136H178V134H177ZM184 136H186V135H184ZM191 136H192V135H191ZM193 136H194V135H193ZM201 136H202V135H201ZM201 136H199L198 139H200ZM215 136H216V135H214V140H216V139H215ZM217 136H218V135H217ZM246 136H247V137H246ZM3 137H4V135H3ZM62 137H63V136H62ZM66 137H67V136H66ZM66 137H65V138H66ZM70 137H71V136H70ZM74 137H77V135H74ZM90 137H91V136H90ZM119 137H120V136H119ZM163 137H164V136H163ZM165 137H164V138H165ZM171 137H173V136H171ZM180 137H181V136H180ZM182 137H183V136H182ZM186 137H188V136H186ZM209 137H212V136H209ZM20 138H21V137H20ZM47 138H48V137H47ZM58 138H59V137H58ZM58 138H57V139H58ZM60 138H61V137H60ZM60 138H59V139H60ZM65 138H64V139H65ZM78 138H81V137H78ZM88 138H89V137H88ZM135 138L138 139L139 137H135ZM154 138H155V137H153V140H154ZM173 138H174V137H173ZM189 138H190V137H189ZM189 138H188V139H189ZM201 138H203V137H201ZM4 139H5V137H4ZM29 139H30V137H29ZM48 139H49V138H48ZM52 139H55V138L52 137ZM59 139H58V141H59V142H62V141L59 140ZM67 139H69V138L67 137ZM72 139H73V138H72ZM89 139H91V138H89ZM113 139H114V138H113ZM125 139H126V137H125ZM125 139H123V140H125ZM128 139H129V138H128ZM128 139H127V140H128ZM131 139H132V138H131ZM143 139H144V137H143ZM150 139H151V138H150ZM157 139H158V138H157ZM166 139H167V138H166ZM171 139H172V138H171ZM175 139H176V138H174V140H175ZM198 139H197V144H198V141H199ZM212 139H213V138H212ZM219 139H220V138H219ZM229 139H230V138H229ZM262 139H263V138H262ZM2 140H3V139L1 138V141H2ZM8 140H9V139H8ZM10 140H11V139H10ZM21 140H22V139H21ZM21 140H19V141H21ZM26 140H27V139H26ZM26 140H24V141H26ZM49 140H50L51 142H53V140H51V139H49ZM62 140H63V138H62ZM87 140H88V139H87ZM107 140H108V139H107ZM123 140H122V142H124ZM155 140H156V138H155ZM155 140H154V141H155ZM159 140H160V139H159ZM161 140L163 141V139H161ZM164 140H165V139H164ZM167 140H168V139H167ZM167 140H166V141H167ZM177 140H178V139H177ZM180 140L183 141V140H185V138H183V139H182V138L179 139V142H180ZM191 140H192V139H191ZM193 140H194V138H193ZM200 140H201V139H200ZM202 140H204V139H202ZM206 140L208 141V138H207ZM217 140H218V139H217ZM220 140H222V139H220ZM3 141H4V140H3ZM13 141H12V142H13ZM28 141H29V140H27V144H28ZM30 141H31V140H30ZM50 141L48 142V144L51 143ZM55 141H56V140H55ZM63 141H64V140H63ZM67 141H70V139L67 140ZM71 141H74V140H71ZM78 141H79V140H78ZM80 141L83 142L84 140L81 139ZM100 141H101V142H100ZM103 141H104V140H103ZM111 141H112V140H111ZM113 141H114V140H113ZM117 141H118V140H117ZM151 141H152V140H150V143L152 144L154 141H152V142H151ZM168 141H169V140H168ZM168 141H167V142H168ZM189 141H190V139H189ZM207 141H206V142H207ZM4 142H5V141H4ZM4 142H3V143L1 142V144H4ZM6 142L8 143V141H6ZM6 142H5V143H6ZM14 142H15L16 144H19V143H17L16 141H14ZM14 142H13V144H14ZM21 142H22V141H21ZM56 142H57V141H56ZM56 142H53V144L56 143ZM74 142H75V141H74ZM84 142H85V141H84ZM90 142H91V141H90ZM90 142H89V143H90ZM122 142H121V144H123L124 147H125V146L127 145V143H125V142H129V141H125L124 143H122ZM131 142H132V144H133V142H135V141H131ZM142 142H144V140H143ZM170 142H173V140H170ZM192 142H193V141H192ZM194 142H195V141H194ZM202 142H203V141H202ZM214 142H216V141H214ZM214 142H213V144H212V143H211V144H212L213 146H214V145L217 146V143L214 144ZM224 142H225V140L223 141V143H224ZM229 142H230V140H229ZM257 142H258V141H257ZM257 142H256V143H257ZM261 142H263V141H261ZM25 143H26V142H25ZM30 143L32 144V142H30ZM30 143H29L28 145H30ZM63 143H64V142H63ZM68 143H69V142H67V144H68ZM77 143H78V142H77ZM77 143H75L76 146H77ZM80 143H81V142H80ZM86 143L88 144L87 141H86ZM92 143H93V142H92ZM102 143H103V142H102ZM106 143H107V142H106ZM111 143H112V142H111ZM117 143H118V142H116V144H117ZM136 143H137V142H136ZM138 143H139V142H138ZM161 143H163V142H161ZM161 143H160V146H162ZM183 143H185V142L183 141ZM186 143H187V142H186ZM190 143H191V142H190ZM190 143H189V144H190ZM199 143H201V142L199 141ZM208 143L210 144V142H208ZM218 143L221 144L220 142H218ZM223 143H222V144H223ZM226 143H227V141H226ZM230 143H231V142H230ZM11 144H12V143H11ZM11 144H10V145H11ZM16 144H15V146H16ZM27 144H26V146H27ZM43 144H44V143H43ZM45 144H47V142H46ZM45 144H44V148H46V147H45ZM56 144H57V143H56ZM60 144H61V143H60ZM60 144H59V145L57 144V147H60V146H61ZM72 144H73V142H72ZM83 144H85V143H83ZM83 144H81V145H83ZM108 144H109V143H108ZM125 144H126V145H125ZM132 144H131V145H132ZM153 144H154V143H153ZM155 144H156V143H155ZM155 144H154V145H155ZM164 144H165V142H164ZM164 144H163V145H164ZM166 144H168V143H166ZM166 144H165V145H166ZM172 144H174L173 146L175 147V145H176V140H175V142L172 143ZM187 144H188V143H187ZM191 144H196V143H191ZM209 144H208V145H209ZM211 144H210V145H211ZM219 144H218V145H219ZM227 144H228V143H227ZM232 144H233V143H232ZM257 144L259 145V143H257ZM260 144H261V143H260ZM6 145L9 146L8 148H9L10 150L14 147V145H13V147H12V146L10 147L9 143L6 144ZM6 145H5V146H6ZM50 145H52V144H50ZM65 145H66V144H65ZM93 145H91V147H92ZM103 145H104V144H103ZM111 145H113V146L116 148V146H115L114 144H111ZM119 145H120V144H119ZM133 145H135V144H133ZM145 145H146V144H145ZM170 145H171V143H170ZM179 145H180V147H181V146L183 147L185 144H184V145H183V144H179ZM201 145H204V144H201ZM205 145H206V144H205ZM230 145H231V144H230ZM262 145H263V144H262ZM46 146H47V145H46ZM104 146H105V145H104ZM139 146H140V145H139ZM152 146H153V145H152ZM152 146H151V147H152ZM171 146H172V145H171ZM197 146H198V145H197ZM219 146H220V145H219ZM227 146H228V145H226V147H227ZM260 146H261V145H260ZM16 147H17V146H16ZM18 147H19V146H18ZM20 147H21V145H20ZM22 147H23V146H22ZM49 147H50V146H49ZM64 147H67V146H64ZM64 147H62V148L64 149ZM71 147H73V146L71 145ZM82 147H84V146H82ZM86 147H87V145H86ZM89 147H90V146H89ZM91 147H90V150H92ZM102 147H103V146H101V148H102ZM105 147H108V146H105ZM122 147H123V146H122ZM126 147H127V146H126ZM133 147H135V146H133ZM148 147H149V145H148ZM154 147H155V146H154ZM182 147H181V148H182ZM185 147H186V145H185ZM187 147H188V145H187ZM187 147H186V148H182V149H188L189 147H188V148H187ZM190 147H191V146H190ZM195 147H196V145H195ZM198 147H199V148H198ZM198 147H196V148H198V150H196V153H198L197 151H199V149H200L201 146H198ZM202 147H203V146H202ZM217 147H218V146H217ZM221 147H222V145H221ZM221 147H220V151L224 152V151L221 150V149H222V148L224 149L225 147H222V148H221ZM258 147H259V146H258ZM1 148H2V146H1ZM6 148H7V146H6ZM8 148L5 149V151H6V150L9 151ZM14 148H15V147H14ZM14 148H13V150H14ZM24 148H25V145H24ZM51 148H52V147H51ZM54 148H56V147H54ZM92 148H93V147H92ZM101 148H100V150H102ZM115 148H114V149H115ZM118 148H119V147H118ZM129 148H131V147L126 148L125 151H126V152H129V154L131 155V153H130L131 151L127 150V149H129ZM136 148H137V146H136ZM136 148H134V149H136ZM146 148H147V147H146ZM152 148H153V147H152ZM155 148H156V147H155ZM159 148H160V147H159ZM161 148H162V147H161ZM167 148L171 149L172 147L170 148V147L167 146ZM167 148H165V149H167ZM176 148H177V146H176ZM181 148L178 147L177 150H181ZM205 148H209V149H210V147H207V146H205ZM211 148H212V146H211ZM215 148H216V147H215ZM218 148H219V147H218ZM15 149H17V148H15ZM21 149H22V148H21ZM60 149H61V148H59V149H57V150H60ZM63 149H62V150H63ZM71 149H73V148H71ZM84 149H85V148H84ZM95 149H94V150H95ZM104 149L107 150V148H104ZM109 149H110V148H109ZM114 149H112V150H110V151H114L115 153H114V152H113V153H114L115 156H116L117 154H116V151H115ZM119 149H120V148H119ZM119 149H118V150H119ZM201 149H202V148H201ZM201 149H200V150H201ZM226 149H227V148H226ZM228 149H229V148H228ZM1 150H3V148H2ZM1 150H0V151H1ZM19 150H20V149H19ZM22 150H24V149H22ZM25 150H26V149H25ZM44 150L46 151V149H44ZM57 150H56V151H57ZM62 150H61V151H62ZM64 150H65V149H64ZM105 150H104V152H105ZM116 150H117V148H116ZM121 150H122V149H121ZM121 150H120V151H121ZM140 150H141V149H140ZM146 150H147V149H146ZM148 150H149V149H148ZM148 150H147V151H148ZM158 150H159V149H158ZM172 150H173V149H172ZM175 150H176V149H175ZM189 150H190V149H188L187 151L189 152ZM212 150H214V148H213ZM217 150H219V149H216V151H217ZM260 150L262 151V150H264V148L262 149V148L260 147ZM8 151H7V153H6V152H5V153L8 154ZM15 151H16V150H15ZM82 151H83V150H82ZM87 151H88V150H87ZM87 151H86V152H87ZM95 151H96V150H95ZM110 151H109V152H110ZM132 151H134V150H132ZM149 151L151 152V151H155V150H153V149L151 150V148H150ZM149 151H148V153H149ZM163 151H164V150H163ZM163 151H161L160 153L164 154ZM166 151H169V150H166ZM181 151H182V150H181ZM185 151H186V150H185ZM187 151H186V152H187ZM207 151H209V150H206L205 152H207ZM220 151H219V152L217 151V152H215V153H212V151H210V152L214 155V154H216V153H220ZM256 151H258V150H256ZM256 151H255V153H256ZM1 152H2V151H1ZM1 152H0V153H1ZM3 152H4V151H3ZM9 152H10V151H9ZM17 152H18V151H16V153H17ZM64 152H65V151H64ZM89 152H90V151H88L87 153H89ZM91 152H92V151H91ZM98 152H99V151H97V152H92V153H96V155H97ZM118 152H119V151H118ZM121 152H122V151H121ZM135 152H136V151H135ZM142 152H144V150H143ZM156 152H157V151H156ZM188 152H187V153H188ZM192 152H194V151H192ZM200 152H202V151H200ZM200 152H199V154H200ZM262 152H263V151H262ZM14 153H15V152H14ZM54 153H55V151H54ZM58 153H59V152H58ZM66 153H67V149H66V152H65V153H63V151H62V154H66ZM69 153H70V152H69ZM75 153H76V151L74 152V154H75ZM79 153H80V152H79ZM79 153H78V156H79ZM82 153H83V152H82ZM101 153H102V152H101ZM106 153H107V152H106ZM110 153H112V152H110ZM119 153H120V152H119ZM122 153L124 154V152H122ZM137 153H139V152H137ZM152 153L156 154L155 152H152ZM157 153H159V152H157ZM171 153H174V152H171ZM196 153H195V154H196ZM211 153H209V154H211ZM260 153H261V152H260ZM1 154H2V153H1ZM18 154H20V153L18 152ZM32 154H33V153H32ZM39 154H40V153H39ZM51 154H52V153H51ZM60 154H61V153H60ZM62 154H61V155H62ZM103 154H105V153H102L101 155H103ZM127 154H128V153H127ZM150 154H151V153H149V155H150ZM169 154H170V151H169ZM183 154H184V153L182 152V155H183ZM189 154H191V153L189 152ZM206 154H208V152H207ZM206 154H205V155H206ZM257 154H258V153H257ZM13 155H14V154H13ZM20 155H21V154H20ZM30 155H31V153H30ZM34 155H35V154H34ZM54 155H55V154H54ZM66 155H67V154H66ZM70 155H71V153H70ZM72 155H73V154H72ZM93 155H94V154H93ZM98 155H99V154H98ZM98 155H97V156H98ZM111 155H112V154H111ZM125 155H126V153H125ZM180 155H181V154H180ZM191 155H192V154H191ZM191 155H190V156H191ZM205 155H204V156H205ZM253 155L255 156V154H253V153L250 154L251 158L254 157ZM15 156H17V154H16ZM48 156H49V155H48ZM50 156H51V155H50ZM55 156H57V155H55ZM58 156H59V155H58ZM75 156H76V155H75ZM78 156H77V158H79ZM80 156H81V153H80ZM94 156H95V155H94ZM97 156H95V157H97ZM119 156H121V155L119 154ZM133 156H134V155H133ZM155 156H156V155H155ZM165 156H167V155H166V154H165L164 156L162 155V157H164V158H165ZM172 156H173V155H172ZM172 156H171V157H172ZM183 156H184V155H183ZM185 156H187L186 153H185ZM188 156H189V155H188ZM188 156H187V158L190 157V156H189V157H188ZM196 156H200V155H196ZM201 156H202V155H201ZM201 156H200V157H201ZM208 156H210V155H208ZM208 156H206V157L209 159ZM214 156H215V155H214ZM218 156H219V154H218ZM261 156H263V155H261ZM261 156H258V157H261ZM7 157H8V156H7ZM20 157H22V156H20ZM20 157H19V158H20ZM31 157H34V156H31ZM63 157H64L63 155H62V157H59V160H60V158H61V161H62V160H63ZM70 157H72V156H70ZM106 157H107V156H106ZM106 157L103 155V160H102L101 162H103V161L106 162L107 160H104ZM109 157H110V156H109ZM111 157H112V156H111ZM122 157H124V156L122 155L121 158H122ZM127 157L129 158V156H127ZM127 157H126V158H127ZM131 157H132V156H130V158H131ZM135 157H137V156L135 155ZM135 157H134V158H135ZM146 157H147V152H146ZM148 157H149V156H148ZM168 157H170V156H168ZM191 157H192V156H191ZM194 157H195V156H194ZM216 157H217V156H216ZM216 157H215V158H216ZM238 157H239V156H238ZM263 157H264V156H263ZM263 157H262V159H261V158L257 159V157H256V159L254 158V159L256 160V161H254V163L257 162V163L261 164L262 167H264L263 164H262V163H263L262 160H264ZM10 158H11V155H10V157H9L8 159H10ZM14 158H15V157H14ZM65 158H66V157H65ZM73 158H74V157H73ZM81 158H82V157H81ZM99 158L101 159L102 157L99 156ZM128 158H127V159H128ZM149 158H150V157H149ZM151 158H154V157H151ZM198 158H199V157H198ZM210 158H212V157L210 156ZM241 158H243V157H241ZM246 158H249V156L246 157ZM251 158H249V159H251ZM12 159H13V158H12ZM12 159H10V161H11ZM17 159H18V158H17ZM51 159H52V158H51ZM51 159H49V161H50V163H51V165H52V162H54V161L51 162ZM66 159H68V155H67V158H66ZM69 159H70V160H68V161H71V160H72L71 158H69ZM75 159H76V157H75ZM75 159H73V161H74ZM90 159H92V158H90ZM93 159H94V158H93ZM108 159L110 160V158H108ZM114 159L116 160V158H114ZM123 159H124V158H123ZM127 159L124 160L125 163L127 162ZM139 159H141V158H139ZM139 159H138V160H139ZM147 159H148V158H147ZM157 159H158V157H157ZM159 159H161V158L159 157ZM168 159H169V158H168ZM171 159H172V158H171ZM191 159H192V158H191ZM194 159H196V158H194ZM201 159H202V157H201ZM203 159H205V157H203ZM203 159H202V162H201V163H203ZM237 159H239V160H237ZM260 159H261V160H260ZM15 160H16V159H15ZM18 160H19V159H18ZM32 160H33V158H32ZM32 160H31V161H32ZM52 160H53V159H52ZM79 160L81 161L82 159H79ZM79 160H78V161H79ZM94 160H95V159H94ZM128 160H129V159H128ZM134 160H135V159H134ZM163 160H164V159H163ZM169 160H170V159H169ZM182 160H184V158H183ZM187 160H188V159H187ZM218 160H219V159H218ZM12 161H13V160H12ZM34 161L36 162L35 159H34ZM34 161H32V163H33ZM47 161H48V160H47ZM61 161H59V163H61ZM64 161H65V160H64ZM64 161H63V164H64ZM75 161H76V160H75ZM78 161H77V163H78ZM88 161H89V160L87 159L86 164H87ZM92 161H93V160H92ZM92 161H91V162H92ZM111 161H112V160H111ZM124 161H123V162H124ZM140 161H141V160H140ZM140 161H138V163H140ZM171 161H172V160H171ZM200 161H201V160H200ZM206 161H207V160H206ZM211 161H212V160H211ZM55 162H56V161H55ZM57 162H58V161H57ZM57 162H56V163H57ZM65 162H66V161H65ZM84 162H85V159H84ZM99 162H100V161H98V163H99ZM112 162L114 163V161H112ZM121 162H122V161H121ZM129 162H131V161L129 160ZM136 162H137V161H136ZM142 162H143V161H142ZM142 162H141V164L143 165L144 162H143V163H142ZM156 162H158V161L156 160ZM159 162H160V161H159ZM159 162H158V165H160V167H162V166L165 165V164L163 163V165L161 166V164H160ZM167 162L170 163V164H168ZM173 162H174V160H173ZM177 162L179 163V161H177ZM187 162H189V160H188ZM190 162L192 163V162H197V161H195V160L191 161V160H190ZM208 162H209V161H208ZM215 162H214V165H215ZM251 162H252V161H251ZM9 163H10V162H9ZM12 163H13V162H12ZM14 163H17V164H18V161H16V162L14 161ZM29 163H31V162H29ZM36 163H37V162H36ZM36 163H34V165H33V166L31 165V166H32L33 168H36V167H34V166L37 165ZM38 163H39V162H38ZM48 163H49V162H47V164H48ZM50 163H49V165H50ZM68 163H70V162H68ZM72 163H73V162H71L70 165H71ZM75 163H76V162H75ZM77 163H76V165H77ZM88 163H89V162H88ZM93 163H97V160H96L95 162H93ZM98 163H97V164H98ZM119 163H120V162H119ZM125 163H124V164H125ZM133 163H135V162H133ZM146 163H147V162H146ZM165 163L168 164L169 166L172 164V163L169 162L168 160L165 161ZM174 163H175V162H174ZM174 163H173V165H175ZM182 163H184V162H182ZM191 163H190L189 165H191ZM205 163H206V162H205ZM209 163H211V162H209ZM248 163H250V162H247L246 164H248ZM257 163H256V164H257ZM44 164H45V163H44ZM53 164H55V163H53ZM66 164H67V163H66ZM66 164L62 165V163H61V165H62L63 167H64ZM80 164H81V168H82V166L85 165V164L82 165V163H79V164H78V167H79ZM99 164H100V163H99ZM101 164H102V163H101ZM105 164H107V163H105ZM105 164H104V165H105ZM109 164H110V163H109ZM117 164H118V162H117ZM127 164H128V163H127ZM151 164H152V163H150V167H151ZM153 164L156 165L157 163H156V164L153 163ZM153 164H152V165H153ZM180 164H181V163H179V165H180ZM185 164H187V163H185ZM192 164H193V163H192ZM194 164H195V163H194ZM196 164H197V163H196ZM198 164H199V163H198ZM203 164H204V163H203ZM207 164H208V163H207ZM218 164L216 165L217 167H218ZM252 164H253V162H252ZM15 165H16V164H15ZM27 165H28V164H27ZM51 165L49 166V168H51ZM56 165L58 166V164H55V166H56ZM59 165H60V164H59ZM70 165H69V166L67 165V168H68V169H69ZM93 165H95V164H93ZM93 165H92V166H93ZM129 165L131 166V165H133V164H129ZM135 165H136V164H135ZM135 165H133L132 168H133ZM137 165H138V164H137ZM137 165H136V166H137ZM158 165H156V166H157V168H156L157 170H158ZM204 165H206V164H204ZM248 165H250V164H248ZM253 165H254V164H253ZM45 166H46V165H45ZM55 166H54V167H55ZM62 166H61V167H62ZM73 166H75V165H73ZM96 166H99V167H100L101 165H96ZM96 166H93V167H96ZM105 166H107V165H105ZM112 166H114V165H111V168H112ZM115 166H116V165H115ZM117 166H118V165H117ZM117 166H116V167H117ZM121 166H123V164H121ZM127 166H128V165H127ZM144 166H145V165H144ZM169 166H168V167H169ZM171 166H172V165H171ZM181 166H182V165H181ZM181 166H180V169H178V171H179V170H182V169H183L182 167H183V166H186V165H183L182 167H181ZM191 166H192V165H191ZM194 166H195V165H194ZM201 166H202V165H201ZM206 166H207V165H206ZM208 166H210V165L208 164ZM32 167H31L30 170H28V171H31ZM54 167H53V168H54ZM58 167H59V166H58ZM58 167H57V168H58ZM65 167H66V166H65ZM75 167H76V166H75ZM90 167H91V166H90ZM99 167H98V168H99ZM116 167H114V169H116ZM128 167H129V166H128ZM139 167H142V166H139ZM148 167H149V166H148ZM150 167H149V168H150ZM165 167H167V166H165ZM168 167H167V168H168ZM197 167H198V166H197ZM197 167H195L196 170H197ZM204 167H205V166H203V168H204ZM247 167H248V166H247ZM254 167L256 168V165H254L253 168H254ZM259 167H260V166H259ZM262 167H261V168H262ZM7 168H8V167H7ZM14 168H15V167H14ZM16 168H17V167H16ZM46 168H47V167H46ZM46 168H45V170H47ZM55 168H56V167H55ZM55 168H54V169H55ZM59 168H60V167H59ZM59 168H58V169H59ZM81 168H80V169H81ZM84 168H85V167H84ZM84 168H83V169H84ZM96 168H97V167H96ZM108 168H109V166H108ZM111 168H110V169H111ZM118 168H120V166H118ZM130 168H131V167H130ZM135 168H136V167H135ZM135 168H134V170H136ZM153 168H154V167H153ZM172 168H173V167H172ZM175 168H176V166H175ZM184 168H186V167H184ZM193 168H194V167H193ZM201 168H202V167H201ZM213 168H214V172H212V173H209V170H211V168H210V167H209V169L207 168V169H208V172L206 171V172H207L206 174H209V176H210V174H211V175H214L213 173H215L218 169H216V171H215V167H213ZM12 169H13V168H12ZM68 169H67V170H68ZM75 169H76V168H75ZM75 169H74V170H75ZM80 169H79V170H80ZM83 169H82V170H83ZM87 169H88V165H87ZM90 169H91V168H90ZM100 169H101V168H100ZM122 169H123V168H122ZM122 169H121V171H122ZM125 169H126V167H125ZM127 169H128V168H127ZM138 169H139V168H138ZM145 169H146V168L142 169V170H143V171H142L143 173H144V170H145ZM156 169H154V170L157 171ZM159 169H160V168H159ZM161 169L164 170L163 167H162ZM161 169H160V170H161ZM169 169H170V168H169ZM13 170H14V169H13ZM45 170H44V171H45ZM72 170H73V169H72ZM91 170H92V169H91ZM98 170H99V169H98ZM116 170H117V169H116ZM134 170H133V171H134ZM139 170H140V171H138V170H137V171H138V174L140 175L139 172H141V169H139ZM152 170H153V169H152ZM160 170H159V171H160ZM170 170H171V169H170ZM185 170H186V169H185ZM191 170H192V169H190V171H191ZM199 170H200V168H199ZM205 170H206V168L203 169V171H205ZM212 170H213V169H212ZM220 170H218V171H220ZM263 170H264V168H263ZM263 170H259V168H258V171H259V172H257V173H260V171H263ZM14 171H15V170H14ZM49 171L51 172L52 169L49 170ZM49 171H47V172H49ZM65 171H66V170H65ZM95 171H96V170H95ZM102 171H103V170H102ZM117 171H119V170H117ZM117 171H116V172H117ZM121 171H120V172H121ZM137 171H136V173H137ZM148 171H149V170H148ZM159 171H158V172H159ZM166 171H168V170H166ZM172 171L175 172L174 169H173ZM178 171H177V174L179 175L180 172L178 173ZM183 171H184V170H183ZM190 171H189V173H190ZM192 171H195V170H192ZM203 171H202V174L204 173ZM41 172H43V171L41 170V171H39V173H38V171H37V175L40 174ZM53 172H55V171H53ZM58 172H59V171H58ZM62 172H63V170H62ZM67 172H68V171H67ZM69 172H72L71 169H70ZM97 172L99 173V172H101V171H97ZM97 172H95L96 175L98 174ZM109 172H110V170H109ZM111 172H114V171L111 170ZM116 172H115V173H116ZM134 172H135V171H134ZM162 172H164V171H162ZM169 172H170V171H169ZM185 172H186V171H185ZM43 173H46V171L43 172ZM55 173L57 174V171H56ZM55 173H54V174H55ZM59 173H60V172H59ZM59 173H58V174H59ZM65 173H66V172H64V174H65ZM79 173H80V172H79ZM81 173H82V172H81ZM83 173L85 174V171H84ZM117 173L119 174V172H117ZM124 173H125V171H124ZM124 173H123V175H121L122 178H123V176H124ZM131 173H132V171H131ZM136 173H135V174H136ZM156 173H157V172H156ZM171 173H172V172H171ZM191 173H192V172H191ZM195 173H197V172H195ZM198 173H199V172H198ZM198 173H197V174H198ZM263 173H264V172H263ZM34 174H35V173H34ZM34 174H33V176H34ZM51 174H53V173L51 172ZM56 174H55V176H57ZM67 174H70V173H67ZM71 174H72V173H71ZM89 174H91V173H89ZM111 174H112V173H111ZM113 174H114V173H113ZM118 174H117V175H118ZM120 174H122V173H120ZM120 174L118 175V176H119V181H120ZM127 174H128V173H127ZM144 174H145V173H144ZM161 174H164L163 176H164V178H165V173H161ZM161 174H158V175L162 176ZM177 174H175V175H177ZM206 174H205V175H206ZM216 174H217V173H216ZM220 174H221V173H220ZM41 175H42V173H41ZM47 175H49V173H48V174L46 173V175H45L46 178H48ZM61 175H63V174H59L57 177H60ZM82 175H83V174H81L80 176H82ZM141 175H142V174H141ZM147 175H148V174H147ZM166 175H167V172H166ZM180 175H181V173H180ZM185 175H186V174H185ZM185 175H184V176H185ZM191 175L193 176V174H191ZM194 175H196V174H194ZM217 175L219 176V174H217ZM225 175H226V174H225ZM227 175H228V177L224 178L225 176L221 174V177L224 176V177L222 178L223 180H225V182H223V183H224V186H227L228 183H230V182H228V183L226 182V181H229V176H230L229 173H227ZM237 175H238V174H237ZM237 175H236V176H237ZM245 175H246V174H245ZM245 175H244V176H245ZM260 175H261V174H259V176H260ZM262 175H263V174H262ZM15 176H16V175H15ZM15 176H13V177H15ZM49 176H50V175H49ZM53 176H54V175H53ZM55 176H54V178H55ZM64 176H65V175H64ZM70 176H71V175H70ZM76 176H77V175H76ZM78 176H79V175H78ZM86 176H87V174H86ZM89 176H91V175H89ZM89 176H88V177H89ZM125 176H126V175H125ZM125 176H124V177H125ZM135 176H136V175H135ZM137 176H138V175H137ZM137 176H136V177H137ZM160 176H159V178L157 177V178H158V182H159V180H160ZM206 176L208 177V175H206ZM236 176H232V177L234 178V181L237 180V177H236ZM244 176H242V177H244ZM263 176H264V175H263ZM20 177H21V176H20ZM72 177H73V175H72ZM96 177H97V176H96ZM96 177H94V178H96ZM106 177H107V176H106ZM113 177H114V176H113ZM126 177H128V175H127ZM136 177H135V178H136ZM143 177H144V176H142V180H144ZM147 177H151L150 174H149ZM167 177H168V180H169V176H167ZM167 177H166V178H167ZM174 177H175V176H174ZM174 177H173V180H174ZM177 177H178V176H177ZM179 177H180V176H179ZM181 177H182V176H181ZM188 177L190 178L191 176L188 175ZM193 177H194V176H193ZM193 177H192V178H193ZM195 177L197 178L198 176H195ZM199 177H200V176H199ZM203 177H204V175H203ZM203 177H202V180H203ZM214 177H215V175L213 176V180H212L211 177H208L207 180L209 181V178H211V180H212L213 183H214V182L216 181ZM216 177H217V176H216ZM235 177H236V178H235ZM245 177H247V176H245ZM245 177H244V178H245ZM21 178H22V177H21ZM28 178H31V177L28 176ZM43 178H44V176H43ZM63 178H64V177H63ZM70 178H71V177H70ZM70 178H69V176H68V178H64V180H62V181H63V182H62V181H61V177H60L59 182L61 181L62 183H64V182H66L67 180H70ZM76 178H77V177H76ZM80 178H81V177H80ZM82 178H83V177H82ZM117 178H118V177H117ZM129 178H130V180H131L132 175H131V177H129ZM129 178H128V180H129ZM137 178H138V177H137ZM140 178H141V177H140ZM140 178H138V180H140ZM153 178H154V176H153ZM153 178H152V180H153ZM157 178H156V180H157ZM170 178H171V177H170ZM200 178H201V177H200ZM244 178H243V180H244ZM11 180L14 181L15 178H14V180H13V178H11ZM20 180H21V179H18L17 182L21 183ZM34 180H35V178H34ZM37 180H38V178L36 177V181H37ZM65 180H66V181H65ZM92 180H93V178H92ZM114 180H116V178H114ZM114 180H113V182H114ZM123 180H124V178H123ZM123 180H122V181H123ZM133 180H134V177H133ZM138 180H137V181H138ZM150 180H151V178H150ZM152 180H151V181H148V178H147L148 183H149V182H150V183L154 182L155 178H154L153 181H152ZM175 180H176V177H175ZM183 180H184V178H183ZM183 180H182V183H183ZM194 180H195V178H194ZM205 180H206V177H205ZM211 180H210V181H211ZM214 180H215V181H214ZM219 180H221L220 177H219ZM223 180H221V181H223ZM230 180H231V178H230ZM240 180H241V177L239 178V181H240ZM243 180H242V181H243ZM245 180H246V178H245ZM260 180H261V181H260ZM262 180H263V178H259V182H260V183H262ZM12 181H11V182H12ZM21 181H22V180H21ZM40 181H41V180H39V182H40ZM47 181H48V180H47ZM53 181H54V184H53V182H52V180H51L52 184L56 187L55 182H57V181H56V180H53ZM71 181H72V180H71ZM78 181H80V180H78ZM93 181H94V180H93ZM134 181H135V180H134ZM147 181H146V178H145L144 183L146 184ZM170 181H172V178H171ZM180 181H181V180H180ZM180 181H179V182H180ZM189 181H190V183H191V180H189ZM198 181H199V180H198ZM242 181H241V182H242ZM247 181H248V180H247ZM263 181H264V180H263ZM22 182H23V181H22ZM25 182H26V181H24V183H25ZM28 182H29V181H28ZM49 182H50V181H49ZM59 182L56 183V184H59ZM61 182H60V183H61ZM69 182H70V181H69ZM72 182H73V184L75 185V183H74V178H73V181H72ZM75 182H77V181H75ZM107 182H108V181H107ZM107 182H106V183H107ZM125 182L128 183L127 178H126ZM141 182H142V181L140 180V182H138V183L142 185L143 182H142V183H141ZM165 182H166V181H164V183H165ZM173 182H174V181H173ZM187 182H188V180L186 181V183H187ZM192 182H193V181H192ZM231 182L233 183V181H231ZM236 182H238V181H236ZM243 182H244L245 184L247 183V182H245V181H243ZM9 183H10V182H9ZM13 183H14V182H12V184H13ZM15 183H16V182H15ZM15 183H14V186H16ZM36 183H37V182H36ZM62 183H61V184H62ZM67 183H68V181H67ZM85 183H87V182H85ZM106 183H104V185H105ZM116 183H117V182H116ZM116 183H115V184H116ZM119 183H120V182H119ZM119 183H118V184H119ZM122 183H124V182H122ZM122 183H121V184H122ZM127 183H125V184L127 185ZM130 183H131V184H134V185L136 184L135 182L133 183V181L130 182ZM130 183H129V185H130ZM150 183H149L148 185H151ZM160 183H161V182H160ZM160 183H159V184H160ZM166 183L168 184L169 182L167 181ZM184 183H185V182H184ZM184 183H183V184H184ZM195 183H196V185H197L198 182H195ZM205 183H206V184H205V186H206V185H207V182H205ZM209 183H210V182H209ZM215 183L219 184V183H221V182H215ZM215 183H214L213 185L216 186ZM225 183H227V185H225ZM232 183H231V185H232ZM238 183H240V182H238ZM3 184H4V183H3ZM10 184H11V183H10ZM17 184H18V183H17ZM49 184H51V183H49ZM52 184H51V186H53ZM78 184H79V182H78ZM110 184H111V183H110ZM125 184H123V185H125ZM156 184L159 186L158 183H156ZM167 184H166V185H167ZM176 184H178V181H177ZM201 184H202V183H201ZM248 184H249V183H248ZM62 185H63V184H62ZM65 185H66V183H65ZM65 185H63V186H65ZM69 185H70V184H69ZM69 185H68V186H69ZM74 185H72V186L74 187ZM79 185H80V184H79ZM79 185H78V186H79ZM116 185H117V184H116ZM129 185H128V186H129ZM173 185H174V184H173ZM173 185H172V182H171V185H170L171 188H172ZM179 185H181V182H180ZM189 185L191 186L192 183L189 184ZM209 185H210V184H208V186H209ZM234 185H235V184H234ZM236 185H237V184H236ZM236 185H235L234 187H236ZM243 185H244V184H243ZM5 186H7V185H5ZM25 186H26V185H25ZM38 186H39V185H38ZM54 186H53V187H54ZM60 186H61V185H60ZM60 186L58 187L59 189H60ZM70 186H71V185H70ZM70 186H69V187H70ZM76 186H77V185H76ZM78 186H77V187H78ZM108 186H109V185H107V187H108ZM111 186H112V185H111ZM132 186H133V185H132ZM137 186H138V185H137ZM137 186H136V187H137ZM139 186H140V185H139ZM142 186H143V185H142ZM142 186H141V187H142ZM151 186L155 187L156 185H155V186H154V185H151ZM151 186H150V187H151ZM162 186H163V185H160L159 187H162ZM164 186H165V184H164ZM183 186H184V187H187V186H185V185H183ZM198 186H199V184H198ZM198 186H197V187H198ZM205 186L202 185L203 188H204ZM208 186L205 187V188H208ZM211 186H212V184H211ZM211 186H209L208 189H210ZM217 186H219V185H217ZM224 186H223V188H224ZM239 186H240V184H239ZM260 186L262 187V185H260ZM8 187H9V186H7V188H8ZM16 187H17V186H16ZM46 187H47V186H46ZM53 187H51V188H53ZM66 187H67V185H66L65 187H63V188L66 189ZM77 187H74V188L77 189ZM80 187H81V186H80ZM88 187L90 188V186H88ZM93 187H94V186H93ZM102 187H103V186H102ZM115 187H117V186H115ZM120 187H121V186H120ZM141 187H140V189H139L140 191L138 190L139 192H141V191H143V190L145 189V187L143 186L144 188H142V190H141ZM153 187H152L151 189H153ZM184 187H183V189H184ZM192 187H193V186H191V187H189V188H192ZM200 187H201V186H200ZM228 187H229V186H228ZM234 187H233V188H234ZM244 187H247V186H244ZM19 188H20V187H18V189H19ZM48 188H49V187H47V189H48ZM58 188H57V189H58ZM61 188H62V187H61ZM82 188H84L83 190H86V191H87V189H85V187H82ZM82 188H81V189H82ZM109 188H110V186H109ZM111 188H112V187H111ZM118 188H119V187H118ZM129 188H130V186H129ZM129 188L127 187V189H129ZM137 188H138V187H137ZM155 188H156V187H155ZM166 188H168V187H166ZM175 188H176V187H175ZM175 188H174V189H175ZM181 188H182V186H181ZM189 188H186V189H189ZM195 188H196V187H195ZM203 188H201V189H203ZM205 188H204V189H205ZM212 188H213V187H212ZM212 188H211L210 190H213V189H214V192H212L211 197H212V195H216V196H217V194L215 193V192H217V190H215L216 187L213 188V189H212ZM217 188H218V187H217ZM238 188H239V187H238ZM242 188H243V187H242ZM11 189H12V188H11ZM13 189H14V190H17V189H15V187H13ZM13 189H12V191L16 193V191H14ZM47 189H45V190H47ZM49 189H50V188H49ZM79 189H80V188H79ZM93 189H94V188H93ZM104 189H105V188H104ZM107 189H108V188H107ZM113 189H114V188H113ZM122 189H123V188H122ZM148 189H149V188H148ZM148 189H147V190H148ZM168 189H169V188H168ZM168 189H167V192H170V191L172 190V189H170V191H169ZM176 189H177V188H176ZM193 189H194V188H193ZM193 189H192V191H193ZM201 189H200V190H201ZM204 189L201 190V191H204ZM224 189H225V190L223 191V193H221V192H219V193L222 194L224 200L228 203V202L232 201V200H231V197H232V196H230V194L227 192V189H228V188L225 187ZM229 189L232 190V188H229ZM235 189H236V188H234L233 191H234ZM248 189H249V188H248ZM263 189H264V188H263ZM263 189H261V190L263 191ZM20 190H21V188H20ZM23 190H24V189H23ZM23 190H22V191H23ZM53 190H54V189H53ZM88 190H89V189H88ZM99 190H100V189H99ZM99 190H97V192H98ZM117 190H118V189H117ZM117 190H116V191H117ZM120 190H121V189H120ZM125 190H126V189H125ZM157 190H158V188L156 189V191H157ZM230 190H229V191H230ZM237 190H238V189H237ZM241 190H245V189L243 188V189H241ZM241 190H240V191H241ZM49 191L51 192V190H49ZM63 191H65V190L63 189ZM69 191H70V190H69ZM73 191H74V190H73ZM79 191H80V190H79ZM79 191L76 190V192H79ZM86 191H84V192H86ZM94 191H95V190H94ZM102 191H103V193H104V191H106V190H102ZM102 191H101V192H102ZM121 191H122V190H121ZM149 191H153V190H149ZM176 191H177V190H176ZM184 191L186 192V190H184ZM187 191H188V190H187ZM189 191H191V190H189ZM201 191H200V192H201ZM208 191H209V190H208ZM235 191H236V190H235ZM246 191H247V193H248L247 188H246ZM17 192H18V191H17ZM42 192H43V191H42ZM50 192H49V193H50ZM54 192H55V193H52V192H51V193L57 195V196H56L57 198H58V194L61 195V194L59 193V191H58V194H56V193H57L56 190H55ZM61 192H62V191H61ZM81 192H83V191H81ZM81 192H80V193H81ZM109 192L112 194L114 191H109ZM117 192H118V191H117ZM117 192H116V193H117ZM129 192H130V191H129ZM139 192H138V193H139ZM143 192H144V191H143ZM143 192H142V194H145V195H146V193H143ZM162 192H163V191H162ZM172 192H173V191H172ZM174 192H175V191H174ZM181 192H182V191H181ZM196 192H197V191H196ZM209 192H210V191H209ZM230 192H232V191H230ZM242 192H243V191H242ZM242 192H241V193H242ZM22 193H24V192H21V195H22ZM43 193H44V192H43ZM47 193H48V191H47ZM62 193H63V192H62ZM65 193H66V192H65ZM71 193H72V192H71ZM71 193H70V194H71ZM89 193L91 194V191H90V190H89ZM93 193H94V192H93ZM99 193H100V191H99ZM119 193H121V192L119 191ZM138 193H137V195H138ZM150 193H151V192H150ZM152 193H153V192H152ZM155 193H157V192H155ZM155 193H154V194H155ZM159 193H160V190H159ZM164 193H165V192H164ZM179 193H180V192H179ZM183 193H184V192H183ZM186 193H187V192H186ZM191 193H192V192H191ZM193 193H194V191H193ZM193 193H192V194H193ZM236 193H237V192H236ZM239 193H240V192H239ZM241 193H240V194H241ZM44 194H45V193H44ZM66 194H67V193H66ZM68 194H69V193H68ZM70 194H69V195H70ZM76 194H78V193H76ZM84 194H85V193H84ZM84 194H83V195H84ZM111 194H110V195H111ZM123 194H124V193H123ZM135 194H136V193H134V195H135ZM142 194L140 193L139 195H142ZM161 194H162V193H161ZM172 194H173V193H172ZM175 194H177V196H178V193H175ZM180 194H182V193H180ZM180 194H179V195H180ZM187 194L190 195L189 193H187ZM197 194H200V193L197 192ZM203 194H207V192H206V193H203ZM232 194H234V193H232ZM232 194H231V195H232ZM240 194H238V195L241 197ZM245 194H246V193H245ZM15 195H16V194H15ZM17 195H18V194H17ZM21 195L19 196V199L21 198ZM41 195H42V194H41ZM55 195H54V199H55ZM71 195H72V194H71ZM86 195H87V194H86ZM93 195H95V194H93ZM100 195H102V194H100ZM100 195H99V196H100ZM105 195H107V192H106L103 196H105ZM116 195H117V194H116ZM116 195H115V196H116ZM118 195H119V194H118ZM118 195H117V196H118ZM127 195H128V194H127ZM185 195H186V194H185ZM207 195H208V194H207ZM207 195H206V196H207ZM235 195H237V194H235ZM242 195H244V192H243ZM247 195L249 196V193L245 195V198L247 197ZM260 195H261V193H260ZM263 195H264V194H263ZM37 196H38V195H37ZM37 196H36V198H37ZM44 196L46 197L47 195L45 194ZM63 196H64V194H63ZM65 196H66V195H65ZM72 196H74V195H72ZM78 196H79V195H78ZM78 196H76V197H78ZM89 196L91 197V195H89ZM96 196H98V193H97ZM103 196H101V197H103ZM148 196H149V194H148ZM148 196H147V197H148ZM161 196H162V195H161ZM169 196H171V194H169L167 197L169 198ZM174 196H175V195H174ZM177 196H176L175 199H177ZM186 196H187V195H186ZM209 196H210V195H209ZM216 196H213V197H216ZM22 197H23V196H22ZM24 197H25V196H24ZM40 197L43 198L42 196H40ZM40 197H39V198H40ZM47 197H48V196H47ZM49 197H50V196H49ZM70 197H71V196H70ZM76 197H75V198L73 197V198H74V199H77ZM82 197H83V196L81 195V198H82ZM86 197H88V196H85L84 198H86ZM105 197H106V196H105ZM119 197H121V199H122V195H121V196L119 195ZM123 197H125V196H123ZM126 197H128V196H126ZM130 197H131V195H130ZM141 197L143 198V197H145V196L142 195ZM150 197H151V196H150ZM165 197H166V195H165ZM172 197H173V196H172ZM183 197H184V196H183ZM217 197H218V201H216V202H217V203H218V202H221V201H219L220 196H217ZM233 197H234V196H233ZM243 197H244V196H243ZM249 197H250V196H249ZM249 197H248V198H249ZM28 198H29V197H28ZM41 198H40V199H41ZM50 198H51V197H50ZM63 198H64V197H63ZM65 198H67V197H65ZM73 198L71 197V200H72V201L74 200ZM78 198L80 199V196H79ZM94 198H96V197H95V196H94V197L92 196L91 199H94ZM98 198H99V197H98ZM103 198H104V197H103ZM107 198H108V196L106 197V199H107ZM110 198H112V195L110 196ZM137 198H140V197H137ZM142 198H140V199H142ZM155 198H156V197H155ZM158 198H161V197L158 196ZM170 198H171V197H170ZM170 198H169V199H170ZM179 198H180V196H179ZM179 198H178L177 200H179ZM238 198H239V197H238ZM238 198H237V199H238ZM245 198H242V197H241L242 200L245 199ZM17 199H18V196H17ZM43 199H45V198H43ZM58 199H59V198H58ZM61 199H62V198L60 197V200H61ZM79 199H77L76 202H79V201H78ZM86 199H87V198H86ZM86 199H85V200H86ZM96 199H97V198H96ZM108 199H109V198H108ZM113 199H114V198H113ZM118 199H120V198H118ZM121 199H120V200H121ZM127 199H128V201H129V198H127ZM132 199H135V198H130V203L133 201ZM140 199H139V200H140ZM145 199H146V198H145ZM149 199H150V198H149ZM152 199H154V197H153ZM165 199H166V198H165ZM173 199H174V198H173ZM183 199H184V198H183ZM237 199H234V200L236 201ZM250 199H251V197H250ZM263 199H264V198H263ZM21 200H22V199H21ZM24 200H25V199H24ZM33 200H35V199H33ZM38 200H39V199H38ZM45 200H49V198H48V199H45ZM50 200H52V198H51ZM50 200H49V201H50ZM55 200H57V199H55ZM60 200H59V201H60ZM66 200H67V199H66ZM66 200H65V201H66ZM68 200H69V199H68ZM68 200H67V201H68ZM89 200H90V198H88L87 201H89ZM102 200H104V199H102ZM109 200H110V199H109ZM122 200H123V199H122ZM157 200H161V199H157ZM162 200H163V198H162ZM207 200H211V201L213 202V199H211V198H209V199H207ZM224 200H223V201H224ZM234 200H233V201H234ZM245 200H246V199H245ZM16 201H17V200H16ZM22 201H23V200H22ZM59 201H58V202H59ZM69 201H70V200H69ZM69 201H68V202H69ZM97 201H98V200H97ZM99 201H100V198H99ZM112 201H113V202H110V203H111V204L113 203V205H114V202L117 201V200H115V201L112 200ZM137 201H138V199H137ZM137 201H136V202H137ZM143 201H144V200H143ZM164 201H165V200H164ZM164 201H163V202H164ZM173 201L175 202L176 200H173ZM181 201H182V200H181ZM181 201H180V204H181ZM211 201H210V202H211ZM214 201H215V200H214ZM225 201H224V203H225ZM251 201H252V199H251ZM257 201H258V200H257ZM34 202H35V201H34ZM36 202H37V201H36ZM36 202H35V203H36ZM42 202H45V201H42ZM42 202H41V203H42ZM55 202H56V201H54V203H55ZM73 202H75V201H73ZM73 202L70 201L71 204H72ZM84 202H85V201H84ZM84 202H83V203H84ZM90 202H91V201H89V203H90ZM93 202H95V201H93ZM101 202H103V201H101ZM107 202H108V201H106V203H107ZM118 202H119V200H118ZM124 202H126V201L124 200ZM133 202H135V200H134ZM140 202H141V200H140ZM146 202H147V200H146ZM146 202H145V203H146ZM165 202H166V201H165ZM169 202L172 203V201H169ZM178 202H179V201H178ZM178 202H177V203H178ZM186 202H187V204L189 203L188 201H186ZM22 203H23V202H22ZM38 203H40V202H38ZM47 203H48V202H47ZM52 203H53V202H52ZM60 203H61V202H60ZM85 203H86V202H85ZM85 203H84V204H85ZM87 203H88V202H87ZM96 203H98V202H96ZM103 203H104V202H103ZM103 203H102V204H103ZM110 203H109V205H110ZM115 203H117V202H115ZM121 203H122V202H121ZM126 203H129V202H126ZM145 203L143 202V204H145ZM151 203H152V202H151ZM177 203H176V206H177ZM183 203H185V202H183ZM207 203L209 204V201H208ZM213 203H214V202H213ZM221 203H223V202H221ZM230 203H231L230 205L232 206V202H230ZM238 203H240V202H238ZM241 203H243V202H241ZM241 203H240V204H241ZM248 203H249V201H248ZM263 203H264V202H263ZM24 204H25V203H24ZM32 204H33V203H32ZM64 204H65V202H64ZM68 204H69V203H67V208H69V206H71V204H70V205H68ZM79 204H80V203H79ZM90 204H91V203H90ZM102 204H100L99 207H101ZM136 204H137V203H136ZM139 204H140V203H138V205H139ZM168 204H170V203H168ZM168 204H167V205H168ZM189 204H190V203H189ZM225 204H226V203H225ZM225 204H222V205L227 206V205H225ZM240 204H239L238 206H241V207H242V205H240ZM249 204H250V203H249ZM251 204H253V203H251ZM36 205H37V204H36ZM38 205H40V204H38ZM41 205H42V204H41ZM51 205H52V204H51ZM51 205L48 206V205L45 204V206H48V208H50ZM57 205H58V204H57ZM72 205H73V204H72ZM77 205H78V204H77ZM77 205H76V206H77ZM85 205H86V204H85ZM97 205H99V204H97ZM107 205H108V204H107ZM116 205L120 206L119 203L116 204ZM125 205H126V204H125ZM130 205L133 206L132 204H129V206H130ZM140 205H142V204H140ZM162 205H163V204H162ZM162 205H161V206H162ZM185 205H186V204H185ZM212 205H213V204H212ZM214 205H216V203H214ZM217 205H218V204H217ZM219 205H220V204H219ZM222 205H221V206H222ZM253 205H255V204H253ZM259 205H260V204H259ZM21 206L23 207L24 205H21ZM29 206H30V205H29ZM29 206H27L28 209L31 208V207H29ZM64 206H65V205H63L62 207H64ZM87 206H90V205L87 204ZM94 206H95V204H94ZM103 206H104V205H103ZM127 206H128V205H127ZM127 206H125V208H128ZM135 206H137V205H135ZM135 206H134V207H135ZM143 206H144V205H143ZM150 206H151V205H150ZM157 206H159V205H157ZM165 206H166V205H165ZM171 206H172V204H171ZM171 206H169V207H171ZM189 206H190V205H189ZM234 206L237 207V204H235ZM234 206H232V207H234ZM250 206H251V205H250ZM27 207H26V208L23 207V208H24V209H27ZM36 207H37V206H36ZM40 207L42 208V206H40ZM55 207H56V206H55ZM57 207H59V206H57ZM60 207H61V205H60ZM65 207H66V206H65ZM65 207H64V208H65ZM71 207H73V206H71ZM77 207H81V205H80V206L78 205ZM82 207H83V206H82ZM82 207H81V208H82ZM112 207H113V206H112ZM121 207H122V205L120 206V208H121ZM123 207H124V205H123ZM123 207H122V208H123ZM166 207H167V206H166ZM179 207H180V206H179ZM182 207H183V206H182ZM187 207H188V206H187ZM210 207H211V206H210ZM219 207H220V206H219ZM246 207H247V206H246ZM253 207H254V206H253ZM253 207H252V208H253ZM263 207H264V206H263ZM41 208H39L40 211H41ZM46 208H47V207H46ZM51 208H53V205H52ZM51 208H50V211L52 210ZM74 208H75V204H74L73 209H74ZM84 208H86V206H84ZM102 208H104V207H102ZM107 208H108V206H106V209H107ZM116 208H117V207H116ZM120 208H119V209H120ZM136 208H137V207H135V210H136ZM138 208H139V207H138ZM145 208H146V205H145ZM149 208H150V207H149ZM171 208H172V207H171ZM171 208L168 209V210H171ZM175 208H176V207H175ZM175 208H174V206H173V209H175ZM180 208H181V207H180ZM193 208H194V207H193ZM214 208H215V207H214ZM214 208L212 207V209H214ZM216 208H217V206H216ZM221 208H222V207H221ZM243 208H244V205H243ZM28 209H27V210H28ZM55 209H56V208H55ZM59 209H61V208H59ZM71 209H72V208H70V211H71ZM73 209H72V210H73ZM79 209H80V208H79ZM91 209H92V207H91ZM141 209H142V208H140V211H141ZM151 209H152V207H151ZM151 209H150V210H151ZM166 209H167V208H166ZM186 209H187V208H186ZM188 209H189V208H188ZM219 209H220V208H219ZM225 209H228V208H225ZM231 209H232V208L230 207V211H232V212H233V209L235 210V208H233L232 210H231ZM238 209H239V208H238ZM258 209H259V211H263L261 208H258ZM258 209H257V210H258ZM263 209H264V208H263ZM21 210H23V209H21ZM21 210H20V211H21ZM34 210H35V209H34ZM42 210H43V208H42ZM45 210H46L47 212H49L48 209H45ZM62 210H63V209H62ZM67 210H68V209H67ZM75 210H76V209H75ZM82 210H83V208H82ZM87 210L90 211L88 208H87ZM94 210H95V209H94ZM94 210H93V211H94ZM98 210H99V209L97 208V211H98ZM114 210H116V209L114 208ZM137 210H138V209H137ZM148 210H149V209H148ZM153 210H154V209H153ZM155 210H156V209H155ZM176 210H177V209H176ZM215 210H216V209H215ZM221 210H222V209H221ZM221 210H220V211L216 210V213H218V212L221 213ZM236 210H237V209H236ZM236 210H235V211H236ZM242 210H243V209H242ZM247 210L250 211V209H249L248 207H247ZM253 210H254V209H253ZM28 211H29V210H28ZM30 211H32V209H31ZM37 211H38V210H37ZM52 211H53V210H52ZM52 211H51V212H52ZM59 211H60V210H58V212H59ZM65 211H66V210H65ZM68 211H69V210H68ZM80 211H81V209H80ZM83 211H84V213L90 215V213H89L88 211L86 212V209L83 210ZM83 211H82L80 214H82ZM100 211H101V210H100ZM102 211H103V210H102ZM117 211H118V208H117ZM129 211H131V210L129 209ZM132 211H133V210H132ZM163 211H166V210H163ZM188 211H189V210H188ZM223 211H224V210H222V212H223ZM249 211H248V213L250 214ZM21 212H22V211H21ZM53 212H55V211H53ZM66 212H67V211H66ZM72 212H73V211H72ZM76 212H77V211H76ZM76 212H74V213H76ZM78 212H79V210H78ZM91 212H92V211H91ZM113 212H114V211L112 210V213H113ZM119 212H121V210H120ZM122 212H123V211H122ZM122 212H121V214H122ZM124 212H125V211H124ZM126 212H127V211H126ZM134 212H135V211H134ZM137 212H138V211H137ZM142 212H144V211L142 210ZM142 212H141V213H142ZM166 212H169V213H170V211H166ZM171 212H172V211H171ZM213 212H214V211H213ZM227 212H228V210H227ZM232 212L229 213V216H228V213H227L226 215L229 217V220H228V221H229V222L231 221L232 224L234 225V228L237 229L238 231H242V229L244 230L245 227H246L247 230H249L250 228H251V229L256 228V227H257V224H259V222L256 221V220H259V221L261 220L260 222H262V220L264 221V218H263L262 216H261V218L256 217V218H259V219L250 220V219H248V218H243V217H241V215H240L239 213H236V212H233V213H232ZM237 212H238V211H237ZM22 213L25 214L24 211H23ZM38 213H39V212H38ZM38 213H37V215H38ZM93 213H94V212H93ZM97 213H98V212H97ZM127 213H128V212H127ZM141 213L138 212L137 214H140V215H141ZM148 213H149V212L147 211V214H148ZM156 213H157V211H156ZM159 213H160V212H159ZM162 213H164V212H162ZM162 213H160L161 216H163ZM174 213H177V212H174ZM178 213H179V212H178ZM178 213H177V215H178ZM211 213H212V212H211ZM211 213H210V214H211ZM216 213H213V214H211V215H212V216H213V215L217 216ZM220 213H218V219H219V217L221 216ZM224 213H226V212L224 211ZM256 213H258V211H256ZM256 213H254V214H256ZM27 214H28V213H27ZM30 214H31V212L28 214V215H29V218H30ZM35 214H36V210H35ZM42 214H43V211H42ZM44 214H46V213H44ZM48 214L51 215L52 213H48ZM48 214H46V215H48ZM62 214H63V213H62ZM65 214H66V213H65ZM65 214H64V215H65ZM68 214H69V213H68ZM68 214H66V215H68ZM71 214H72V213H71ZM76 214H77V213H76ZM100 214H101V213L99 212V215H100ZM102 214H103L104 217H107L106 214H108V213H102ZM115 214H116V212H115ZM115 214H114V216H115ZM117 214H119V213H117ZM121 214H120V215H121ZM129 214H130V213H129ZM129 214H128V216H129ZM132 214H133V213H132ZM132 214H130V215H132ZM137 214H136V215H137ZM144 214H146V213H143L142 216H144ZM160 214H159V215H160ZM166 214H167V213H166ZM170 214H171V213H170ZM170 214H169V216H168L169 218H171V217H170V216H171ZM172 214H173V212H172ZM242 214H243V212H242ZM251 214H252V213H251ZM258 214H259V213H258ZM262 214H264V213H262ZM262 214H261V212H260V215H262ZM33 215H34V212H33ZM33 215H32V216H33ZM46 215H44V216H46ZM50 215H49V217H50ZM64 215H63V216H64ZM77 215H79V214H77ZM99 215H96V216H99ZM105 215H106V216H105ZM125 215H126V213H125ZM148 215L150 216L151 213H149ZM157 215H158V214H157ZM260 215H259V216H260ZM41 216H42L41 219H42V220H45V217H44V219H43V215H41ZM71 216H72V215H71ZM79 216H80V215H79ZM79 216H78V217H79ZM81 216H83V214H82ZM103 216H102V217L100 216V217L103 218ZM122 216H123V217H122ZM122 216H121L122 218L127 217V216H124V214H123ZM138 216H139V215H138ZM138 216H137V217H138ZM145 216H146V215H145ZM152 216H153V215H152ZM154 216H155V215H154ZM172 216H174V217H172V220L176 219V217H178V219H180V218H179V215L176 216V214H174V215H172ZM175 216H176V217H175ZM245 216H246V215H245ZM263 216H264V215H263ZM37 217L40 219V216H39V215H38ZM46 217H47V216H46ZM49 217H48V219H49ZM51 217H53V214L51 215ZM66 217H67L68 219H70V218H72L73 216H72V217H70V216H66ZM66 217H64V219H65ZM74 217H75V216H74ZM87 217H88V216H86L85 218H87ZM90 217H91V219H93L92 217H94V216H90ZM108 217H109V216H108ZM115 217H116V216H115ZM115 217H114L115 220H116L117 218H120L119 215L117 216V218H115ZM129 217H130V216H129ZM131 217H132V216H131ZM135 217H136V216H135ZM250 217H251V216H250ZM253 217H255V216H252V218H253ZM33 218H34V216H33ZM35 218H36V215H35ZM35 218H34V219H35ZM94 218H95V217H94ZM112 218H113V216H112ZM122 218H121V219H122ZM138 218H139V217H138ZM140 218H141V217H140ZM140 218H139V219H140ZM145 218H147L148 220H147V219H144V220H147V221L151 220V219H150L151 216H150V218H149V217H145ZM164 218H166V215H165ZM164 218H163L162 220H164ZM173 218H174V219H173ZM220 218H221V217H220ZM31 219H32V218H31ZM31 219H30V220H31ZM34 219H33V220H34ZM39 219H38V220L36 219V220L40 222L41 220H39ZM46 219H47V218H46ZM48 219H47V222H49ZM52 219H53V218H52ZM68 219H67V220H68ZM80 219H81V218H80ZM88 219H89V218H88ZM98 219H99V218H98ZM103 219H104V218H103ZM106 219H107V218H106ZM110 219H111V218H110ZM110 219H109V220H110ZM130 219H131V218H130ZM133 219H134V221H135L136 218H133ZM212 219H213V218H212ZM214 219H215V217H214ZM58 220H60V219H58ZM75 220H76V218H75ZM75 220H74V221H73V220H68V221H71L70 223H72V221H73V222H76ZM77 220H78V218H77ZM89 220H90V219H89ZM101 220H102V219H101ZM101 220H100V221H101ZM109 220H106V221H109ZM117 220H119V219H117ZM127 220H129V219H127ZM141 220H142V219H141ZM160 220H161V218H160ZM162 220H161V221H162ZM169 220H170V219H169ZM215 220H216V219H215ZM219 220L221 221L222 219H219ZM219 220H217V221H219ZM50 221L52 222L51 219H50ZM53 221H54V220H53ZM56 221H57V220L55 219L54 222H56ZM61 221H63V220H60V223H61ZM64 221H66V220H64ZM64 221H63V222H64ZM68 221H67V222H68ZM90 221H91V220H90ZM96 221H98V220H96ZM123 221H124V220H123ZM130 221H131V220H130ZM137 221H139V220H137ZM157 221H158V220H157ZM157 221H155V223H156ZM161 221H160V222H161ZM164 221H165V220H164ZM220 221H219V223H218L219 225L222 223V222L220 223ZM228 221H225L224 224L227 222L228 225L230 224V225H229V227H230V226H231V222L228 223ZM34 222H36V221H34ZM57 222L59 223V221H57ZM78 222L83 223V224L85 225V222H86V221H85V222H83V221H82V222H81V221H77L76 224H80V223H78ZM91 222H92V221H91ZM94 222H95V219H94ZM94 222H93V223H94ZM101 222H103V221H101ZM109 222H110V221H109ZM109 222H107L108 225H109ZM112 222H113V221H112ZM112 222H111V223H112ZM118 222L120 223V221H118ZM140 222H142V221H140ZM140 222H137V223H140ZM152 222H153L152 224H155L154 221H153V218H152ZM168 222H170V221H168ZM176 222H177V220H176ZM214 222H215V221H214ZM257 222H258V223H257ZM36 223H38V222H36ZM40 223L43 224V222H40ZM45 223H46V220H45ZM70 223H69V224H70ZM88 223H90V222H88ZM93 223H90V224L92 225ZM127 223H128V222H127ZM127 223H126V224H127ZM144 223H145V222H144ZM146 223H147V222H146ZM161 223H162V222H161ZM163 223H164V222H163ZM165 223H166V221H165ZM177 223H178V222H177ZM215 223H216V222H215ZM22 224H23V223H22ZM26 224H27V223H26ZM26 224H25V225H26ZM32 224H33V221H32ZM38 224H39V223H38ZM41 224L39 225L40 228H41V226H43V225H41ZM49 224H50V225H48V224L46 223V225H48V226L51 227V226H52L53 224H55V223H52V225H51V223L49 222ZM61 224H62V223H61ZM63 224H65V223H63ZM66 224H67V223H66ZM69 224L66 225V226H68V228H70V227H73V228H74V226H72V224H70L71 226L69 227ZM74 224H75V223H74ZM76 224H75V225H76ZM83 224H82V225H83ZM86 224H87V222H86ZM90 224H89V225H90ZM101 224H102V223H101ZM104 224H105V223H104ZM117 224H118V223H117ZM121 224H122V223H121ZM123 224H124V222H123ZM129 224H130V223H129ZM150 224H151V223H150ZM150 224H149V225H150ZM156 224L158 225V222H157ZM159 224H160V223H159ZM167 224H168V223H167ZM173 224H174V223H173ZM173 224L171 225V228H172V229H173V227H174ZM222 224H223V223H222ZM222 224H221V226L223 227ZM29 225L31 226L30 223L28 224V227H29ZM35 225H36V227H38L37 224H35ZM57 225H58V224H57ZM82 225H79V226L81 227ZM87 225H88V224H87ZM89 225H88V226H89ZM91 225H90V226H91ZM96 225H98L97 222H96ZM108 225H105V226H107V228H108ZM110 225H111V224H110ZM119 225H120V224H119ZM132 225H133V220H132ZM137 225H138V224H137ZM139 225L141 226V224H139ZM139 225L136 226V224H135V225H133V226H136V227L138 228ZM142 225H143V222H142ZM157 225H156V226H157ZM160 225H161V224H160ZM198 225H199V223H198ZM216 225H217V224H216ZM219 225H218V226H219ZM228 225L226 226V224H225V227H228ZM48 226H43V227H45V229H47V231L50 232V229L46 228V227H48ZM53 226L55 227L56 224L53 225ZM53 226H52V227H53ZM60 226H62V225H60ZM66 226L63 225V229H64V227H66ZM122 226H124V225H122ZM122 226H121V227H122ZM151 226H152V225H151ZM163 226H164V225H163ZM167 226H168V225H167ZM172 226H173V227H172ZM176 226H177V225H176ZM181 226H182V225H181ZM183 226H184V225H183ZM43 227H42V229H43ZM54 227H53V228H54ZM56 227H57V226H56ZM56 227H55V228H56ZM76 227H78V226H76ZM76 227H75V228H76ZM98 227H99V226H98ZM111 227H113V226H111ZM118 227H119V226L117 225V230H116V231H119L120 228H121V227H120L119 230H118ZM125 227H126V226H125ZM128 227H129V225H127V229H128ZM142 227H143V226H142ZM184 227H185V226H184ZM197 227H198V226H197ZM199 227H200V226H199ZM203 227H204V226H203ZM247 227H248L249 229H248ZM23 228L26 229L25 226H24ZM33 228H34V226H33ZM33 228H31V229H33ZM38 228H39V227H38ZM68 228H66V233H67V234H68V232H69V229H68ZM73 228H71V230H72ZM81 228H82V227H81ZM90 228H91V227H90ZM95 228H96V227H95ZM99 228H100V227H99ZM101 228L103 229V227H101ZM129 228H130V227H129ZM137 228H136V229H137ZM143 228H144V227H143ZM157 228H158V230H159V227H158V226H157ZM160 228H161V227H160ZM171 228H170V229H171ZM231 228H232V231H233V232H232V235H234V234H233V233H234L233 227H230V229H231ZM262 228H263V227H262ZM28 229H29V228H28ZM31 229H30L29 231H31ZM34 229H35V228H34ZM51 229H52V228H51ZM57 229H58V228H57ZM67 229H68V231H67ZM78 229H80V228L78 227ZM82 229H84V228H82ZM85 229H86V228H85ZM88 229H89V228H88ZM88 229H87V230H88ZM96 229H97V228H96ZM127 229H126V230H127ZM130 229L132 230V227H131ZM133 229H134V227H133ZM144 229H145V228H144ZM144 229H143V230H144ZM170 229H168V230L170 231ZM174 229H175V228H174ZM174 229H173V230H174ZM179 229H180V228H179ZM185 229H186V228H184V230H185ZM198 229H199V228H198ZM201 229H203V228H201ZM201 229H200V230H201ZM219 229H220V228H219ZM222 229H223V228H222ZM257 229H258V228H257ZM38 230H39V229H38ZM38 230H36V232H38V234H39V231H40V233H41L42 230H39V231H38ZM52 230H53V229H52ZM60 230H61V229H60ZM71 230H70V232H73V233L76 232V233H77V231H76L77 229H76L75 231H71ZM80 230H81V229H80ZM80 230H79V233H80ZM99 230H100V229H99ZM105 230H107L106 227H105ZM105 230H104V232H106ZM112 230H113V229H112ZM162 230H163V229H162ZM173 230H171V232H172ZM177 230H178V227H177L176 231H177ZM223 230H224V229H223ZM56 231H57V230H56ZM63 231H64V230H63ZM83 231H84V230H83ZM94 231L97 232V230H94ZM120 231H122V230H120ZM128 231H129V230H128ZM133 231L135 232V230H133ZM136 231H137V234H136L137 236H136V237H140L141 235L138 236V234H140L141 232L138 233V232H139L138 229H137ZM140 231H142V230H140ZM159 231H161V229H160ZM174 231H175V230H174ZM176 231H175V232H176ZM224 231H225V230H224ZM244 231H246V230H244ZM251 231H252V230H249V232H251ZM31 232H32V231H31ZM59 232H61V231H59ZM84 232H87V231H84ZM90 232L92 233V231H90ZM96 232H95V233H96ZM101 232H102V231H101ZM124 232H125V229H124ZM145 232H147V234H148L149 229H148V231L146 230ZM163 232L165 233L164 230H163ZM171 232H170L169 234H171ZM177 232H179V231H177ZM182 232H183V231H182ZM182 232H181V233H182ZM186 232H187V230H186ZM199 232H200V231L198 230V233H199ZM203 232H204V231H203ZM216 232H217V231H216ZM220 232H222V231H219V233H220ZM227 232H228V231H227ZM229 232H230V231H229ZM235 232H236V230H235ZM253 232H254V231H253ZM33 233H34V232H33ZM43 233H45L44 230H43ZM52 233H53V231H52ZM52 233H49V234L51 235ZM61 233H62V235H64V234L66 235V233H64V234H63V232H61ZM76 233H75V234H76ZM79 233H77V235L80 236ZM82 233H83V232H82ZM91 233H87V234H88L89 236H91V235H95L94 233H92V234H91ZM102 233H103V232H102ZM102 233H101V235H104V234H102ZM106 233H109V234H110V230H109V231L107 230ZM122 233H123V231H122ZM126 233H127V232H126ZM131 233H132V232H131ZM152 233H154V230H153ZM164 233H161V234H164ZM166 233H167V232H166ZM172 233H173V232H172ZM181 233H180V234H181ZM192 233H193V231H192ZM192 233L190 232V234H192ZM194 233H195V232H194ZM196 233H197V232H196ZM198 233H197V234H198ZM205 233H206V232H205ZM213 233H215V232H211V234H213ZM236 233H237V232H236ZM239 233H241V232H239ZM247 233H248V232H247ZM256 233H257V232H256ZM36 234H37V233H36ZM38 234H37V235H38ZM45 234H46V233H45ZM85 234H86V233H85ZM96 234H98V233H96ZM109 234H108V235H109ZM127 234H128V233H127ZM161 234H159V235H161ZM169 234H168V235H169ZM175 234H176V233H175ZM180 234H179V236H180ZM199 234H200V233H199ZM201 234H202V231H201ZM217 234H218V233H217ZM222 234H224V233H222ZM250 234H251V233H249V236H250ZM257 234H258V233H257ZM30 235H31V234H30ZM42 235H43V234L41 233V236H42ZM47 235H48V234H47ZM50 235H49V236H50ZM53 235H57V236H58V234H57V232H56V233L52 234V236H50L52 239L56 237V236L53 237ZM59 235H60V237H61V234H59ZM73 235H74V234H73ZM73 235L71 234V236H70V233H69V237H68V235H66V236H67L68 238L73 237L72 239H73L74 242L72 241V239H70V240L72 241V243H75V244H76V242H77V244H78V243L80 244V242H78V240H77V241H76V239L74 240L75 235H74V236H73ZM77 235H76V236H77ZM82 235H84V233H83ZM99 235H100V234H98V236H99ZM101 235H100V236H101ZM106 235H107V234H106ZM106 235H105V237H106ZM108 235H107V236H108ZM111 235H113V233H112ZM118 235H120V233H117V236H118ZM121 235H122V234H121ZM123 235H124V237H125V234H124V233H123ZM123 235L121 236V238L123 237ZM143 235H144V234H143ZM152 235H153V234H152ZM155 235H157V237H158V233L154 234L153 236H155ZM164 235H165V234H164ZM168 235L166 234L165 236H168ZM203 235H204V233H203ZM209 235H210V234H209ZM213 235H214V234H213ZM213 235H212V236H213ZM218 235H219V234H218ZM230 235H231V233H230ZM45 236H46V235H45ZM49 236H47V237H49ZM85 236H86V235H85ZM100 236H99V237H100ZM117 236H116V239H118ZM126 236H127V235H126ZM128 236H129V235H128ZM128 236H127V237H128ZM161 236H162V238H163V235H161ZM161 236H160V237H161ZM165 236H164V237H165ZM169 236H170V235H169ZM169 236H168V237H169ZM175 236H177V235H175ZM175 236H174V237H175ZM183 236H185V235L183 234ZM198 236H199V235H198ZM205 236H206V234H205ZM214 236H215V235H214ZM214 236H213V237H214ZM220 236H221V235H220ZM224 236H226V234H225ZM224 236H222V237H224ZM235 236H237V238H241V237L243 238V236L240 235V234H237V235H235ZM34 237H35V236H34ZM50 237H49V238H50ZM60 237H56V239H54V240H57V239H59ZM77 237H78V236H77ZM87 237H88V236H87ZM87 237H85V239H86ZM92 237H93V236H92ZM92 237H91V238H92ZM102 237H103V236H102ZM108 237H111V236H108ZM113 237H115V236L113 235ZM146 237H147V236H146ZM149 237H150V236H149ZM189 237H190V236H189ZM189 237H188L189 240L186 239V240H188V242L192 241L191 239L193 238V237H192V238H189ZM207 237L210 238V236H207ZM207 237H206V238H207ZM226 237H227V236H226ZM226 237H225V238H226ZM229 237H231V236H229ZM247 237H248V236H247ZM42 238H43V236H42ZM64 238H65V237H64ZM75 238H76V237H75ZM78 238H80V240H81V237H78ZM78 238H77V239H78ZM100 238H101V237H100ZM119 238H120V237H119ZM130 238L132 239V241L135 239V238L133 239L131 236H130ZM130 238H128V239H130ZM141 238H142V237H141ZM141 238H140V239H141ZM144 238H145V237H144ZM158 238H159V237H158ZM158 238H156V239H158ZM169 238H171V236H170ZM176 238H178V237H176ZM176 238H174V239H176ZM179 238H180V237H179ZM196 238H197V237H196ZM200 238H202V237H200ZM206 238H205V239H206ZM209 238H208V239H209ZM214 238L217 239V238H219V236H218V237L216 236V237H214ZM220 238H221V237H220ZM220 238H219V239H220ZM31 239H32V235H31ZM44 239H45V237H44ZM89 239H90V238H89ZM89 239H87V240H89ZM104 239H105V238H104ZM104 239H103V241H104ZM106 239H107V238H106ZM108 239H109V238H108ZM114 239H115V238H114ZM131 239H130V240H131ZM138 239H139V238H137L136 241H137ZM142 239H143V238H142ZM149 239H151V237H150ZM154 239H155V238H154ZM156 239H155V242H156ZM165 239L168 240V238H166V237H165ZM165 239H164V240H165ZM172 239H173V238H171L170 241H171ZM180 239H182V238H180ZM184 239H185V238H184ZM184 239H182V240H183L182 243H184ZM194 239H195V237H194ZM194 239H193V242H194ZM216 239H215V240H216ZM247 239H248V238H247ZM251 239H252V238H251ZM54 240H53V241H54ZM60 240H61V238H60ZM65 240H66V239H65ZM92 240H93V239H92ZM92 240H89V241H92ZM119 240H120L119 242H121V239H119ZM122 240H123V239H122ZM146 240H147V239H146ZM161 240H162V239H161ZM186 240H185V243L187 242ZM198 240H199V239H198ZM198 240H197V241H198ZM211 240H212V239H211ZM221 240H222V238H221ZM223 240H224V239H223ZM229 240L233 241L232 239H229ZM249 240H250V239H249ZM50 241H51V240H50ZM50 241H48V242H49V243H48L49 245H50V243H52V242H50ZM71 241H69V242H71ZM81 241L84 242V240H81ZM93 241H94V240H93ZM93 241H92V243H93ZM96 241H97V239H96ZM101 241H102V240H101ZM108 241H110V239H109ZM114 241H115V240H114ZM114 241H113V242H114ZM124 241H125V238H124ZM126 241H127V239H126ZM138 241H139V240H138ZM157 241H158V240H157ZM168 241H169V240H168ZM172 241L174 242V240H172ZM175 241H178V243H180L179 240H175ZM199 241H200V240H199ZM201 241L203 242V238H202ZM201 241H200V242H201ZM205 241H206V240H205ZM250 241H251V240H250ZM36 242H37V241H36ZM36 242H34V243H36ZM42 242H45V241L42 240ZM46 242H47V241H46ZM60 242H61V241H60ZM64 242L66 243V241H64ZM64 242H63V244H62V243H61V244L59 243L60 245H63L62 247H60V248H62V250H63L64 245H65V247H64V249H65L66 247H68V246H66L67 244H68V245L71 244V243H69V242H68L67 244H65ZM85 242H86V240H85ZM111 242H112V241H111ZM111 242H109V243H107V244H110ZM115 242H116V241H115ZM134 242H135V241H134ZM151 242L153 243V239H151ZM155 242H154V243H155ZM158 242H160V241H158ZM188 242H187V243H188ZM195 242H196V241H195ZM202 242H201L200 244H203ZM206 242H208V241H206ZM212 242H213V241H212ZM212 242L210 241V243H212ZM215 242H216V244H217V241H215ZM220 242H221V241H220ZM220 242H219V243H220ZM238 242H239V241H238ZM240 242H241V241H240ZM53 243H54V242H53ZM55 243H57V242H55ZM81 243H82V242H81ZM89 243H91V242H89ZM92 243H91V246H92ZM121 243H122V242H121ZM123 243H124V245L126 244V242H123ZM128 243H129V240L127 241V247H129V246H128ZM139 243H141V241H140ZM161 243H163V242H161ZM171 243H172V242H171ZM176 243H177V242H176ZM187 243H186V244H187ZM190 243L192 244V242H190ZM190 243H188V244H190ZM208 243H209V242H208ZM210 243H209V244H210ZM83 244H84V243H82V245H83ZM85 244H86V243H85ZM85 244H84V245H85ZM107 244H106V245H107ZM111 244L114 245V243H111ZM119 244H120V243H119ZM130 244H132V243H130ZM133 244H134V243H133ZM133 244H132V245H133ZM136 244H138V242H137ZM144 244H145V243H144ZM188 244H187V245H188ZM205 244H206V243H205ZM225 244H226V243H225ZM228 244H229V243H228ZM234 244H236V243H234ZM237 244H238V243H237ZM237 244H236V245H237ZM239 244H240V243H239ZM239 244H238V246L240 247ZM44 245L48 246V245L45 244V243H44ZM44 245H43V243L41 244V246H44ZM55 245H56V244H55ZM55 245H52V244H51L50 246H51V247H52V246L55 247ZM57 245H58V244H57ZM57 245H56V247L59 248L60 245H59V246H57ZM82 245H80V246L83 248ZM87 245H88V244H86L85 247H87ZM98 245H99V243H98ZM102 245H103V244H102ZM116 245H117V243H116ZM132 245H131V246H132ZM138 245H139V244H138ZM140 245H141V244H140ZM145 245H146V244H145ZM159 245L162 246L163 244H159ZM159 245H158V246H159ZM166 245H167V243H166ZM171 245H172V244H171ZM174 245H175V243H174ZM193 245H194V244H193ZM206 245H208V244H206ZM223 245H224V244H223ZM229 245H230V244H229ZM232 245H233V244H232ZM232 245H231V246H232ZM244 245H245V244H244ZM250 245H251V244H250ZM46 246H45V248H46ZM50 246H48V247H50ZM73 246H74V245H73ZM76 246H77V245H76ZM89 246H90V245H89ZM95 246H96V245H95ZM118 246H121V245H118ZM122 246H123V245H122ZM133 246H134V245H133ZM161 246H160V247H161ZM169 246H170V245H169ZM175 246H177V244H176ZM178 246H180V245L178 244ZM191 246H192V245H191ZM197 246H198V245L195 244L196 251H197ZM199 246H201V245H199ZM218 246H219V244H218ZM218 246H217V248H218ZM220 246H221V245H220ZM226 246H227V245H226ZM226 246H225V247H226ZM7 247H8V246H7ZM36 247H38V249H39V248H40V245H39V246H36ZM48 247H47V248H48ZM51 247H50V248H51ZM71 247H72V245H71ZM77 247L79 248V245H78ZM92 247H94V244H93ZM92 247H91V249H90V248H88V249H89L90 251H93V252H94L95 250H92V249H94V248H92ZM99 247H100V246H99ZM99 247H98V248H99ZM106 247H107V246H106ZM108 247H111V246H108ZM113 247H114V246H113ZM113 247H112V249H113ZM125 247H126V246H125ZM141 247H142V246H141ZM141 247H140V249H142ZM143 247H144V246H143ZM145 247H146V246H145ZM149 247H150V246H149ZM149 247H148V248H149ZM151 247H153V246H151ZM156 247H157V246H156ZM160 247H158V248H160ZM163 247H164V246H163ZM163 247H162V248H163ZM185 247H186V246H185ZM207 247H208V246H207ZM211 247H212V245H211ZM215 247H216V245H215ZM215 247H213V248H215ZM229 247H230V246H229ZM229 247H228V248H229ZM236 247H237V246H236ZM42 248H43V247H41V249H42ZM45 248H44V249H45ZM60 248H59V249H60ZM73 248H76V247L74 246ZM78 248L76 249L77 251H78ZM82 248H81V249H82ZM96 248H97V246H96ZM96 248H95V249H96ZM100 248H101V247H100ZM117 248H118V247H117ZM117 248H116V250H115L116 253L114 252L115 255L117 254V251L119 250V248H118V249H117ZM129 248H130V250H132L131 247H129ZM134 248H135V247H133V249H134ZM137 248H139V247H137ZM148 248H147V250H148ZM162 248H161L160 250H158V251H160V252H162V253L166 252V249L164 250V252L161 251ZM164 248H165V247H164ZM193 248H194V247H193ZM195 248H194L192 251H194ZM202 248H204V247H202ZM205 248H206V247H205ZM217 248H216V249H217ZM219 248H220V247H219ZM222 248H224V247H222ZM230 248H231V247H230ZM230 248H229V249H230ZM5 249H6V248H5ZM5 249H4V250H5ZM20 249H21V248H19V250H20ZM32 249H33V250H36V249H34V248H32ZM38 249H37V250H38ZM51 249H52V248H51ZM53 249H54V248H53ZM56 249H57V248H56ZM66 249H67V248H66ZM83 249H84V248H83ZM86 249H87V248H86ZM120 249H121V248H120ZM124 249H128V248H124ZM149 249H151V248H149ZM167 249L169 250L170 248L167 247ZM179 249H180V248H179ZM181 249H184V248H181ZM187 249H189V247H188ZM210 249H212V248H210ZM231 249H233V248H231ZM231 249H230V250H231ZM248 249H249V248H248ZM10 250H13V248L10 249ZM10 250H9V247H8L7 252L9 251V253H11ZM17 250H18V248H17ZM42 250H43V249H42ZM46 250H47V249H46ZM46 250H45V251H46ZM49 250H50V249H49ZM62 250H60V251H62ZM67 250H69V249H67ZM103 250H104V249H103ZM142 250H143V249H142ZM155 250H156V249H155ZM168 250H167V251H168ZM170 250H171V249H170ZM170 250H169V252H170ZM185 250H186V249H185ZM213 250H214V249H213ZM213 250H207V251L210 253V251L212 252ZM223 250H225V249H223ZM227 250H228V249H227ZM237 250H238V249H237ZM2 251H3V250H2ZM15 251H16V250H15ZM21 251H22V249H21ZM38 251H39V250H38ZM40 251H41V250H40ZM47 251H48V250H47ZM50 251H51V250H50ZM54 251H55V250H54ZM54 251L52 250V252H54ZM57 251H58V250H56V254L58 253V254H57L58 257L61 256V255H59V252H57ZM80 251H81V250H80ZM90 251H88V253H89ZM97 251H99V249H97ZM119 251H120V250H119ZM134 251H136V250L134 249ZM158 251H156V252H158ZM180 251H181V250H180ZM182 251H183V250H182ZM187 251H188V250H187ZM201 251H202V250H201ZM221 251H222V250H221ZM233 251H234V250H233ZM0 252H1V251H0ZM22 252H23V251H22ZM35 252H36V251H35ZM48 252H49V251H48ZM52 252H51V253H52ZM63 252H64V251H63ZM63 252H62L61 254H63ZM71 252H72V251H71ZM82 252H83V251H82ZM102 252H103V251H102ZM104 252H105V251H104ZM121 252H122V251H120V253H121ZM123 252H124V251H123ZM139 252H140V251H139ZM141 252H142V251H141ZM141 252H140V253H141ZM143 252H144V250H143ZM148 252H151V251H148ZM152 252H154V251L152 250ZM152 252H151V253H152ZM160 252H159V254H158V253H155V252H154L155 255L152 254L153 256H156V258H154V260L156 259L155 261H157L158 264H172V263L175 261L176 256L179 254V253H178L179 251H178L177 248H176L175 250H173V252L171 251L172 253L170 252V254H168V255H170L169 257H172L173 262H172V263H171V262L169 263V261H167L168 259L166 258V256H165V258H164L163 255L160 254ZM208 252L205 251V253H208ZM219 252H220V251H219ZM219 252H218V253H219ZM229 252H230V251H229ZM235 252H237V251H235ZM238 252H241V251H238ZM1 253H2V252H1ZM12 253H13V252H12ZM39 253H42L41 256H42V259H43V255H44L45 253H44V254H43V252H39ZM39 253L37 254V252H36L35 256L40 255ZM65 253H66V252H64V254H65ZM68 253H69V252H68ZM68 253L65 254V255L68 256V255H69ZM73 253H74V252H73ZM78 253H79V252H78ZM85 253H86V252H84L83 255H84ZM88 253H86V254H88ZM91 253H92V252H91ZM91 253H90L89 255L92 256V258H93V255L95 256V254H94V253L91 254ZM114 253H113V254H114ZM128 253H129V252H128ZM131 253H132V252H130L128 255L131 256V257L133 258V255H130ZM137 253H138V252H137ZM184 253H185V252H184ZM191 253H192V256H194L196 253L198 254V252H195V251H194V252H191ZM191 253H190V254H191ZM193 253H195V254L193 255ZM212 253H213V252H212ZM212 253H211V254H212ZM225 253H227V252H225ZM232 253H233V252H232ZM232 253H231L230 255H228V256H229V257H230V256L232 257ZM242 253H243V252H242ZM249 253H250V252H249ZM249 253H248V255H249ZM13 254H14V253H13ZM18 254H19V252H18ZM30 254H31V252H30ZM48 254H49V253H47L46 256H47ZM52 254H53V255H56V254H54V253H52ZM70 254H71V253H70ZM80 254H82V253L80 252ZM104 254H105V253H104ZM123 254L126 255V254H127V251H126V254H125V253H123ZM143 254H144V253H143ZM146 254L148 255V259H149V257H150L149 255H150V254L147 253V251H146ZM197 254H196V255H197ZM211 254H209V255L207 254V255L210 256ZM227 254H228V253H227ZM234 254H235V253H234ZM234 254H233V255H234ZM237 254H239V253H237ZM240 254H241V253H240ZM2 255H3V254H2ZM11 255H12V254H11ZM15 255H16V254H15ZM57 255H56V256H57ZM75 255H76V254H75ZM77 255H78V254H77ZM89 255H88V256H89ZM97 255H98V254H97ZM97 255H96V256H97ZM105 255H109V254L106 253ZM128 255H126L125 258H126ZM141 255H142V254H141ZM147 255H145V256L147 257ZM165 255H166V254H165ZM184 255H185V254H184ZM243 255H244V253H243ZM6 256H7V254H6ZM17 256H18V255H17ZM17 256H15V258H16ZM46 256H45V258L47 259L48 257H46ZM71 256H72V255H71ZM86 256H87V255H86ZM86 256H84V259H85ZM88 256H87V257H88ZM90 256H89V257H90ZM121 256H122V254H121ZM139 256H140V255H139ZM139 256L136 258V260H138L137 262H139V260H140V259H138V258H140L141 256H140V257H139ZM142 256H143V255H142ZM153 256H152V258H153ZM180 256H182V254H181ZM188 256H189V254H188ZM208 256L205 255V256H203V257L206 258V257H208ZM226 256H227V255H226ZM228 256H227L226 258H228V260H229V257H228ZM235 256H236V255H235ZM240 256H241V255H240ZM240 256L238 255V258H239ZM9 257H11V256H9ZM27 257H28V256H27ZM27 257H25V258H27ZM39 257H40V256H39ZM39 257H38V258H39ZM49 257H50V254H49ZM65 257H66V256H65ZM65 257H64V258H65ZM72 257H73V256H72ZM72 257H71V258H72ZM78 257H79V256H78ZM89 257L87 258L88 260H90ZM108 257H112V255L105 257V261H108V260H109ZM131 257H130V258H131ZM169 257H168V258H169ZM177 257H178V256H177ZM203 257H202V255L198 254L195 258L193 257L194 260H193L190 264H203V260H204ZM219 257H220V255H219ZM231 257H230V258H231ZM242 257H244V256H242ZM245 257H246V256H245ZM3 258H5V255H4ZM15 258L13 257V259H15ZM22 258H23V257H22ZM22 258H20V260H21ZM29 258H30V256H29ZM29 258H28V259H29ZM31 258H32V255H31ZM34 258H36V257H34ZM34 258H32V259L35 260ZM45 258H44V259H45ZM54 258H55V257H54ZM59 258H60V257H59ZM64 258L61 257L60 260H61V259H64ZM71 258H69V260H71ZM92 258H91V259H92ZM94 258H95V260H96V258L98 259V257H94ZM99 258H101L100 255H99ZM106 258H107L108 260H106ZM122 258H123V257H122ZM125 258H124V259H125ZM128 258H129V257H127L125 260L127 261ZM193 258H192V259H193ZM208 258H209V257H208ZM215 258H216V257H215ZM226 258H225V259H226ZM233 258H234V256H233ZM233 258H232V259H233ZM238 258L235 257L234 260H237ZM5 259H6V258H5ZM18 259H19V257H18ZM18 259H17V260H18ZM32 259H31V260H32ZM36 259H37V258H36ZM46 259H45V261H47ZM52 259H53V258H49L48 260L50 261V260H52ZM56 259H58V258L56 257ZM81 259H82V257H81ZM84 259H83V260H84ZM87 259H85V260H87ZM112 259H113V257H112ZM112 259H111V260H112ZM117 259H118V256H117ZM146 259H147V258H146ZM177 259H179V257H178ZM180 259H181V258H180ZM180 259H179V260H180ZM183 259H184V258H183ZM189 259H190V258H189ZM206 259H207V258H206ZM218 259H220V258H218ZM225 259H224V260H225ZM1 260H3V259H1ZM10 260H12V259H10ZM15 260H16V259H15ZM37 260H38V259H37ZM37 260H36V262H37ZM40 260H41V259H40ZM53 260H54V259H53ZM65 260H67L66 262L69 263L68 259H65ZM95 260H94V261H95ZM100 260H101V259H100ZM100 260H99V261H100ZM102 260H103V259H102ZM111 260H110V262H111ZM113 260H116V256H115V258H114ZM113 260H112V262H113ZM118 260H119V259H118ZM136 260H135V261H136ZM207 260H208V259H207ZM239 260H240V259L237 260V263L240 262ZM250 260H251V259L249 258V263H250ZM18 261H19V260H18ZM18 261H17V263H15V264H18ZM22 261H23V260H22ZM25 261H26V260H25ZM29 261H30V260H29ZM29 261H27V262H29ZM41 261H42V260H41ZM45 261H44V263H45ZM54 261H56V260H54ZM62 261H63V260H62ZM73 261H74V260H73ZM73 261H70V262H73ZM76 261H77V260H76ZM92 261H93V260H92ZM103 261H104V260H103ZM103 261H102V262H103ZM122 261H123V260H122ZM135 261H134V262H135ZM149 261H153V259H152V260L149 259ZM183 261H184L186 264H188L185 260H183ZM183 261H182V264H184ZM208 261H209V260H208ZM213 261H214V264H215V260H213ZM220 261H221V260H220ZM238 261H239V262H238ZM263 261H264V260H263ZM2 262H3V261H2ZM7 262H10V261H8V257H7ZM11 262H12V261H11ZM15 262H16V261H15ZM42 262H43V261H42ZM42 262H41V264H43ZM47 262H48V261H47ZM47 262H46V263H47ZM50 262H51V261H50ZM57 262H58V261H57ZM85 262H86V261H85ZM87 262H88V261H87ZM89 262H91V261H89ZM97 262H98V261H95L96 264H97ZM112 262H111V264H112ZM115 262H117V261H114V263H115ZM124 262H125V261H124ZM128 262H129V259H128V261H127L126 264H128ZM134 262L132 261V263H134ZM137 262H136V263H137ZM140 262H142V260H140ZM205 262H206V260H205ZM225 262H227V261H225ZM228 262H229V261H228ZM228 262H227V263H228ZM242 262H243V260L241 261V264H243ZM0 263H1V262H0ZM5 263H6V261H5ZM5 263H4V264H5ZM23 263L25 264L26 262H23ZM46 263H45V264H46ZM48 263H49V262H48ZM48 263H47V264H48ZM51 263H52V262H51ZM58 263L60 264V262H58ZM64 263H65V261H64ZM64 263H63V264H64ZM75 263H76V262H75ZM81 263H82V262H81ZM83 263H84V262H83ZM95 263H93V264H95ZM107 263L109 264V262H107ZM118 263H120V261H118ZM118 263H116V264H118ZM130 263H131V259H130ZM130 263H129V264H130ZM144 263H145V262H144ZM146 263H147V262H146ZM149 263H150V262H148V264H149ZM174 263H175V262H174ZM174 263H173V264H174ZM177 263H178V262H177ZM209 263H210V262H209ZM219 263L222 264V263H223V259H222V262H219ZM219 263H218V264H219ZM233 263H234V261H232V263H230V264H233ZM7 264H10V263H7ZM12 264H13V262H12ZM19 264H22L21 261L19 262ZM27 264H28V263H27ZM31 264H32V263H31ZM34 264H35V262H34ZM36 264H37V263H36ZM38 264H39V263H38ZM49 264H50V263H49ZM52 264H54V263H52ZM61 264H62V262H61ZM71 264H74V263H71ZM76 264H78V263H76ZM85 264H86V263H85ZM105 264H106V263H105ZM124 264H125V263H124ZM134 264H135V263H134ZM140 264H141V263H140ZM142 264H143V262H142ZM153 264H154V262H153ZM155 264H156V263H155ZM178 264H179V263H178ZM180 264H181V262H180ZM211 264H212V263H211ZM216 264H217V261H216ZM223 264H224V263H223ZM234 264H236V262H235ZM239 264H240V263H239Z\"/></svg>", "mask_w": 264, "mask_h": 264}]
</instances>
